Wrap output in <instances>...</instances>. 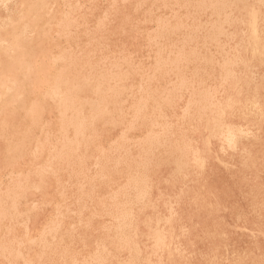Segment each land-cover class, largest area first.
Segmentation results:
<instances>
[{
	"label": "rangeland",
	"instance_id": "obj_1",
	"mask_svg": "<svg viewBox=\"0 0 264 264\" xmlns=\"http://www.w3.org/2000/svg\"><path fill=\"white\" fill-rule=\"evenodd\" d=\"M3 1V2H2ZM0 0V264H264V0ZM8 1V2H6ZM11 1V2H10ZM14 1V2H13ZM18 1V3H17ZM53 1V2H52ZM56 1V2H55ZM86 1V2H85ZM88 1V2H87ZM91 1V2H90ZM93 1V2H92ZM154 2L153 4L151 3ZM165 1V2H163ZM169 1V2H168ZM171 1V2H170ZM177 1V2H176ZM183 1V3H182ZM201 1V2H200ZM211 2L207 4L208 2ZM213 1V2H212ZM219 1V2H218ZM224 2V6L221 5ZM228 1V2H227ZM263 3H258V2ZM13 2V3H12ZM65 2V3H64ZM75 2V3H74ZM95 2V3H94ZM111 4H110V3ZM114 2V3H113ZM133 2V3H132ZM138 2V3H136ZM150 2V3H149ZM156 2V3H155ZM167 2V3H166ZM199 4H197V3ZM207 2V3H206ZM228 4H227V3ZM230 2V3H229ZM11 3V4H10ZM16 3V4H15ZM81 3V4H80ZM93 3V4H92ZM97 3V4H96ZM135 3V4H134ZM161 3V4H160ZM164 5V8L162 7ZM165 3V4H164ZM169 3V4H168ZM173 3V4H172ZM177 3V4H176ZM190 3V5H189ZM193 5H192V4ZM203 3V5H202ZM206 3V4H205ZM214 3V4H213ZM220 3V4H218ZM10 4V5H9ZM74 6H73V5ZM80 4V5H79ZM86 4V5H85ZM89 4V5H88ZM91 4V5H90ZM95 4V5H94ZM109 4V8H108ZM126 4V5H125ZM141 4V6H140ZM149 4V5H148ZM151 4V5H150ZM156 4H159L158 6ZM173 6H172V5ZM179 4V6H178ZM205 4V5H204ZM236 4V6L234 5ZM238 4V5H237ZM262 4V5H261ZM5 5V6H4ZM14 5V6H13ZM18 7H17V6ZM46 5V7H45ZM49 5H51L49 7ZM63 7H62V6ZM82 5V6H81ZM87 8H84L85 6ZM114 5V6H112ZM133 5V6H132ZM138 5V6H137ZM145 5V7H144ZM154 5V6H153ZM160 5H162L160 7ZM182 5V6H181ZM201 5V6H199ZM216 7L214 8L213 7ZM217 5V6H215ZM231 5V6H230ZM13 6V8H12ZM20 6V7H19ZM29 6V7H28ZM90 6V7H89ZM94 6V7H93ZM98 6V7H96ZM105 6V7H104ZM116 6V8H115ZM132 6V7H131ZM151 6V7H147ZM169 6V7H168ZM172 6V7H170ZM175 6V7H174ZM177 6V7H176ZM181 6V8H180ZM187 6V7H186ZM190 6V7H189ZM194 6V9L193 7ZM195 6L197 7L195 9ZM212 6V7H211ZM229 6V7H228ZM240 6V7H239ZM54 7V8H53ZM79 7V8H78ZM118 7H120L118 9ZM124 7V8H123ZM131 7V10H130ZM137 7V8H136ZM160 9L161 11L155 10ZM167 9H166V8ZM186 7V8H185ZM222 7V8H221ZM228 7V8H227ZM235 7V8H234ZM238 7V9H237ZM243 7V8H242ZM5 8V9H4ZM10 8V9H8ZM45 8V9H44ZM48 8V9H47ZM76 8V9H75ZM84 8V10H83ZM93 8V9H92ZM107 9L104 11V9ZM139 8V9H138ZM152 8V9H150ZM170 8V10H169ZM178 8V9H177ZM180 8V9H179ZM214 8V10H213ZM218 8V9H217ZM225 10H224V9ZM241 8V9H240ZM24 9V10H23ZM109 9V10H108ZM115 9V10H114ZM125 9V10H124ZM145 11H144V10ZM175 12H173L172 11ZM175 9V10H174ZM177 9V10H176ZM189 9V10H188ZM204 9L203 11L199 10ZM207 9V10H206ZM210 9V10H209ZM220 9V10H219ZM233 9H235L233 11ZM12 10V11H11ZM50 10V12H49ZM54 10V12H53ZM59 10V11H58ZM69 10V11H67ZM90 10V11H89ZM100 10V11H96ZM111 10V11H110ZM123 10V11H122ZM148 10V12H146ZM163 10V11H162ZM166 10V12H165ZM212 10V11H211ZM219 10V11H217ZM224 10V11H222ZM230 10V11H229ZM9 11V12H8ZM73 11V12H72ZM89 13H88V12ZM96 11V12H95ZM107 11V12H106ZM115 13H114V12ZM132 11V12H131ZM134 11V12H133ZM155 11V12H153ZM186 11V12H185ZM194 11V12H193ZM233 11V12H232ZM20 14H19V13ZM47 12H49L47 14ZM64 12V13H63ZM71 12V13H70ZM84 12V13H82ZM106 12V13H105ZM119 14H117V13ZM121 12V13H120ZM144 12V13H143ZM154 14H153V13ZM168 12V15H167ZM184 12V13H183ZM192 12V13H191ZM203 12V13H201ZM208 12V13H207ZM215 12V13H213ZM219 12V14H218ZM226 12V13H224ZM14 13V15H13ZM67 13V14H65ZM86 13V14H85ZM96 13V14H95ZM101 13V14H100ZM127 13V14H126ZM135 13V14H134ZM150 13V14H147ZM179 13V14H178ZM187 13V14H186ZM190 15H189V14ZM222 15H221V14ZM46 14V15H45ZM74 14V15H73ZM82 14V15H78ZM91 14V15H90ZM103 14V15H102ZM107 14V15H106ZM117 14V15H116ZM122 14V15H121ZM134 14V15H133ZM138 14V15H137ZM162 14V16H161ZM170 14V15H169ZM173 14V16H172ZM178 14V15H176ZM195 14V15H194ZM203 14V15H202ZM215 16H214V15ZM229 14V15H228ZM95 15V16H94ZM102 15V16H101ZM142 15V16H140ZM144 15V16H143ZM159 15V17H158ZM166 15V16H165ZM176 15V16H175ZM185 15V16H184ZM188 15V16H187ZM213 15V16H212ZM224 15H228L224 16ZM7 16V18H6ZM15 16V17H14ZM74 16V17H73ZM82 16V17H81ZM87 16V17H86ZM104 16V17H103ZM120 18H117L119 17ZM135 16V17H134ZM155 16V17H154ZM183 16V17H182ZM190 18H187L189 17ZM193 16V17H192ZM217 16V17H216ZM224 16V17H223ZM229 16H232L229 18ZM234 16V17H233ZM20 17V18H19ZM59 17V18H58ZM85 17V19H84ZM104 20V21H102ZM108 17V19H107ZM113 17V18H112ZM114 17H116L114 19ZM126 17V19L124 18ZM161 17V18H160ZM167 17V20L165 18ZM174 17V19H172ZM178 17V19L176 18ZM181 17V18H180ZM198 17V18H197ZM210 19H209V18ZM212 17V18H211ZM226 17V18H225ZM239 17V18H238ZM11 18V19H10ZM73 18V19H71ZM83 21H82V19ZM93 18V20H92ZM96 18V19H95ZM106 18V19H105ZM146 20H145V19ZM150 18V19H149ZM155 18V19H153ZM164 18V20H163ZM171 18V19H170ZM185 18V19H184ZM217 19L216 20H214ZM235 18V20L233 19ZM237 18V20H236ZM6 19V20H5ZM9 21H8V20ZM26 19V20H25ZM56 19V20H55ZM68 19V20H67ZM91 21H90V20ZM142 19L143 22H142ZM152 19V20H151ZM177 19V20H176ZM189 19V20H188ZM192 19V20H191ZM198 19V20H197ZM58 20V21H57ZM106 20V21H105ZM108 20V23H107ZM140 23H139V21ZM154 20V21H153ZM156 20V21H155ZM161 20V21H160ZM163 20V21H162ZM182 20V22H181ZM202 20H204L202 22ZM206 20V21H205ZM209 20V21H208ZM214 22H213V21ZM223 20V22L219 21ZM241 20V21H239ZM11 21V22H10ZM73 21V22H72ZM100 21V24H99ZM113 21V22H112ZM116 21V22H115ZM120 24H119V22ZM130 21V22H129ZM168 21V25H166ZM175 21V24H174ZM177 21H180L176 23ZM185 21V22H184ZM212 21V22H211ZM238 21V22H237ZM7 22V23H6ZM39 22V23H38ZM77 22V23H76ZM91 22V23H89ZM97 22V23H96ZM111 22V23H110ZM118 22V23H117ZM122 22V23H121ZM125 22V24H124ZM138 22V23H136ZM150 22V23H149ZM159 22V23H158ZM207 24H205V23ZM210 22V23H209ZM231 22V23H230ZM12 23V24H10ZM55 23V24H54ZM66 24V26L64 25ZM103 23H105L103 25ZM156 23V24H153ZM165 23V24H164ZM188 23V24H187ZM195 24V26L192 25ZM202 23V24H200ZM219 23V24H218ZM227 23V24H226ZM233 23V24H232ZM6 24V25H5ZM11 26H10V25ZM78 26H77V25ZM83 26H81V25ZM95 25V27L93 26ZM107 24V25H106ZM113 24V25H112ZM116 24V25H115ZM130 24H132L130 26ZM150 24V25H149ZM158 24V25H157ZM164 26H161V25ZM229 24V26H228ZM54 25V26H53ZM56 25V26H55ZM63 25V26H61ZM102 25V26H101ZM115 25V26H114ZM119 25V26H118ZM123 25L125 28H123ZM126 25V26H125ZM156 25V26H154ZM160 25V26H159ZM177 25V26H176ZM181 25V26H180ZM191 27H189V26ZM201 25V26H200ZM224 25V26H223ZM3 28H2V27ZM26 26V27H25ZM29 26V27H28ZM77 26V27H76ZM80 26V27H79ZM85 26V27H84ZM92 26V27H91ZM98 26V27H97ZM101 26V28H100ZM104 26V27H103ZM114 26V27H113ZM121 26V27H120ZM135 26V27H134ZM169 26L170 30L168 27ZM175 28H174V27ZM180 26V27H178ZM183 26V27H182ZM186 26V28H185ZM188 26V28H187ZM198 26V27H197ZM209 26V27H208ZM222 28H221V27ZM8 27V28H7ZM65 27V28H64ZM79 27V28H78ZM82 27V28H81ZM84 27V28H83ZM90 27V28H89ZM108 27V28H107ZM134 27V28H133ZM152 27V28H151ZM156 27V28H155ZM159 27V28H158ZM161 27V28H160ZM166 27L164 31L163 28ZM182 27V28H181ZM206 29H204V28ZM215 27V28H214ZM25 28V29H24ZM27 28V30H26ZM96 28V29H95ZM115 28V29H114ZM142 28V29H141ZM155 28V30H154ZM174 28V30L172 29ZM184 28V29H183ZM203 28V29H202ZM210 28V29H208ZM213 28V29H212ZM32 29V31H31ZM61 29V30H60ZM64 29V30H63ZM77 29V31H76ZM102 29V30H101ZM107 29V31H106ZM113 29V30H112ZM123 29V30H122ZM134 29V30H133ZM161 29V31H160ZM177 29V30H176ZM180 29V30H179ZM186 29V30H185ZM192 30V32L190 31ZM195 29V32H194ZM197 29V30H196ZM202 29V31H200ZM221 29V30H220ZM57 30V31H56ZM74 30V32H73ZM86 31L85 33L83 32ZM92 30V31H91ZM100 30V31H99ZM109 30V31H108ZM120 30V31H119ZM131 30V31H130ZM159 30V34H158ZM176 30V31H175ZM211 32H210V31ZM223 30V31H222ZM226 30V31H225ZM245 30V31H244ZM2 31V32H1ZM59 31V32H58ZM88 31V32H87ZM105 31V32H102ZM115 31V32H114ZM143 31V32H142ZM146 34H145V32ZM150 31V32H149ZM171 31H175L172 32ZM179 31H182L179 33ZM204 31V32H203ZM209 31V32H208ZM215 31V32H213ZM225 31V32H224ZM228 31V32H227ZM25 32V35H24ZM28 32V33H27ZM52 32V33H51ZM56 32V33H55ZM92 34H91V33ZM95 32V33H94ZM100 32H102L100 34ZM113 32V33H112ZM119 32V33H118ZM125 32V33H124ZM128 32V33H126ZM142 32V34H141ZM164 32V33H163ZM168 32V33H167ZM178 32V33H177ZM188 32V33H186ZM218 32V33H217ZM221 32V33H220ZM2 33H4L2 35ZM11 33V34H9ZM29 33L32 35H29ZM51 33V34H50ZM54 33V35H53ZM83 33V34H82ZM122 33V34H121ZM139 33L141 35H139ZM152 33V34H151ZM165 33L167 34L165 36ZM191 33V34H190ZM193 33V34H192ZM196 33V35H195ZM212 33L215 34H212ZM235 33V34H234ZM56 34V35H55ZM59 34V37H58ZM62 34V35H61ZM77 34V35H76ZM90 34V35H89ZM93 34H96L93 36ZM108 34V35H107ZM112 34V35H111ZM116 34V35H115ZM118 34V35H117ZM121 34V35H120ZM124 34V35H123ZM137 34V35H136ZM150 34V35H149ZM154 34V35H153ZM156 34V35H155ZM164 36H163V35ZM178 36H176V35ZM181 34V35H180ZM184 36H183V35ZM188 34V39L186 38ZM190 34V35H189ZM204 34V35H203ZM226 37H225V35ZM4 35L6 36L4 39ZM11 35V36H9ZM52 35V36H51ZM70 35V37H69ZM92 35V36H91ZM107 35V36H106ZM115 35V36H114ZM147 35L146 37H144ZM160 35V36H159ZM162 35V36H161ZM198 35V36H197ZM223 37H222V36ZM231 35V37H230ZM235 37H234V36ZM3 36V39H2ZM27 36V37H26ZM79 36V37H78ZM83 36V37H82ZM88 36V37H87ZM101 36V37H100ZM103 36V37H102ZM170 36V37H169ZM173 36V37H172ZM180 36V37H179ZM186 36V37H185ZM197 38H196V37ZM204 36V37H203ZM209 36V37H208ZM213 36V37H212ZM220 36V37H219ZM34 37V39H33ZM69 37V38H66ZM72 37V38H71ZM92 39H91V38ZM97 37V39L95 38ZM105 37V38H104ZM152 37V38H151ZM159 37V38H157ZM207 37V38H206ZM212 37V38H211ZM217 37V38H216ZM230 37V38H229ZM14 38V39H13ZM57 38V39H56ZM64 38V40H63ZM66 38V39H65ZM81 38V39H80ZM90 38V39H89ZM99 38V39H98ZM108 38V39H107ZM151 38V39H150ZM157 38V39H155ZM167 40H166V39ZM174 38V39H173ZM177 40H176V39ZM185 38V39H184ZM196 38V40L194 39ZM203 40H202V39ZM222 38V39H221ZM228 38V39H227ZM10 39V41H9ZM13 39V41H12ZM29 39V40H28ZM72 39V40H71ZM75 41H74V40ZM90 41H89V40ZM106 41H105V40ZM110 39V40H109ZM115 39V40H114ZM121 39V40H120ZM163 39V40H162ZM170 39V40H169ZM182 39V41L180 40ZM207 39V40H206ZM212 41H211V40ZM5 40V42L3 41ZM22 40V41H21ZM42 40V41H40ZM51 40V42H50ZM61 40V42H60ZM67 40V41H66ZM84 40V41H83ZM87 40V41H86ZM96 42H94V41ZM109 40V41H108ZM119 40V41H118ZM157 40V41H156ZM173 40V41H172ZM193 40V41H191ZM202 40V41H201ZM220 40V41H219ZM229 42H228V41ZM11 43H9V42ZM25 41V42H24ZM46 41V42H45ZM89 41V42H88ZM102 41V45H101ZM114 41V42H113ZM118 41V42H117ZM150 41V42H149ZM156 41V42H154ZM161 41H165L164 43ZM171 41V42H170ZM187 41L189 42L187 44ZM205 41V42H204ZM208 41V42H207ZM214 41V42H213ZM216 41V43H215ZM14 42V43H13ZM25 44H24V43ZM33 42V43H32ZM36 42V43H35ZM48 42V43H47ZM58 42V43H57ZM64 42V44H63ZM65 42L67 44H65ZM77 44H76V43ZM110 42V43H109ZM183 42V43H181ZM185 42V43H184ZM196 42V43H195ZM203 42V43H202ZM224 42V43H222ZM35 43V44H34ZM41 43V44H40ZM56 44L55 46L53 44ZM76 45H75V44ZM82 43V45H81ZM85 43V44H83ZM97 43V44H96ZM122 43V44H121ZM126 43V44H125ZM152 43V44H151ZM158 43V44H157ZM170 43V44H169ZM228 46H227V44ZM264 44V41L262 42ZM8 44V45H7ZM40 44V45H39ZM46 44V45H45ZM79 44V45H78ZM95 44V46H93ZM107 44V45H106ZM114 44V45H113ZM164 44V45H163ZM169 46H168V45ZM173 44V45H172ZM181 44V45H180ZM185 44V45H184ZM190 44V45H189ZM193 44V45H192ZM195 44V45H194ZM215 44V45H213ZM219 44V45H218ZM222 44H224L222 46ZM5 45V46H4ZM9 47H7V46ZM44 45V46H42ZM53 45V46H52ZM60 45V47H59ZM63 45V47H61ZM67 45L69 47H67ZM76 47H75V46ZM87 45V46H86ZM97 45V47H96ZM104 45V46H103ZM113 45V46H112ZM122 45V47H121ZM133 45V46H131ZM143 45V46H142ZM153 45V46H152ZM167 45V47H166ZM189 45V46H188ZM201 45V46H200ZM213 45V46H212ZM217 45V46H216ZM16 46V47H15ZM28 46V48H27ZM52 46V47H51ZM65 46V47H64ZM72 46V47H71ZM82 48H81V47ZM110 46V47H109ZM118 48H117V47ZM125 46V47H124ZM142 46V48L140 47ZM146 46V47H145ZM158 46V47H156ZM182 46V47H181ZM184 46V48H183ZM197 46V47H196ZM199 46V47H198ZM207 46L209 49H207ZM14 47V48H13ZM36 47V48H35ZM38 47V48H37ZM43 47V49H42ZM71 47V48H70ZM90 49H89V48ZM93 47V48H92ZM155 47V48H154ZM171 47V48H170ZM173 47V48H172ZM179 47H181L180 50ZM196 49H192V48ZM203 47V48H202ZM214 47V49H213ZM219 47V48H216ZM227 47V48H226ZM240 47V48H239ZM6 48V49H5ZM11 48V49H10ZM17 48V50H15ZM47 48V49H46ZM61 48V50L59 49ZM64 50L66 51V54ZM67 48V49H66ZM80 50H78V49ZM86 48V49H84ZM96 50H95V49ZM102 48V49H101ZM115 48V49H114ZM127 48V49H126ZM159 48V49H158ZM199 48V49H198ZM226 48V49H225ZM231 48V49H230ZM38 49H41L38 50ZM46 49V50H45ZM77 49V50H76ZM84 49V50H83ZM93 49V51H92ZM105 49V50H104ZM110 49V50H107ZM123 49V50H122ZM132 49V50H131ZM134 49V50H133ZM152 49V50H151ZM187 49L188 51H186ZM202 49L204 50L202 51ZM222 49V50H221ZM233 49V50H232ZM42 50H45L44 52ZM53 50V51H52ZM72 50V51H71ZM89 51V53L87 51ZM91 50V51H90ZM95 50V51H94ZM159 50L161 52H159ZM167 50V51H166ZM185 50V51H183ZM194 50V53H193ZM217 50V51H216ZM226 50V51H225ZM6 51V52H5ZM63 51V52H62ZM71 51V52H70ZM82 51V52H81ZM99 53H98V52ZM102 53H101V52ZM113 51V52H112ZM116 51V52H115ZM124 51V52H123ZM152 51V52H151ZM164 51V53L162 52ZM177 51V52H176ZM181 51V52H179ZM191 51V52H189ZM196 51V52H195ZM202 53V58L199 55ZM212 51V52H211ZM230 53H228V52ZM232 51V52H231ZM235 53H234V52ZM11 52V54L9 53ZM22 52V53H21ZM48 52V53H47ZM52 52V53H50ZM60 52V53H59ZM78 54H77V53ZM84 52V53H83ZM86 52V54H85ZM94 52V53H93ZM96 52V53H95ZM118 52V53H117ZM122 52V53H121ZM147 52V53H146ZM157 52V53H154ZM171 52V53H170ZM189 52V53H188ZM223 54H221V53ZM225 52V54H224ZM2 53V54H1ZM7 53V54H6ZM15 53V54H14ZM57 53V54H56ZM75 53V55H74ZM82 53V55H81ZM88 53V54H87ZM119 53H121L119 55ZM146 53V54H145ZM152 53V54H150ZM173 53H175L173 56ZM192 53V54H191ZM209 53V54H208ZM213 53H219L213 54ZM240 53V54H239ZM247 53V54H246ZM9 54V55H8ZM35 54V55H34ZM45 56H44V55ZM84 54V55H83ZM103 54V55H102ZM106 54V55H105ZM131 54V55H130ZM154 54V55H153ZM159 54V55H157ZM168 54V55H167ZM185 54V55H184ZM187 54L189 57L187 58ZM190 54L192 57H190ZM262 54V55H261ZM40 57H38V56ZM55 55V56H54ZM57 55V56H56ZM77 55V56H76ZM92 57H89L91 56ZM96 55V57H95ZM100 55V56H99ZM111 55V56H110ZM123 55V57H122ZM153 55V56H152ZM208 57L204 58L203 57ZM216 55V56H215ZM222 55V56H221ZM231 55V56H230ZM234 55V56H233ZM237 55V56H236ZM255 55V56H254ZM24 57V58H18ZM28 58H26V57ZM37 56V58H36ZM54 56V57H53ZM59 56V57H58ZM64 56V57H62ZM67 56V57H66ZM69 56V57H68ZM73 56V57H72ZM75 56V57H74ZM85 56V57H84ZM99 56V57H98ZM102 56V57H101ZM106 56V58H105ZM110 56V57H109ZM113 56V57H112ZM118 56V57H117ZM148 56V57H147ZM152 56V58H151ZM154 56H159L155 60ZM161 56V57H160ZM170 56V57H169ZM173 58L171 59V57ZM178 56V57H176ZM197 56V57H196ZM210 56V58H209ZM213 58H212V57ZM258 56V57H257ZM36 59V62L34 60ZM84 57L85 59H83ZM115 57V58H114ZM117 57V58H116ZM127 57V59H126ZM143 57V58H140ZM176 57V58H175ZM181 57V58H180ZM186 57V58H185ZM231 57V58H230ZM233 57V58H232ZM238 57V58H237ZM17 58L19 60H17ZM58 58V59H57ZM66 58H69L68 60ZM73 60H72V59ZM93 58V59H92ZM105 58V59H104ZM110 58V59H109ZM129 58V59H128ZM133 58V60H131ZM138 58V59H137ZM140 58V59H139ZM147 58V59H146ZM161 58V59H160ZM179 58V59H177ZM184 58L185 60H183ZM193 58V59H192ZM212 58V59H211ZM227 58V59H226ZM259 58V59H258ZM31 59H33L31 61ZM44 59V60H43ZM76 59V61H74ZM79 59V60H78ZM82 59V60H81ZM91 59L94 61L91 62ZM116 59V60H115ZM122 59V60H121ZM123 59L125 61H123ZM170 59V60H169ZM177 59V60H176ZM192 59V60H191ZM202 59V60H199ZM204 59V61H203ZM208 60L210 62L207 61ZM219 61H218V60ZM244 61H242V60ZM9 60V62H8ZM42 60V61H41ZM50 60V62H49ZM59 60V61H58ZM66 60V61H65ZM140 60V61H138ZM156 62H154V61ZM159 60V61H158ZM164 60V61H160ZM167 60V61H166ZM172 60V61H171ZM196 60V62H195ZM213 60V61H211ZM216 60V61H215ZM231 60V62H230ZM4 61V62H3ZM19 61V63H18ZM34 61V64H32ZM61 61V62H60ZM62 61L65 64H62ZM70 61V62H69ZM81 63H79V62ZM86 61V62H85ZM99 63H98V62ZM114 61L115 65H114ZM123 61V63H122ZM177 62V65L175 64ZM179 61V62H178ZM181 61V62H180ZM184 61H188L185 62ZM194 61V62H193ZM203 61V62H202ZM43 62V63H42ZM63 62V63H64ZM77 62V64L73 63ZM126 64H125V63ZM132 62V63H131ZM135 62L138 64H135ZM155 64H154V63ZM168 62V63H167ZM192 62V63H191ZM201 62V63H200ZM219 62V63H218ZM243 62V63H242ZM245 62V63H244ZM22 63V64H21ZM41 63V66L40 64ZM58 63V64H57ZM60 63V64H59ZM85 63V64H83ZM91 63V65H89ZM103 63V65H102ZM119 63V64H118ZM152 63V64H151ZM159 63V64H158ZM165 63V64H164ZM171 63V64H170ZM207 65H206V64ZM227 63V64H226ZM237 63V64H236ZM20 64V65H18ZM29 64V66H28ZM44 64V65H43ZM48 66H47V65ZM72 64V65H71ZM82 64V65H81ZM101 64V65H100ZM130 64V65H129ZM134 64V66L132 65ZM148 64V65H147ZM157 64V65H156ZM180 64V65H179ZM182 64V66H181ZM187 64L189 67H187ZM198 64V65H196ZM200 64V65H199ZM212 64V65H211ZM220 64V65H218ZM236 64V66L234 65ZM245 64V65H243ZM13 65V67H12ZM27 65V67H26ZM32 65V66H31ZM39 67H37V66ZM46 65V66H45ZM59 65V66H58ZM84 65V66H83ZM99 65V66H97ZM111 65V66H110ZM126 65V66H123ZM141 67H140V66ZM169 65V66H168ZM191 65V66H190ZM196 65V66H195ZM215 65V66H214ZM226 67H225V66ZM230 65L232 67H230ZM35 66V67H34ZM43 66V67H42ZM76 66V67H74ZM107 66V67H106ZM114 66V67H113ZM118 66V67H117ZM121 66V67H120ZM130 66V67H128ZM136 66V67H135ZM148 66L149 68H147ZM151 66V67H150ZM156 66V68H155ZM171 66V67H170ZM205 68H204V67ZM211 66V67H210ZM222 66V67H221ZM30 67V68H29ZM42 67V68H40ZM51 67L50 69H47ZM55 67V68H54ZM64 67V68H63ZM71 67V68H70ZM86 67V68H85ZM104 67V68H102ZM111 67V68H110ZM116 67V68H115ZM120 67V68H119ZM126 67V68H124ZM128 67V68H127ZM132 67V68H131ZM144 67V68H142ZM146 67V69H145ZM161 69H160V68ZM169 67V68H168ZM176 67V68H175ZM186 67V69H185ZM195 69H192L194 68ZM201 67V68H199ZM6 70H4V69ZM9 68V69H7ZM12 68V69H11ZM28 68V69H27ZM66 68V69H65ZM73 68L75 70H73ZM79 68V69H78ZM98 68V70H97ZM114 68V69H113ZM122 68V69H121ZM136 68V69H135ZM163 68V69H162ZM175 68V69H174ZM185 69V71L181 70ZM208 68L210 70H208ZM214 68V70H212ZM222 68V69H221ZM17 69V70H16ZM19 69V70H18ZM30 69V70H29ZM43 69L45 71H43ZM51 69H53L51 71ZM91 71H90V70ZM93 69V70H92ZM104 69V70H103ZM110 69V70H109ZM112 69V70H111ZM116 69H118L116 71ZM122 71H121V70ZM128 69V70H127ZM131 69V70H129ZM134 72H133V70ZM141 69V70H140ZM148 69V71H147ZM151 69V70H150ZM153 69V70H152ZM170 69V71H169ZM172 69V70H171ZM189 69V70H188ZM193 71H192V70ZM202 69V70H201ZM204 69V71H203ZM221 69V71H220ZM224 69V70H223ZM232 69V70H231ZM13 70V71H12ZM23 70V71H21ZM26 70V71H25ZM34 70V72H33ZM36 70V71H35ZM39 70V71H38ZM43 72L41 74V71ZM48 70V71H47ZM62 70V74L60 72ZM64 70V71H63ZM69 72V74L65 71ZM73 70V71H70ZM83 70V71H82ZM88 70V71H87ZM96 70V71H95ZM102 70V71H101ZM156 70V71H155ZM161 70V72H160ZM165 70V71H163ZM208 70V71H207ZM219 70V71H217ZM223 70V71H222ZM231 70V71H230ZM5 71V73H4ZM7 71V72H6ZM10 71V74L9 72ZM12 71V73H11ZM21 71V72H20ZM25 71V72H24ZM58 71V72H57ZM74 71H77L74 72ZM90 71V72H89ZM126 71V72H125ZM139 71V72H138ZM141 71V72H140ZM155 71V72H154ZM163 71V72H162ZM178 71V73L176 72ZM199 71V72H198ZM211 71V72H210ZM38 72V74H36ZM47 72V73H46ZM50 72V73H48ZM71 72L75 74H71ZM95 72V74L93 73ZM117 72V73H116ZM130 72V73H129ZM152 72L153 75L151 74ZM159 72V73H158ZM168 72V73H167ZM172 72V73H171ZM189 73V75L187 73ZM192 72V73H191ZM197 72V73H196ZM217 72H219L217 74ZM223 72V73H222ZM225 72V74H224ZM257 72V73H256ZM2 73V74H1ZM25 73V74H23ZM45 73V75H44ZM52 73V75H50ZM54 73V74H53ZM55 73L57 75H55ZM65 73V74H64ZM83 75H81V74ZM99 73V74H98ZM122 73V75H121ZM126 73V75H125ZM134 73V74H133ZM140 75H139V74ZM170 73V74H169ZM178 75H177V74ZM196 73V74H195ZM238 73V74H237ZM252 73V74H251ZM13 74V76H12ZM34 74V76H33ZM36 74V75H35ZM101 74V75H100ZM104 74V75H102ZM110 74V75H109ZM113 74V76H112ZM120 74V75H119ZM133 74V75H132ZM143 74V76H142ZM157 74L159 75L160 79ZM163 74V75H161ZM166 74V75H165ZM192 74V75H191ZM205 74V75H204ZM230 74V75H229ZM4 75V76H3ZM7 75V76H6ZM25 75V76H24ZM42 75V76H41ZM54 75V76H53ZM66 75V77H64ZM70 77H69V76ZM77 75L78 79H77ZM92 75V76H90ZM116 75V76H115ZM119 75V76H118ZM139 75V76H137ZM146 75V76H145ZM149 75L152 77L149 79ZM161 75V76H160ZM165 75V76H164ZM174 75V76H173ZM201 76L198 77V76ZM216 75V76H215ZM220 75V76H219ZM224 75V76H223ZM7 78H6V77ZM22 76V77H20ZM59 76V77H58ZM83 76V78H82ZM96 76V77H95ZM99 76V77H98ZM108 79H105V77ZM116 79H115V77ZM168 76L170 78H168ZM179 76V77H178ZM188 77L186 80L184 77ZM209 76V78H204ZM9 77V78H8ZM35 80L40 81V83ZM43 77V78H42ZM46 79H45V78ZM48 77V78H47ZM51 77L52 80L51 81ZM56 77V78H55ZM62 77V78H60ZM86 77V78H84ZM98 77V78H97ZM102 77V78H101ZM110 77V78H109ZM123 79H122V78ZM127 77V78H126ZM130 77V79H129ZM136 77V78H135ZM139 77V78H138ZM142 77V78H141ZM147 77V78H146ZM158 77V78H156ZM169 79L167 81V79ZM175 77V79H174ZM203 77V78H202ZM224 77V78H223ZM228 78L226 80V78ZM2 78H6L3 79ZM12 78V79H11ZM14 78V79H13ZM22 78V79H21ZM42 78V79H41ZM50 78V82L47 80ZM146 78V79H144ZM156 78V79H155ZM164 78V79H163ZM178 78V79H177ZM182 78V79H181ZM191 78V80H190ZM219 78V79H218ZM222 78V80H220ZM233 78V79H232ZM263 78V79H262ZM9 79L11 81H9ZM69 82H68V80ZM72 79V80H71ZM83 79V80H82ZM85 79V80H84ZM96 79V80H95ZM119 79V80H118ZM133 79V80H132ZM140 79V81H139ZM144 79V80H142ZM155 79V80H154ZM193 79V80H192ZM195 79V80H194ZM204 79V80H203ZM212 79H215L214 81ZM224 79V80H223ZM5 80V81H4ZM19 80V82H18ZM34 83H32V81ZM58 80V81H56ZM60 80V81H59ZM63 80V81H61ZM82 80V81H81ZM96 84L94 86L93 83ZM104 80V81H103ZM127 80V81H126ZM130 80V81H129ZM137 80V81H136ZM150 80V81H147ZM176 80V81H174ZM198 82H197V81ZM211 80V82H210ZM262 80V81H261ZM86 81V82H85ZM94 81V82H93ZM107 82V87L106 83ZM110 81V82H109ZM125 81V82H124ZM133 81V83H132ZM135 81V82H134ZM154 83H153V82ZM164 81V82H163ZM167 81V82H166ZM174 81V82H173ZM178 81V83H177ZM182 81V83H181ZM204 86L203 85V83ZM5 84H4V83ZM28 82V83H27ZM36 82V83H35ZM42 82V83H41ZM45 82V83H44ZM52 82V84H50ZM59 82V83H58ZM64 82V83H63ZM101 82V83H100ZM112 82V83H111ZM121 82V83H120ZM180 82V83H179ZM187 82V83H186ZM189 82V83H188ZM193 82V83H192ZM208 82V83H207ZM219 82V83H218ZM224 82V83H223ZM8 86L6 88V86ZM14 83V84H12ZM31 83V85H30ZM80 83V84H79ZM83 83V84H82ZM92 83V84H91ZM114 83V84H113ZM122 83H126L124 86ZM142 83V84H141ZM165 83V84H164ZM169 83H171L169 85ZM196 83V85H195ZM202 83V86L200 84ZM222 83V84H221ZM230 85H228V84ZM35 84V85H34ZM39 84V85H38ZM59 84V85H58ZM63 84V85H62ZM111 84V87H110ZM116 84V85H115ZM129 84V85H128ZM136 84L138 87H136ZM150 84V85H149ZM156 84V85H154ZM163 84V85H162ZM168 84V85H167ZM177 84L176 86H174ZM180 84V86L178 85ZM184 86H181V85ZM199 87H197L198 85ZM226 84V85H225ZM249 84V85H248ZM38 85V86H37ZM47 87H45V86ZM58 85V86H57ZM98 85V86H97ZM114 85V86H113ZM123 85V86H122ZM141 85V86H140ZM159 85V86H158ZM187 85V86H186ZM232 85V86H231ZM4 86V87H2ZM22 86V87H21ZM63 86V88L61 87ZM66 86V87H65ZM73 88H72V87ZM119 88L117 90L116 87ZM135 86V87H133ZM144 86V87H143ZM148 86V87H146ZM155 86V87H154ZM163 86H165L163 88ZM179 86V87H178ZM209 86V87H208ZM33 89L31 90L30 88ZM37 87V88H35ZM41 87V88H40ZM59 87V88H58ZM78 87V88H76ZM103 87V89H101ZM113 87V88H112ZM157 87V88H156ZM170 87V88H169ZM181 87V88H180ZM186 87V88H185ZM205 87V88H204ZM5 88V89H4ZM10 88V89H9ZM86 90H85V89ZM95 88V89H94ZM122 88V89H121ZM138 90H137V89ZM147 88V89H146ZM148 88H151L148 90ZM155 88V89H154ZM167 88V90H166ZM176 88V89H175ZM178 88V89H177ZM191 88V89H190ZM204 88V89H200ZM207 88V90H206ZM214 88V89H213ZM234 90L232 91V89ZM247 88V89H246ZM30 89V90H29ZM35 89V90H34ZM38 89V90H37ZM41 89H44L41 91ZM47 89V90H46ZM50 89V90H49ZM111 89V90H110ZM114 89V90H113ZM121 89V90H120ZM130 89V90H129ZM163 89V90H161ZM180 89V90H179ZM185 89V90H184ZM195 89V91H194ZM198 89V90H197ZM212 89V92L209 91ZM218 89V90H217ZM229 89V90H228ZM6 90V91H5ZM35 92H34V91ZM37 90V91H36ZM49 90V91H48ZM67 90V91H66ZM86 92H85V91ZM89 90V91H88ZM107 90V91H106ZM134 90V91H133ZM140 90V91H139ZM145 90V92L143 91ZM148 90V91H147ZM158 90V91H157ZM161 90V91H160ZM172 90V91H169ZM178 90V91H177ZM184 90V91H183ZM188 90V91H187ZM197 90V91H196ZM205 90V91H204ZM214 90V91H213ZM223 90V91H221ZM11 91V92H10ZM14 91V92H13ZM31 91V92H30ZM56 91V92H55ZM60 91V92H59ZM63 91V92H62ZM66 91V92H65ZM90 94H88V92ZM94 91V93H93ZM102 91V93H100ZM105 91V92H104ZM128 91V93H127ZM130 91V92H129ZM136 91V92H135ZM161 93H160V92ZM168 94H165L164 93ZM201 91V92H200ZM206 91H208L206 93ZM7 92V93H6ZM10 92V93H9ZM28 92V94H27ZM34 92V93H33ZM40 92V93H39ZM44 94H43V93ZM68 92V93H67ZM70 92V93H69ZM81 92V93H80ZM85 94H84V93ZM110 92V93H109ZM135 92V93H134ZM138 92V93H137ZM140 92V93H139ZM152 92V93H151ZM155 92V93H154ZM173 93L175 95L172 94ZM214 92V93H213ZM217 92V93H216ZM221 92V93H220ZM223 92V93H222ZM6 93V94H5ZM9 93V94H8ZM13 93V94H12ZM32 93V94H31ZM105 93V94H104ZM112 93V94H111ZM144 95H141V94ZM171 93V94H169ZM189 93V94H188ZM194 94V97L191 95ZM198 93L202 96H198ZM212 93V94H211ZM220 93V94H219ZM30 94V95H29ZM35 94V95H34ZM66 94V96H65ZM92 94V95H91ZM98 94V95H97ZM99 94H104L100 97ZM117 94V95H116ZM124 94V96H123ZM140 94V95H139ZM149 94V95H148ZM159 94V95H158ZM179 94V95H178ZM185 94V95H184ZM224 94V95H223ZM53 95V97H52ZM55 95V96H54ZM58 95V96H57ZM62 95V96H61ZM72 95V96H71ZM74 95V96H73ZM91 95V96H90ZM97 95V96H96ZM116 95V96H115ZM122 95V96H121ZM129 95V96H128ZM133 95V96H131ZM154 97H153V96ZM157 95V96H156ZM210 95V96H209ZM228 95V96H227ZM231 95V97H230ZM237 95V96H236ZM252 95V96H251ZM34 96V97H33ZM37 96V97H35ZM45 96V97H44ZM76 96V97H75ZM85 96V97H83ZM107 96V98H106ZM137 98H133L136 97ZM142 96V97H141ZM146 96V97H145ZM179 98H177V97ZM181 96H184L181 98ZM192 96V97H191ZM198 96V99L197 97ZM215 96V97H214ZM223 96V98H222ZM254 96V98H253ZM2 97V98H1ZM11 97V98H10ZM20 97V98H19ZM94 97V98H93ZM95 97L97 98L95 100ZM104 97V98H103ZM112 97L114 99H112ZM127 97V98H126ZM145 97V98H144ZM158 97V100H157ZM162 99H161V98ZM166 97V98H165ZM188 97H190L188 99ZM199 97H203L200 98ZM217 97H220L217 98ZM227 97V98H226ZM235 97V98H234ZM29 100H28V99ZM34 98V99H33ZM76 98L77 101H76ZM88 98V99H87ZM107 101H106V99ZM109 98V99H108ZM120 98V99H119ZM133 98V99H131ZM148 98V99H147ZM153 98L152 100H150ZM176 98V99H175ZM187 98V99H186ZM193 98V99H192ZM217 98V99H216ZM234 98V99H233ZM40 100V102L38 101ZM49 99V100H47ZM75 99V100H74ZM83 99V100H81ZM99 99V100H98ZM145 101H143V100ZM156 99V100H155ZM165 99V100H164ZM171 99V100H170ZM175 99V100H174ZM210 99V101H209ZM214 99V101H213ZM227 99V100H226ZM233 99V100H232ZM21 103H20V101ZM23 100V101H22ZM65 100V101H64ZM101 103H99L98 101ZM102 100V101H101ZM105 100V101H104ZM109 100V101H108ZM116 100V101H114ZM135 100V101H134ZM137 100V102H136ZM148 100V101H147ZM163 100V101H162ZM169 102H168V101ZM176 100L178 101L176 103ZM191 100H194L191 101ZM199 100V101H198ZM225 100V101H224ZM233 102H232V101ZM17 101V102H16ZM26 101V102H25ZM33 101V102H32ZM36 101V102H35ZM47 102V104L45 102ZM75 101V102H74ZM104 101V102H103ZM114 101V102H113ZM121 101V102H120ZM130 101V102H129ZM156 101V102H155ZM159 101V102H158ZM161 101V103H160ZM167 103H166V102ZM228 101V103H226ZM30 102V103H29ZM42 102V103H41ZM54 102V103H53ZM77 102V103H76ZM93 102V103H92ZM112 102V103H111ZM128 102V103H127ZM137 104V106H135ZM152 102L153 106L151 105ZM155 102V103H154ZM175 102V103H174ZM186 102V103H185ZM197 102V103H196ZM203 102V104H202ZM206 102V103H205ZM221 102V103H220ZM225 102V103H224ZM256 102V103H254ZM58 103V104H57ZM82 103V104H81ZM95 103V104H94ZM115 103V104H114ZM130 106H127L129 105ZM134 105L132 107V104ZM143 103V104H142ZM164 103V105H163ZM166 103V104H165ZM170 103V104H169ZM184 103L186 105H184ZM217 103V104H216ZM232 103V104H231ZM238 103V104H237ZM17 104V105H16ZM22 104V106L20 105ZM28 106H27V105ZM30 104V105H29ZM34 104V105H33ZM55 104V105H53ZM75 104V105H73ZM88 106V108L85 106ZM112 104V105H111ZM197 104L199 110H195ZM219 104V106H218ZM221 104V106H220ZM223 104V106H222ZM257 104V105H256ZM10 105V106H9ZM20 105V106H19ZM26 105V106H25ZM53 105V106H51ZM96 107H95V106ZM102 106L98 107V106ZM158 105V106H157ZM170 106V107H167ZM195 107H193V106ZM203 105V106H202ZM217 105V107H216ZM39 106V107H38ZM46 106V107H45ZM62 106V107H61ZM83 106V108H82ZM94 106V107H93ZM109 106V107H108ZM113 106V107H112ZM117 106V107H115ZM119 106V107H118ZM124 106V107H123ZM127 106V107H126ZM142 106V107H141ZM147 106V107H146ZM151 108H150V107ZM159 106H161L159 108ZM167 108H166V107ZM180 106V107H179ZM189 106V108H188ZM210 106V107H208ZM230 106V107H229ZM41 107V108H40ZM45 107V108H44ZM55 107V108H54ZM77 107V108H76ZM98 107V108H97ZM121 107V108H120ZM139 107L141 109H139ZM144 107V109H143ZM158 107V108H157ZM174 107V108H173ZM183 107V110H182ZM186 107V108H185ZM202 110H201V108ZM226 107V108H225ZM34 108V109H32ZM36 108V109H35ZM51 108V109H50ZM61 108V110H60ZM63 108V109H62ZM95 108V109H94ZM97 108V110H96ZM108 108V109H107ZM111 108V109H109ZM114 108V109H113ZM130 108V109H129ZM131 108H133L131 110ZM163 108V109H162ZM176 108V109H175ZM210 108V109H209ZM213 108V109H211ZM215 108V109H214ZM222 108V109H221ZM230 108V109H228ZM22 110L20 112V110ZM45 109V111H44ZM47 109V111H46ZM67 109L68 113L65 111ZM69 109V110H68ZM90 109V110H89ZM93 109V111H92ZM122 109V110H121ZM151 109V110H150ZM155 109V110H154ZM158 109V110H157ZM160 109V110H159ZM168 109V110H167ZM194 109V111H192ZM207 109V110H205ZM9 110V111H8ZM19 110V111H18ZM32 110V111H31ZM39 110V111H38ZM42 110V114H41ZM54 110V111H51ZM59 110V111H58ZM71 110V112H70ZM73 110V111H72ZM84 110V111H83ZM102 110V112H101ZM118 110V111H117ZM126 110V113H125ZM128 110V111H127ZM130 110V111H129ZM137 110V111H135ZM145 110V111H144ZM149 110L151 112H149ZM171 110L173 112H171ZM187 110V111H186ZM205 110V111H204ZM211 110V112H210ZM216 112H215V111ZM224 110V111H223ZM25 111V112H23ZM63 111V112H62ZM87 111V114H86ZM115 111V112H114ZM140 111V112H138ZM155 111V112H154ZM202 111L204 112L202 114ZM214 111V112H213ZM219 111V112H218ZM227 113L225 114V112ZM14 112V114H13ZM47 112V113H46ZM54 112V113H53ZM56 112V113H55ZM84 112V113H83ZM96 112V113H95ZM135 112V114H134ZM137 112V113H136ZM144 112V113H143ZM147 112V114H146ZM160 112V113H158ZM163 112V113H162ZM194 112V113H193ZM196 112V113H195ZM200 112V113H199ZM221 112V113H220ZM10 116H9V114ZM25 113L27 114L25 116ZM35 113V114H34ZM50 113V114H49ZM71 115H70V114ZM79 113V114H78ZM81 113V115H80ZM91 113V114H90ZM93 113V114H92ZM111 113V114H110ZM115 113V115L113 114ZM119 113V114H117ZM124 113V114H121ZM143 113V115H142ZM150 113V114H149ZM152 113V114H151ZM186 113V114H185ZM191 113V114H190ZM206 113V114H205ZM208 113V114H207ZM211 113V114H210ZM216 115H215V114ZM7 114V116H5ZM13 114V115H12ZM19 116H18V115ZM24 114V115H23ZM32 116L29 120V115ZM40 114V115H38ZM47 114V116H46ZM49 114V116H48ZM76 114V115H75ZM89 114V116H87ZM101 114V116H100ZM107 114V115H106ZM138 114V115H137ZM141 114V115H140ZM171 114V115H170ZM181 115V117L179 115ZM194 114V115H193ZM199 114V115H198ZM201 114V117H200ZM213 114V115H212ZM254 114V115H253ZM4 115V116H3ZM17 115V116H16ZM34 115V116H33ZM55 115V116H54ZM57 115V116H56ZM59 115V116H58ZM79 115V117H78ZM92 115V116H91ZM120 115V116H119ZM135 115V116H134ZM140 115V116H139ZM191 115V118L190 116ZM196 115V117H195ZM198 115V116H197ZM207 115V116H206ZM211 115V116H210ZM3 116V117H2ZM27 118L25 120V118ZM36 116V119H35ZM46 116V117H45ZM75 116L74 120L73 117ZM82 116V117H81ZM97 116V117H96ZM103 116V117H102ZM114 116L116 117L114 119ZM122 116V117H121ZM124 116V117H123ZM133 116V117H130ZM143 116V117H141ZM160 116V117H158ZM164 116V117H163ZM177 116V117H176ZM187 116V118H186ZM205 118L204 119L202 118ZM215 116V117H213ZM221 116V117H220ZM226 116V117H225ZM5 117V118H4ZM15 117V118H12ZM22 117V119H21ZM44 117V118H43ZM56 117V118H55ZM72 117V118H71ZM81 117V118H80ZM85 117V118H84ZM102 117V118H101ZM118 117V118H117ZM127 119H126V118ZM137 117V118H136ZM141 117V118H139ZM152 117V118H151ZM157 117V118H156ZM209 117V118H208ZM213 117V118H212ZM12 118V119H10ZM20 118V119H19ZM38 118V120H37ZM49 118V119H47ZM54 118V119H53ZM65 118V119H64ZM79 118V119H78ZM89 118V119H88ZM101 118V119H100ZM112 118V119H110ZM121 118V119H120ZM133 118V119H132ZM136 118V120H135ZM161 118V119H159ZM164 118V119H163ZM177 118V119H176ZM186 118V119H182ZM195 118V119H194ZM8 121H7V120ZM10 119V120H9ZM16 119V120H14ZM43 119V120H42ZM57 119V122L55 121ZM61 119V120H60ZM76 119V120H75ZM85 121H84V120ZM93 119V120H91ZM95 119V120H94ZM106 119V120H104ZM114 119V120H113ZM119 119V120H118ZM145 119V120H144ZM152 119V120H151ZM154 119V120H153ZM163 119V120H162ZM176 119V121H175ZM210 119V120H209ZM222 119V121H221ZM229 119V120H228ZM4 120V121H3ZM24 120V121H23ZM34 120V121H33ZM39 122H37V121ZM50 120V121H49ZM60 120V121H59ZM79 122L77 123V121ZM97 120V121H96ZM110 123H109V121ZM112 120V121H111ZM134 120V121H133ZM142 120V121H140ZM144 120V121H143ZM148 120L146 125L144 124ZM166 120V121H164ZM192 120V121H191ZM195 120V121H194ZM197 120V121H196ZM203 120V122L201 121ZM47 121V122H46ZM73 121V122H72ZM84 121V122H83ZM90 121V122H89ZM92 121V122H91ZM115 121V122H114ZM126 121V122H124ZM133 121V122H132ZM136 121V122H135ZM160 121V122H159ZM162 121L164 123L162 124ZM178 121V122H177ZM187 121V123H186ZM194 121V122H193ZM212 121V123H211ZM214 121V122H213ZM217 124H216V122ZM221 121V122H220ZM6 122V123H5ZM13 122V123H12ZM23 122V123H22ZM27 122V123H26ZM29 122V124H28ZM42 122V123H41ZM57 125H55V123ZM62 122V123H61ZM87 122V123H86ZM96 122V123H95ZM108 122V123H107ZM124 122V123H123ZM129 122V124L127 123ZM140 122L142 124H140ZM150 122V123H149ZM153 122H155L153 124ZM169 122V123H168ZM177 122V124H176ZM181 122V124H180ZM185 122V123H184ZM192 122V123H190ZM197 122V123H196ZM9 123V124H8ZM20 123V126L19 124ZM26 123L27 126L24 124ZM33 123V124H31ZM34 123H36L34 125ZM95 123V124H94ZM102 123V124H100ZM114 123V124H113ZM119 123V125L117 124ZM122 123V124H121ZM126 123V124H125ZM136 125H135V124ZM171 123V124H170ZM174 123V124H172ZM207 123V124H206ZM228 123V124H226ZM38 124V125H37ZM39 124H41L39 126ZM48 124V125H47ZM54 124V125H51ZM58 124H63L59 125ZM68 124V125H67ZM78 124V126H77ZM95 126H94V125ZM106 125V127L104 126ZM108 124V125H107ZM133 124V125H132ZM139 124V125H138ZM150 124V126H149ZM152 124V125H151ZM185 126H184V125ZM187 124V125H186ZM194 128L192 127V125ZM209 124V125H208ZM215 126H213V125ZM216 124V125H215ZM232 124V125H231ZM13 125V126H12ZM23 125V127H22ZM32 125V126H30ZM51 125V126H50ZM65 125V126H64ZM113 127H112V126ZM118 125V126H116ZM140 125H142L140 127ZM168 125V126H167ZM172 125V126H170ZM182 125V126H181ZM220 125V126H219ZM235 125V126H234ZM237 125V126H236ZM246 125V126H245ZM8 126V127H7ZM35 126V127H34ZM44 126V127H43ZM48 129H47V127ZM50 126V127H49ZM58 126V127H57ZM67 126V127H66ZM76 126V127H75ZM83 126L85 128H83ZM126 126H130L129 129ZM132 126V127H131ZM135 126V127H134ZM139 126V127H138ZM145 126V127H144ZM162 126V127H161ZM176 126V127H175ZM180 126V127H179ZM184 126V127H183ZM190 126V127H188ZM202 126V127H201ZM225 126V128L223 127ZM242 126V127H241ZM244 126V128H243ZM16 127V129H15ZM20 127V128H19ZM38 127V128H37ZM40 127V128H39ZM55 129H54V128ZM70 127V128H69ZM76 129H75V128ZM79 127V129H78ZM93 127V128H92ZM99 127V128H98ZM102 127V128H101ZM119 127V128H117ZM161 129H160V128ZM171 127V128H169ZM175 129H174V128ZM178 127V129H177ZM212 130V133L210 129ZM25 128V130H24ZM37 128L39 130H34ZM58 128V130H57ZM66 128V129H65ZM92 128V129H89ZM95 128V129H94ZM139 128V131H138ZM149 128V129H148ZM158 128V129H157ZM163 128V129H162ZM168 128V129H167ZM181 128V129H180ZM185 128V129H184ZM193 128V129H192ZM203 128H205L203 130ZM218 128V129H217ZM241 128V129H240ZM246 128V129H245ZM29 129V130H28ZM46 129V130H45ZM50 129V130H49ZM69 129V130H68ZM71 129V130H70ZM75 129V130H74ZM83 131H82V130ZM87 129V131H85ZM100 129V130H99ZM109 129V130H108ZM116 129V130H115ZM122 129V130H121ZM136 129V130H135ZM148 129V130H147ZM151 129V130H150ZM156 130L155 132L153 130ZM177 129V130H176ZM183 129V130H182ZM196 129V130H194ZM244 129V131H243ZM16 130V131H14ZM18 130V131H17ZM54 132H53V131ZM60 130V131H59ZM81 130V131H79ZM126 130V132H125ZM128 130V131H127ZM147 130V131H146ZM150 130V131H149ZM161 130V131H160ZM175 130V131H174ZM209 130V131H208ZM219 130V132H218ZM242 130V131H241ZM251 130V131H250ZM7 131H12L11 133ZM33 133H32V132ZM46 133H45V132ZM76 131V132H75ZM93 131V132H92ZM100 131V132H99ZM103 131V132H102ZM108 133H107V132ZM111 131V132H110ZM143 131V132H142ZM145 131V132H144ZM153 131V132H152ZM161 133H157V132ZM165 131V132H164ZM167 131V133H166ZM170 131V133L168 132ZM174 131V132H173ZM177 131V132H176ZM180 131V133H179ZM183 131V133L181 132ZM198 131V132H197ZM225 131V132H222ZM25 132V133H23ZM31 132V133H30ZM40 132V133H39ZM58 134H57V133ZM64 134H63V133ZM72 132V133H71ZM83 132V133H82ZM89 134H88V133ZM99 132V133H98ZM118 132V133H117ZM121 132V133H119ZM125 132V134H124ZM151 132V133H150ZM173 132V133H172ZM190 132V133H189ZM194 132V133H193ZM208 132V133H206ZM238 132V133H237ZM5 133V134H4ZM20 133V134H19ZM29 135H26V134ZM37 133V134H36ZM54 133V134H53ZM70 133L72 135H70ZM74 133V134H73ZM94 133V135H93ZM123 133V134H122ZM130 133V134H129ZM145 136H143L142 135ZM149 133L151 135H149ZM156 135L154 136L153 135ZM166 135H165V134ZM169 133V134H168ZM178 133V134H177ZM183 135H182V134ZM186 133V134H185ZM210 133V134H209ZM234 133V134H233ZM237 135H236V134ZM245 133V134H244ZM14 134V135H13ZM34 134V135H33ZM44 134V135H43ZM48 134V135H47ZM50 134V135H49ZM62 134V136H61ZM92 136H91V135ZM99 134V135H96ZM108 134V135H107ZM111 136H110V135ZM147 134V135H146ZM185 134V135H184ZM192 134V135H191ZM206 134V135H205ZM210 138H209V136ZM214 134H216L214 136ZM218 134V135H217ZM240 134H242L240 136ZM247 137H244L246 136ZM250 136H249V135ZM22 135L24 137H22ZM26 135V136H25ZM40 135V136H38ZM52 135H56L53 138ZM68 135V136H67ZM85 135V136H84ZM102 135V136H101ZM119 137H118V136ZM123 135V136H122ZM126 135V136H125ZM132 135V136H131ZM172 135V136H170ZM179 137H178V136ZM188 135V136H187ZM213 135V136H211ZM225 135V136H224ZM11 136V137H10ZM13 136L15 139H13ZM16 136V137H15ZM21 136V137H19ZM43 136V137H42ZM61 136V137H60ZM75 136V137H74ZM79 136V137H78ZM88 136V137H86ZM93 136L97 137L94 138ZM131 136V137H130ZM137 136V137H136ZM143 136V137H142ZM164 136V137H163ZM177 136V137H175ZM183 136V137H182ZM229 136V137H228ZM233 136V137H231ZM19 137V138H18ZM27 137V138H26ZM38 137V138H37ZM41 137V138H40ZM46 137V138H45ZM63 137V138H62ZM72 137V138H71ZM78 137V138H77ZM83 137V138H82ZM93 137V138H92ZM102 137V138H101ZM117 137V139L115 138ZM121 137V138H120ZM130 137V138H129ZM148 137V138H147ZM172 140H169L170 138ZM196 137V138H195ZM217 137V138H216ZM218 137H221L218 139ZM235 137V138H234ZM237 137V138H236ZM30 138V139H29ZM33 138V139H32ZM36 138V139H35ZM59 138V139H58ZM75 138V139H74ZM87 138H90L87 141ZM92 138V139H91ZM114 138V139H113ZM123 138V139H122ZM145 138V139H143ZM159 138V139H158ZM164 138V139H163ZM184 138V139H183ZM205 138V139H204ZM223 138V139H222ZM239 138V139H238ZM255 138V139H254ZM257 138V139H256ZM33 142H32V140ZM43 142H42V140ZM53 139V140H52ZM74 139V140H73ZM86 139V140H85ZM101 139V140H100ZM112 139V140H111ZM121 139V141L119 140ZM126 139V140H125ZM129 142H128V140ZM131 139V141H130ZM134 139V140H133ZM147 139V140H146ZM149 139V140H148ZM153 139V141H152ZM169 141H168V140ZM175 139V143L174 140ZM192 139V141H191ZM195 139V140H193ZM204 141H203V140ZM207 139V140H206ZM213 139V140H212ZM218 141H217V140ZM225 139V140H224ZM236 139V140H235ZM241 139V140H240ZM245 139V140H244ZM247 139V140H246ZM4 140V141H3ZM17 140V141H16ZM38 140V141H37ZM49 140V141H48ZM65 140V142H64ZM81 140V141H80ZM85 140V141H84ZM93 140V141H92ZM97 140V141H96ZM115 140V141H114ZM155 140V141H154ZM166 140V141H164ZM179 140V143H178ZM182 140V141H180ZM187 140V141H186ZM221 140V141H220ZM4 143H3V142ZM10 141L13 145L10 144ZM25 143H24V142ZM47 141V142H46ZM74 145H73V143ZM121 143H120V142ZM133 141V142H132ZM145 141V142H144ZM150 141V142H149ZM161 141V142H160ZM163 141V142H162ZM185 141V142H184ZM194 141V142H193ZM208 141L206 144L205 142ZM217 141V142H216ZM233 141V142H232ZM239 141V142H238ZM39 142V143H38ZM52 142V143H51ZM56 142V143H55ZM62 142V144H61ZM83 142V143H82ZM109 142V143H108ZM117 142V143H115ZM125 142V143H124ZM142 142V144H141ZM144 142V143H143ZM154 142V144H152ZM166 142V143H165ZM173 142V145H172ZM188 142V143H187ZM192 142V143H191ZM203 142V143H202ZM37 143V144H36ZM45 145H43V144ZM47 143V144H46ZM51 143V144H49ZM55 143V144H54ZM86 143V144H85ZM88 143V146H87ZM98 143V144H97ZM109 144L106 145V144ZM111 143V145H110ZM120 143V144H119ZM128 143V144H127ZM132 143V144H131ZM133 143L134 146H133ZM156 143L158 145H156ZM185 143V144H184ZM191 143V144H190ZM232 143V144H231ZM27 144V145H26ZM30 144V145H29ZM64 144L66 146H64ZM70 144V145H68ZM76 144V145H75ZM79 144V145H78ZM97 144V145H96ZM116 144V145H113ZM121 144H123L121 146ZM125 144V145H124ZM171 144V145H170ZM187 144V145H186ZM192 146H189V145ZM5 145V146H4ZM32 145V146H31ZM51 145V147H50ZM57 145L59 147H57ZM63 145V146H62ZM73 145V147H72ZM85 145V148H84ZM92 145V146H91ZM100 148H99V146ZM133 147H132V146ZM141 145V146H139ZM144 145V146H143ZM147 145V146H146ZM149 145L151 147H149ZM160 145V148L158 147ZM163 145V146H161ZM166 145V146H165ZM180 145H182L180 147ZM228 145V146H227ZM238 145V147H237ZM4 146V147H2ZM7 146V147H6ZM14 146V147H13ZM18 146V147H17ZM19 146H25L19 148ZM60 146L62 148H60ZM91 146V147H90ZM116 148H115V147ZM128 146V147H127ZM137 146V147H136ZM165 146V147H164ZM168 146V147H167ZM185 146V147H184ZM195 146V147H194ZM233 146V147H232ZM40 147V148H39ZM48 147V148H47ZM57 147V149H56ZM70 147V148H69ZM75 147V149H74ZM78 147V148H77ZM80 147V149H79ZM82 147V149H81ZM100 149H98V148ZM108 147V148H107ZM110 147V148H109ZM125 147V148H124ZM146 148L143 150V148ZM149 147V148H148ZM153 147V148H152ZM156 147V148H155ZM175 147V149H173ZM178 147V148H177ZM183 147V148H182ZM205 147V148H204ZM222 147V148H221ZM224 147V150H223ZM226 147V148H225ZM243 147V148H242ZM1 148L3 149L1 151ZM12 148V149H11ZM33 150H32V149ZM46 148V150L44 149ZM60 148V149H59ZM64 148H69V150ZM105 150H104V149ZM121 148V149H120ZM136 148V149H134ZM177 148V149H176ZM182 148V149H180ZM187 148V149H186ZM194 148V149H193ZM220 148V149H218ZM228 148V149H227ZM233 148L234 151H233ZM24 149V150H23ZM31 149V150H28ZM39 149V150H38ZM55 149V150H52ZM87 149V150H86ZM91 149V150H90ZM95 149V150H94ZM120 149V150H119ZM172 149V150H171ZM222 149V150H221ZM240 149V150H239ZM242 149V150H241ZM244 149V150H243ZM43 150V152H42ZM49 150V151H48ZM51 150V151H50ZM64 150V151H63ZM81 150V152H80ZM89 150V151H88ZM99 150V151H97ZM107 150V151H106ZM113 150H116L113 151ZM138 150V151H137ZM140 150V151H139ZM154 150V151H153ZM160 150L161 152H159ZM162 150H164L162 152ZM171 150V151H169ZM176 150V151H175ZM184 150V151H183ZM17 151V153H16ZM28 151V152H27ZM34 151V152H33ZM45 151V152H44ZM47 151V152H46ZM54 151V152H53ZM57 151V152H56ZM70 151V153H67ZM75 151V152H74ZM85 151V153H83ZM97 151V152H96ZM109 151V153H108ZM113 154H112V152ZM118 151V152H117ZM137 153H135V152ZM150 151V152H146ZM173 151V152H172ZM179 151V152H177ZM192 151V152H191ZM198 151V154H197ZM246 151V152H245ZM6 152V153H5ZM19 152V155H17ZM23 152V153H22ZM37 152V153H36ZM61 152V153H60ZM100 152V153H99ZM111 152V153H110ZM140 152V153H139ZM143 152V153H142ZM156 152L157 155H156ZM168 152H170L168 154ZM183 152V153H182ZM187 152V153H186ZM196 152V153H194ZM221 152V153H220ZM244 152V153H243ZM249 152V153H248ZM15 155H14V154ZM32 153V154H31ZM45 153H47L45 155ZM56 153V154H55ZM59 153V154H58ZM82 153V154H81ZM89 153V154H87ZM105 153V154H104ZM108 153V154H106ZM167 153V154H166ZM173 153V154H172ZM179 153V154H178ZM186 153V154H185ZM200 153V154H199ZM225 153V154H224ZM242 153V155H241ZM246 153V154H245ZM6 154H9L6 155ZM11 154V155H10ZM35 154V155H34ZM37 154V155H36ZM64 154V155H63ZM77 154V155H75ZM80 154V155H79ZM93 154V156H92ZM102 154L105 156H100ZM152 154V155H150ZM179 158L177 157L178 155ZM187 158H184V156ZM197 155V157L194 156ZM250 154V155H248ZM33 155V157H31ZM53 155V156H52ZM66 155V156H65ZM68 155L70 157L68 158ZM75 155V156H74ZM83 157H82V156ZM96 155V156H95ZM111 155V156H106ZM124 157H123V156ZM126 155V157H125ZM130 155V156H129ZM133 155V157H132ZM136 155V156H135ZM154 155V157H153ZM161 155L159 158L158 156ZM167 155V156H166ZM192 155V156H191ZM244 155V156H243ZM6 156V157H5ZM37 156V157H35ZM43 159H41L40 157ZM43 156V157H42ZM45 156V157H44ZM56 158H55V157ZM59 156V157H58ZM78 156V157H77ZM91 156V158H90ZM99 156V157H97ZM117 156V157H116ZM122 156V157H121ZM140 156V157H139ZM167 158H166V157ZM176 156V157H175ZM188 156V157H187ZM242 156V157H241ZM3 157V159H2ZM8 157V158H7ZM18 157V158H17ZM20 157V158H19ZM50 157V158H48ZM54 157V158H53ZM62 159H61V158ZM65 157V158H64ZM75 157V158H74ZM82 157V158H80ZM87 157L89 159H87ZM109 157V158H108ZM114 158L113 160L110 159ZM129 157V158H128ZM132 157V158H131ZM139 157V158H138ZM148 157V159L146 158ZM151 157V158H150ZM171 159H170V158ZM174 157V158H173ZM203 157V158H202ZM241 157V158H240ZM10 158V159H9ZM15 158V159H14ZM46 158V159H45ZM59 158V159H58ZM85 158V159H84ZM95 158V159H94ZM136 158L135 160H132ZM145 160H144V159ZM153 158V159H152ZM155 158V160H154ZM164 158V159H163ZM166 158V159H165ZM182 158V159H181ZM188 160H184V159ZM217 158V159H216ZM247 158V159H246ZM23 159V160H22ZM32 159V160H31ZM37 159V160H36ZM57 159V160H54ZM64 159V160H63ZM69 159L70 162L67 160ZM74 159V160H73ZM82 159V160H81ZM84 159V160H83ZM91 159V160H90ZM99 161H98V160ZM108 159V161H106ZM120 159V160H119ZM129 159V160H127ZM130 159L132 160L130 162ZM139 159V160H138ZM162 159V160H161ZM176 159V160H175ZM246 159V160H245ZM13 160V161H11ZM25 160V161H24ZM28 160V161H27ZM30 160V161H29ZM35 160V161H34ZM47 160V161H45ZM53 160V161H52ZM63 160V161H62ZM88 160V161H87ZM104 163H101L100 162ZM117 162H116V161ZM122 160V161H121ZM148 160V161H147ZM153 160V161H152ZM179 162H178V161ZM186 161V162H182ZM3 161V163H2ZM9 162V164L7 163ZM37 161V162H36ZM42 161V162H41ZM59 161V162H58ZM84 161V162H83ZM97 161V162H96ZM112 161V162H110ZM146 161L148 163H146ZM153 165H152V162ZM159 161V162H158ZM172 161V162H171ZM245 161V162H244ZM12 162V163H10ZM24 162V163H23ZM41 162V163H40ZM51 162V163H50ZM58 162V163H57ZM69 162V163H68ZM80 162V163H78ZM85 164H83V163ZM90 162V163H89ZM99 162V163H98ZM110 162V164H109ZM134 162V165H133ZM145 164H143V163ZM162 162V163H161ZM165 162V163H164ZM177 162V163H176ZM191 162V163H190ZM200 164H199V163ZM204 162V163H203ZM8 165H7V164ZM23 163V164H22ZM31 163V164H30ZM34 165H33V164ZM39 163V164H38ZM44 163V164H43ZM46 163V164H45ZM53 163L58 165H53ZM64 163V164H63ZM66 163V164H65ZM73 163V164H70ZM79 167H78V165ZM82 163V164H81ZM114 163V164H112ZM116 163V164H115ZM130 163V165L128 164ZM137 163V164H136ZM140 165H139V164ZM151 165H150V164ZM173 163V164H172ZM180 163V164H179ZM190 164V166L188 165ZM244 163V164H243ZM6 164V165H5ZM37 164V165H36ZM45 165L43 167V165ZM50 164V166H48ZM62 164V166H61ZM75 164V165H74ZM81 164V165H80ZM96 164V165H95ZM102 164V165H101ZM105 165L106 168L103 166ZM143 164V165H142ZM156 164V166H154ZM158 164V165H157ZM161 164V165H160ZM194 164V165H193ZM242 164V165H241ZM246 164V165H245ZM26 165V166H25ZM28 165V166H27ZM66 165V167H65ZM109 165V166H108ZM111 165V166H110ZM123 165V166H122ZM139 165V166H138ZM146 165V166H145ZM177 165V166H176ZM200 166V169L198 166ZM204 165V166H202ZM245 165V166H244ZM5 166V167H3ZM33 166V167H32ZM37 166V167H36ZM60 166V167H59ZM77 166V167H76ZM83 169H82V167ZM100 166V167H99ZM115 166V167H113ZM117 166V167H116ZM124 169H121V167ZM131 166V167H130ZM137 166V167H136ZM150 166V167H148ZM185 166V167H184ZM198 169H197V167ZM248 166V167H246ZM7 167V168H6ZM9 167V168H8ZM29 167V168H28ZM36 167V169H35ZM40 167V168H39ZM50 169H48V168ZM57 167V168H55ZM68 167V168H67ZM74 167V169H73ZM89 167V168H87ZM98 167V168H97ZM109 167V168H108ZM120 167V168H119ZM130 167V168H129ZM134 167L136 169H134ZM160 167V168H158ZM176 167V168H174ZM184 167V169H183ZM189 168V169H186ZM191 167V168H190ZM203 167V168H202ZM5 168V169H4ZM31 168V170H30ZM39 168V169H38ZM44 170H43V169ZM47 168V170H46ZM67 168V169H66ZM73 170H72V169ZM81 168V169H80ZM86 172H84L85 170ZM94 168V169H92ZM108 168V169H107ZM116 168V169H114ZM128 168V169H127ZM145 168V169H143ZM150 168V169H149ZM154 170L152 171L151 170ZM158 168V169H157ZM9 169V170H8ZM33 169V170H32ZM38 169V170H37ZM66 169V170H65ZM70 169V170H69ZM79 169V172H78ZM98 169V170H97ZM105 169V170H104ZM149 169V170H148ZM156 169V170H155ZM170 169V170H169ZM178 169V170H177ZM29 170V171H28ZM35 170V171H34ZM40 170V171H39ZM42 170V171H41ZM50 174H49V171ZM59 170V171H58ZM65 170V171H63ZM91 170V171H89ZM93 170V171H92ZM112 170V171H111ZM125 170V171H124ZM132 171V173L130 171ZM145 171V173L143 172ZM186 170V171H183ZM193 170V172H192ZM77 171V172H76ZM87 171H89L87 173ZM117 173H116V172ZM138 171V172H137ZM157 171V172H156ZM175 171V173H174ZM178 171V172H177ZM255 171V172H254ZM4 172V174H3ZM34 172V173H32ZM37 172V173H36ZM40 172V173H39ZM45 172V173H44ZM63 172V173H61ZM72 172V173H70ZM101 174H100V173ZM114 172V173H113ZM119 172V173H118ZM124 172V173H123ZM143 172V174H142ZM177 172V173H176ZM185 172V173H184ZM201 172V173H200ZM6 173V174H5ZM36 173V174H35ZM58 173V174H56ZM69 173V175H68ZM96 175H95V174ZM104 173V174H103ZM127 173V174H126ZM147 173V174H146ZM151 173V174H150ZM155 175H154V174ZM170 173V174H169ZM183 175H182V174ZM188 173V174H187ZM21 174V175H19ZM31 174L32 178H31ZM35 176H34V175ZM38 174V175H37ZM44 174V175H43ZM48 174V175H47ZM55 174V175H54ZM76 174V175H75ZM82 174V175H81ZM85 174V175H84ZM109 174V176L107 175ZM124 174V175H120ZM129 174V175H128ZM131 174V175H130ZM133 174V175H132ZM145 174V175H144ZM149 174V175H148ZM169 174V175H168ZM177 174V175H176ZM198 174V175H197ZM249 174V175H248ZM2 175V176H1ZM71 175V176H70ZM83 177H81V176ZM99 175V176H98ZM119 175V176H117ZM138 175V176H137ZM159 175V177H158ZM167 175V176H166ZM171 175V176H170ZM182 175V176H181ZM262 175V176H261ZM4 176V177H3ZM7 176V177H6ZM39 179H35V177ZM57 176V177H55ZM60 176V177H59ZM73 176V177H72ZM75 176V177H74ZM89 178H88V177ZM95 176V177H94ZM104 176V177H103ZM123 176V177H122ZM140 176V177H139ZM148 176V177H147ZM181 176V177H180ZM247 176V177H246ZM256 176V177H255ZM6 177V178H5ZM34 177V178H33ZM48 177V179H47ZM53 177V178H52ZM70 179H69V178ZM98 177V178H97ZM100 177V178H99ZM108 177V178H107ZM114 177V178H113ZM116 177V178H115ZM122 177V178H121ZM136 177V178H135ZM145 177V178H144ZM173 177V178H172ZM184 177V178H183ZM42 178V179H41ZM46 178V179H44ZM56 178V179H55ZM68 178V179H67ZM86 178V179H85ZM96 178V179H95ZM102 178V179H101ZM110 178V179H109ZM119 178H121L119 180ZM129 178V179H128ZM133 178V179H132ZM144 179L142 181V179ZM153 179L150 180V179ZM182 178V179H181ZM9 179V180H8ZM13 179V180H12ZM21 179V180H20ZM24 179V180H23ZM34 179V182H32ZM75 179V181H74ZM77 179V180H76ZM81 179V180H80ZM100 179V180H99ZM104 179V181H103ZM109 179V182L107 181ZM128 181H127V180ZM138 179V180H136ZM148 179V180H147ZM164 179V180H163ZM167 179V180H166ZM191 179V180H190ZM3 180V181H2ZM7 180V182H6ZM15 180V181H14ZM17 180V181H16ZM29 180V181H28ZM38 180V181H37ZM85 180V181H83ZM88 180V181H87ZM91 180V181H90ZM112 180V181H111ZM133 182V183H131ZM133 180V181H132ZM135 180V181H134ZM140 180V183H139ZM154 180H156L154 182ZM254 180V181H253ZM10 181V182H9ZM24 181V182H23ZM42 181V182H40ZM58 181V182H57ZM60 181V182H59ZM67 181V182H66ZM162 181H165V183ZM175 181V182H173ZM260 181V182H259ZM16 184H15V183ZM37 182V183H35ZM62 182H65L62 184ZM80 182V183H78ZM88 182V183H87ZM91 182V183H90ZM97 182V183H96ZM100 182V183H99ZM108 182V183H107ZM119 182V183H117ZM126 182V183H125ZM128 182V185H127ZM136 182V183H135ZM138 182V183H137ZM143 182V183H142ZM146 182V183H145ZM153 182V183H151ZM189 182V183H188ZM5 183V184H3ZM19 183V184H18ZM23 183V184H22ZM35 183V184H34ZM39 183V185H38ZM43 183V184H41ZM47 183V184H46ZM57 183V184H56ZM87 183V184H86ZM113 183V184H112ZM123 183V184H122ZM9 184V185H8ZM26 184V185H25ZM45 184V185H44ZM62 186H61V185ZM65 184V185H64ZM69 184V185H68ZM93 186H91V185ZM103 184H108L106 187ZM139 184V185H138ZM147 184V185H146ZM156 184V185H155ZM4 185V187H3ZM56 185V186H55ZM79 185V186H78ZM85 185V186H84ZM90 185V186H89ZM97 185V186H96ZM125 185V186H123ZM134 185V186H133ZM138 185V186H137ZM143 185V186H142ZM151 185V188L149 186ZM154 185V186H153ZM185 185V186H184ZM7 186V187H5ZM9 186V187H8ZM12 186V187H10ZM14 186V187H13ZM16 186V187H15ZM21 186V187H20ZM23 186V187H22ZM32 186V187H31ZM35 186V187H34ZM43 186V187H42ZM45 186V187H44ZM58 186V187H57ZM65 186V187H64ZM71 188H70V187ZM78 186V187H77ZM114 186V187H112ZM121 186V187H120ZM30 187V188H29ZM42 187V188H41ZM65 189H64V188ZM75 187V188H74ZM80 191L79 192L77 189ZM97 187V188H95ZM110 187V188H109ZM116 187V188H115ZM124 187V188H123ZM144 187V188H143ZM148 190H146V188ZM157 187V188H156ZM15 190H14V189ZM26 188V189H25ZM55 188V189H54ZM68 188V189H67ZM87 188V189H86ZM103 188V189H102ZM107 188V189H106ZM130 191H128L129 189ZM12 189V190H11ZM32 189V190H30ZM35 189V190H34ZM44 191H43V190ZM85 189V191H84ZM89 189H94L90 191ZM96 189V190H95ZM115 189V190H114ZM127 189V190H126ZM136 189V191H135ZM139 192H138V190ZM141 189V190H140ZM8 190V191H7ZM20 190V191H19ZM30 193H28L29 191ZM39 190V191H38ZM66 190V191H65ZM70 190V191H69ZM76 190V191H75ZM113 190V191H112ZM118 190V191H117ZM121 190V191H120ZM124 190V191H123ZM134 190V192H133ZM143 190V191H142ZM152 190V191H151ZM36 191V192H35ZM63 191V192H62ZM78 191V192H77ZM107 193H106V192ZM112 194H111V192ZM148 191V193H147ZM4 192V193H3ZM17 192V193H16ZM23 192V193H22ZM31 192L33 195H31ZM68 192V193H67ZM74 192V193H73ZM76 192V193H75ZM84 192V193H83ZM87 192V193H86ZM89 192V193H88ZM93 192V193H92ZM110 192V193H109ZM119 192V193H118ZM146 192V193H145ZM41 193V194H40ZM81 196H79V194ZM99 193V194H98ZM114 193V194H113ZM138 193V194H137ZM152 193V194H150ZM160 193V194H159ZM170 193V194H169ZM182 193V194H181ZM251 193V195H250ZM21 194V195H19ZM26 194V196H25ZM36 194V195H35ZM59 194V195H58ZM66 197H65V195ZM88 194V195H87ZM91 194V195H89ZM105 194V195H104ZM108 194V195H107ZM111 194V195H110ZM121 194V195H120ZM134 194V195H133ZM137 194V195H136ZM144 196H142V195ZM166 194V195H165ZM42 195V196H41ZM69 195V197H68ZM78 195V196H77ZM86 195V196H85ZM101 195V196H100ZM127 195V196H126ZM148 195V197H147ZM161 195V198H160ZM168 195V196H167ZM174 195V196H172ZM178 195V196H177ZM4 197V199L2 198ZM20 196V197H19ZM61 198H60V197ZM90 196V197H89ZM99 196V197H98ZM157 196V197H156ZM166 196V197H165ZM24 197V200H23ZM59 197V198H58ZM69 200H68V198ZM73 197V198H72ZM81 197V198H80ZM94 197V198H91ZM96 197V198H95ZM104 197V198H103ZM107 197V198H106ZM109 197V198H108ZM121 197V198H120ZM135 197V198H134ZM146 197V198H145ZM151 197V198H150ZM156 197V198H155ZM159 197V198H158ZM171 197V198H170ZM176 197V198H175ZM33 200H32V199ZM41 198V199H40ZM76 198V199H75ZM78 198V199H77ZM86 198V199H85ZM91 198V199H90ZM115 198V199H114ZM127 198V200H126ZM130 198V200H129ZM134 198L135 200L133 201ZM138 198V199H137ZM142 198V199H140ZM148 198V199H147ZM150 198V199H149ZM254 198V199H253ZM39 199V200H38ZM63 201H62V200ZM66 199V200H65ZM75 199V200H72ZM108 199V200H106ZM112 199V200H111ZM137 199V202H136ZM153 199L154 202L152 201ZM30 200V201H29ZM43 202H42V201ZM65 200V201H64ZM72 200V202H71ZM80 200V201H79ZM101 200V201H99ZM105 200V201H103ZM110 200V201H109ZM165 200V201H164ZM249 200V202H248ZM17 201V202H16ZM37 201V202H35ZM47 201V202H46ZM80 204H78L79 202ZM96 204H94L95 202ZM122 204H121V202ZM139 201L140 204L138 203ZM2 202V203H1ZM25 202V203H24ZM51 202V203H50ZM64 202V203H63ZM75 202H77L75 204ZM93 202V203H91ZM104 202V203H103ZM106 202V203H105ZM136 202V203H134ZM145 202V203H144ZM166 202V203H164ZM23 203V204H22ZM28 203V204H26ZM32 203V204H31ZM47 203V204H46ZM55 203V204H54ZM58 203V204H57ZM70 205H69V204ZM101 203V204H100ZM130 203V204H129ZM144 203V204H143ZM149 203V204H147ZM158 203V204H157ZM169 203V204H168ZM175 203V204H174ZM256 203V204H255ZM262 203V204H261ZM31 204V205H30ZM39 204V205H38ZM69 206V207H67ZM91 204V205H90ZM112 204V205H111ZM117 204V205H116ZM135 204V205H134ZM151 204V205H150ZM156 204V205H154ZM174 204V205H173ZM2 205V206H1ZM20 205V206H19ZM48 205V206H46ZM59 205V206H58ZM62 205V206H60ZM65 207H64V206ZM85 207H84V206ZM88 207H87V206ZM108 205V209H107ZM115 205V207H114ZM131 205V206H130ZM161 205V206H160ZM165 205V206H163ZM172 205V206H171ZM44 206L46 208H44ZM57 206V207H56ZM77 206V207H76ZM94 206V207H93ZM98 206V207H97ZM110 206V207H109ZM117 206V207H116ZM122 206H124L122 208ZM131 208H130V207ZM142 206V207H141ZM6 207V208H5ZM27 207V208H26ZM59 207V208H58ZM74 207V208H72ZM103 209H102V208ZM114 207V208H113ZM137 207V208H136ZM140 207V208H139ZM157 207V208H155ZM175 207V208H174ZM38 210H37V209ZM58 208V209H56ZM70 208V209H69ZM78 208V209H77ZM87 208V209H86ZM95 208V209H94ZM120 208V209H119ZM144 208V209H143ZM149 208V209H147ZM152 208V209H151ZM9 209V210H8ZM18 209V210H17ZM20 209V210H19ZM41 211H40V210ZM55 209V211H54ZM75 209V210H74ZM86 209V210H85ZM92 209V210H91ZM98 209V210H97ZM101 209V210H100ZM105 209V210H104ZM113 209V210H112ZM129 211H128V210ZM131 209V210H130ZM137 209V210H136ZM172 209V210H171ZM254 209V211L252 210ZM31 210V212H30ZM65 210V211H64ZM81 210V211H80ZM96 210V211H95ZM104 212H103V211ZM111 210V211H110ZM116 210V211H115ZM120 210V211H119ZM133 210V211H132ZM142 210V211H141ZM152 210V211H151ZM154 210V211H153ZM158 212H157V211ZM169 210V211H166ZM171 210V211H170ZM34 211V212H33ZM62 211L64 213H62ZM78 211V212H77ZM94 211V212H93ZM106 211V212H105ZM109 211V212H108ZM114 211L116 213H114ZM140 211V213H139ZM148 211V212H147ZM237 211V212H236ZM259 211V212H258ZM36 212V213H35ZM61 212V213H60ZM71 212V213H70ZM80 212V213H79ZM96 212V213H95ZM113 214H112V213ZM123 212V213H122ZM138 214H137V213ZM142 212V213H141ZM3 215H2V214ZM9 213V214H7ZM55 213V214H54ZM70 213V214H68ZM73 213V214H72ZM75 213V214H74ZM100 215H97V214ZM103 213V214H101ZM119 213V214H118ZM153 213V214H152ZM158 213V215H157ZM171 213V215H170ZM6 214V215H5ZM28 214V215H27ZM65 214V215H64ZM80 214V215H79ZM113 216H112V215ZM118 214V215H116ZM128 214V215H127ZM152 214V215H151ZM174 214V215H173ZM238 214V215H237ZM242 214V215H241ZM20 215V216H19ZM25 215V217H24ZM32 215V216H30ZM35 215V216H34ZM57 215V216H56ZM67 215V216H66ZM70 215V216H69ZM74 215V216H73ZM104 215V216H102ZM111 215V217L109 216ZM144 216V219L143 216ZM147 215V216H146ZM157 215V217H156ZM168 215V216H166ZM237 215V216H236ZM248 215V216H247ZM10 216V217H9ZM19 216V217H18ZM34 216V218H32ZM95 218H94V217ZM97 216V217H96ZM117 216H120L117 217ZM126 216V217H125ZM137 216V217H136ZM140 216V217H139ZM171 216V217H170ZM236 216V217H235ZM239 216V217H238ZM3 217V218H2ZM46 217V218H45ZM51 219H50V218ZM53 217V218H52ZM55 217V218H54ZM68 217V218H67ZM70 217V218H69ZM74 217V218H73ZM102 219H101V218ZM126 219V220H123ZM129 217V218H128ZM132 217V218H131ZM146 217V218H145ZM152 217V218H150ZM261 217V218H260ZM21 218V219H20ZM26 218V219H25ZM78 218V219H77ZM84 218V219H83ZM88 218V219H87ZM113 218V219H111ZM131 218V219H130ZM167 218V219H166ZM170 218V219H169ZM172 218V219H171ZM175 218V219H174ZM24 219V220H23ZM29 219V220H28ZM73 219V220H72ZM81 219V220H80ZM83 219V220H82ZM87 219V221H86ZM129 219V220H128ZM142 219V220H141ZM169 219V221H168ZM10 222H9V221ZM23 220V221H22ZM53 220V221H52ZM77 220V221H76ZM107 220V221H106ZM119 220V221H118ZM147 222H146V221ZM154 220V222H153ZM237 220V221H236ZM12 221V222H11ZM21 221V222H20ZM29 221V222H28ZM55 221V222H54ZM90 221V222H89ZM105 221V222H104ZM115 221V222H113ZM127 223H126V222ZM136 221V222H134ZM233 221V222H232ZM2 222L4 225H2ZM7 222V223H6ZM27 224H26V223ZM48 222V223H46ZM51 222V223H50ZM110 222V223H109ZM119 222V223H117ZM163 222V223H162ZM166 222V224H164ZM169 222V223H168ZM250 222V223H249ZM23 226H22V224ZM56 223V226H55ZM66 223V224H65ZM99 223V224H98ZM123 223V224H122ZM130 223V224H129ZM141 223V224H140ZM155 223V224H154ZM26 224V225H25ZM50 226H49V225ZM62 224V225H60ZM64 224V225H63ZM71 224V225H69ZM75 224V225H74ZM101 224V225H100ZM108 224V225H107ZM123 226H121V225ZM128 226H127V225ZM145 224V225H144ZM148 224V225H147ZM164 224V225H163ZM252 224V225H251ZM13 225V226H12ZM73 225V226H72ZM82 225V226H81ZM111 225V226H110ZM118 225V226H117ZM143 225V226H142ZM163 225V226H162ZM255 225V226H254ZM48 226V228H47ZM66 226V227H65ZM102 226V227H101ZM127 226V227H126ZM133 226V227H132ZM140 226V227H139ZM157 226V227H156ZM8 227V228H7ZM50 227V228H49ZM118 227V228H117ZM120 227H122L120 230ZM132 227V228H131ZM146 227V228H145ZM161 227V228H159ZM6 228V229H4ZM47 230H46V229ZM64 228V229H63ZM66 228V229H65ZM71 228V229H70ZM78 228V229H77ZM101 228V229H100ZM113 228V229H112ZM128 228V229H127ZM135 228V229H133ZM148 228L147 232L146 229ZM157 228V229H156ZM257 228V229H256ZM13 229V230H11ZM28 229V231H27ZM70 229V230H67ZM85 229V230H84ZM124 229V230H123ZM127 231H126V230ZM159 229V230H158ZM170 229V230H169ZM185 229V230H184ZM3 230V231H2ZM11 230V231H10ZM32 230V231H31ZM59 230V231H58ZM78 230V231H77ZM109 230V231H108ZM111 230V231H110ZM120 230V231H119ZM132 230V231H131ZM137 230V232H136ZM150 230L152 232H150ZM154 230V231H153ZM173 230V232H172ZM179 230V231H178ZM246 230V231H245ZM10 231V232H9ZM19 231V232H18ZM34 231V232H33ZM53 231V232H52ZM68 231V232H67ZM72 231V232H71ZM80 231V232H79ZM86 231V232H85ZM92 231V232H91ZM122 231V232H121ZM162 231V232H161ZM184 233H183V232ZM187 233H186V232ZM13 232V234H11ZM15 232V233H14ZM18 232V233H17ZM26 232V233H25ZM41 232V233H39ZM65 232V233H62ZM104 232V233H103ZM4 233V234H3ZM8 233V235L6 234ZM39 233V234H38ZM62 233V234H61ZM67 233H69L67 235ZM113 233V234H111ZM123 233V234H122ZM169 233V234H168ZM10 234V235H9ZM38 234V235H37ZM52 234V235H51ZM54 234V235H53ZM60 234V236H59ZM81 234V235H80ZM87 234V235H86ZM104 234V235H103ZM116 236H115V235ZM132 234V236H131ZM140 234V236H139ZM144 234V235H143ZM182 234V235H181ZM258 234V236H257ZM3 235V236H2ZM5 235V237H4ZM7 235V236H6ZM13 235V237H12ZM58 235V236H57ZM66 235V236H65ZM77 235V236H76ZM113 235V236H112ZM166 235V236H165ZM62 236V237H61ZM76 236V237H75ZM89 236V237H88ZM96 236V237H95ZM109 236V237H108ZM119 236V237H118ZM123 236V237H122ZM221 236V237H220ZM250 236V238H249ZM4 237V238H3ZM7 237V239H6ZM16 237V238H15ZM43 237V239H42ZM50 237V238H49ZM58 237V239H57ZM72 239H70V238ZM87 237V238H86ZM95 239H94V238ZM106 237V238H105ZM114 239H113V238ZM116 237V238H115ZM127 237V238H126ZM135 237V238H134ZM141 237V238H140ZM151 237V238H150ZM154 237V238H153ZM2 238V239H1ZM11 238V239H9ZM13 238V239H12ZM20 238V239H19ZM64 238V239H63ZM77 238V239H76ZM80 238V239H79ZM105 238V239H104ZM109 238V239H108ZM119 238V239H118ZM124 238V239H122ZM178 238V240L176 239ZM259 238V239H258ZM19 239V241H18ZM49 239V241H48ZM70 241H68V240ZM87 239V240H86ZM94 239V240H93ZM100 239V241H99ZM116 239V240H115ZM121 239V240H120ZM134 239V240H133ZM257 239V240H256ZM13 240V242H12ZM58 240L60 242H58ZM77 240V241H76ZM83 240V242L81 241ZM86 240V241H85ZM109 240V241H108ZM111 240V241H110ZM128 240V241H127ZM138 242H137V241ZM146 240V241H145ZM166 240V241H165ZM21 241V243H20ZM26 241V242H25ZM39 241V242H38ZM45 241V242H44ZM55 241V242H54ZM75 241V242H74ZM91 241V242H90ZM104 241V242H103ZM114 241H117L116 243ZM122 243H121V242ZM140 241V242H139ZM165 241V242H164ZM6 242V244L4 243ZM10 242V243H9ZM17 242V244H16ZM34 242V243H33ZM50 242V243H49ZM52 242V243H51ZM108 242V243H107ZM119 242V243H118ZM145 242V243H144ZM164 242V243H163ZM200 242V243H199ZM254 242V243H253ZM9 243V245H8ZM38 243V244H37ZM44 243V244H43ZM74 243V244H73ZM90 245H88V244ZM103 243V244H102ZM138 243V244H137ZM151 243V244H150ZM158 243V244H157ZM52 244L54 246H52ZM58 244V245H55ZM70 246H69V245ZM73 244V245H72ZM77 244V245H76ZM80 244V245H79ZM84 244V245H83ZM112 244V245H111ZM124 244V245H123ZM130 244V245H128ZM163 244V245H162ZM166 244V245H165ZM179 244V245H178ZM254 244V245H253ZM256 244V245H255ZM3 245V246H2ZM4 245H6L4 247ZM11 245V246H10ZM14 245V246H13ZM47 245V246H46ZM50 245V248H49ZM65 245V246H64ZM75 245V246H74ZM97 245V246H96ZM123 245V246H122ZM132 245V247H130ZM152 245V246H150ZM161 245V246H160ZM175 249L174 250V246ZM2 246V248H1ZM26 246V247H24ZM44 246H46L44 248ZM52 246V247H51ZM72 246V247H71ZM92 246V247H91ZM95 246V247H94ZM118 246V247H117ZM147 246V247H146ZM160 246V247H159ZM166 246V247H165ZM9 247V248H8ZM14 247V249H13ZM16 247V249H15ZM21 247L23 249H21ZM32 247V248H31ZM61 247V248H60ZM75 247V248H74ZM80 247H84L83 249ZM100 247H102L100 249ZM110 247V248H109ZM127 247V248H126ZM141 249H140V248ZM150 247V248H149ZM153 247V248H151ZM163 247V248H162ZM11 248V249H10ZM35 248V249H34ZM73 248V249H72ZM92 248V249H91ZM97 248V249H96ZM99 248V250H98ZM109 248V249H108ZM113 248V249H112ZM149 248V249H148ZM5 249V250H4ZM26 249V251H25ZM45 249V251H44ZM51 249V251H49ZM53 249V250H52ZM64 249V250H63ZM67 251H66V250ZM103 249V250H102ZM107 249V250H106ZM111 249V250H110ZM126 249V250H125ZM151 249V250H150ZM169 249V250H168ZM173 249V250H172ZM179 249V250H178ZM10 250V251H9ZM32 250V251H31ZM35 250V251H34ZM40 252H39V251ZM45 254H44V252ZM59 250V251H58ZM64 252H63V251ZM86 250V251H85ZM88 250V251H87ZM114 250V251H113ZM124 250V252H123ZM133 250V251H132ZM144 250V252H143ZM183 250V251H182ZM5 251L4 253H2ZM7 251V252H6ZM9 251V252H8ZM12 251V252H11ZM22 251V252H21ZM28 251V252H27ZM30 251V252H29ZM34 251V253H32ZM55 251V252H54ZM57 251V254H56ZM74 251V252H73ZM82 251V252H81ZM90 251V252H89ZM103 253H102V252ZM154 251V252H153ZM170 253H169V252ZM16 252V253H15ZM39 252V254H38ZM48 254H47V253ZM54 252V253H53ZM66 252V253H65ZM87 252V253H86ZM94 252V253H93ZM107 252V253H106ZM114 252V253H113ZM134 252V253H133ZM216 252V253H215ZM2 253V254H1ZM23 253V254H22ZM29 253V254H28ZM37 253V254H36ZM72 253V254H71ZM76 253V255H74ZM90 253V254H89ZM98 253V254H97ZM118 255H117V254ZM146 253V254H145ZM152 253V254H151ZM168 253V254H167ZM12 254V255H11ZM19 254V255H18ZM36 254V255H34ZM48 257H45L47 256ZM60 254V255H59ZM63 254V255H62ZM68 254V256H67ZM78 254V255H77ZM83 254H85L83 256ZM88 254V255H87ZM104 257H102L101 255ZM108 254V255H106ZM144 254V255H142ZM16 255V256H15ZM27 255V256H26ZM31 255V256H30ZM33 255V256H32ZM39 255V256H38ZM41 255V256H40ZM82 255V256H81ZM151 255V256H150ZM11 256V257H9ZM18 256V257H17ZM36 256V257H35ZM67 256V257H66ZM75 256V257H74ZM92 256V257H91ZM115 256V257H113ZM124 256V257H123ZM141 256V257H140ZM143 256V257H142ZM155 256V257H154ZM178 256V257H177ZM231 256V257H230ZM5 257V258H4ZM25 257V258H24ZM27 257V258H26ZM33 257V258H32ZM38 257V258H37ZM41 257V258H40ZM60 257V258H59ZM69 257V258H68ZM73 257V258H72ZM94 257V258H93ZM106 257V259H105ZM112 257V258H111ZM119 257V259H118ZM136 257V258H135ZM151 257V258H150ZM162 257V258H161ZM14 258V259H13ZM21 258V259H20ZM34 258L37 259L34 260ZM46 260H45V259ZM51 258V259H50ZM78 258V259H77ZM97 258V259H96ZM101 258V259H100ZM157 258V260H156ZM178 258V259H177ZM14 261H10V260ZM19 259V260H18ZM24 259V260H23ZM29 259V260H28ZM55 259V260H53ZM116 259V260H115ZM121 259V260H120ZM135 259V262H134ZM143 259V260H141ZM161 259V260H159ZM6 260V261H5ZM18 260V261H17ZM45 260V261H44ZM59 262H57V261ZM61 260L63 262H61ZM67 260H69L67 262ZM79 262H78V261ZM85 260V261H84ZM87 260V261H86ZM94 260V261H93ZM102 260V261H101ZM119 260V261H118ZM153 260V261H152ZM166 260V261H165ZM9 261V262H8ZM70 261H72L70 263ZM75 261V262H74ZM107 261L109 263H107ZM140 261V263L138 262ZM142 261V262H141ZM163 261L165 263H163ZM14 262V263H13ZM30 262V263H29ZM33 262V263H32ZM55 262V263H54ZM96 262V263H95ZM113 262V263H112ZM128 262V263H127ZM138 262V263H137ZM159 262V263H158Z\"/></svg>",
	"mask_w": 264,
	"mask_h": 264
},
{
	"label": "bare ground",
	"instance_id": "obj_2",
	"mask_svg": "<svg viewBox=\"0 0 264 264\" xmlns=\"http://www.w3.org/2000/svg\"><path fill=\"white\" fill-rule=\"evenodd\" d=\"M1 1H2V0H1ZM15 1H16V0H15ZM69 1H70V0H69ZM76 1H77V0H76ZM96 1H98V0H96ZM105 1H106V0H105ZM109 1H110V0H109ZM112 1H113V0H112ZM117 1H118V0H117ZM122 1H123V0H122ZM130 1H131V0H130ZM135 1H136V0H135ZM137 1H138V0H137ZM139 1H140V0H139ZM143 1H145V0H143ZM146 1H147V0H146ZM152 1H154V0H152ZM152 1H151V3L153 4L154 2H152ZM155 1H156V0H155ZM158 1H159V0H158ZM160 1H161V0H160ZM171 1H172V0H171ZM171 1H170V2H171ZM213 1H214V0H213ZM213 1H212V2H213ZM230 1H231V0H230ZM237 1H239V0H237ZM2 2H3V1H2ZM4 2H5V0H4ZM6 2H8V1H6ZM10 2H11V1H10ZM13 2H14V1H13ZM13 2H12V3H13ZM52 2H53V1H52ZM55 2H56V1H55ZM85 2H86V1H85ZM87 2H88V1H87ZM90 2H91V1H90ZM92 2H93V1H92ZM123 2H125V1H123ZM163 2H165V1H163ZM168 2H169V1H168ZM176 2H177V1H176ZM184 2H186V0H185ZM200 2H201V1H200ZM218 2H219V1H218ZM221 2H222V1H221ZM227 2H228V1H227ZM227 2H226V3H227ZM231 2H232V1H231ZM243 2H244V0H243ZM8 3H9V2H8ZM17 3H18V1H17ZM64 3H65V2H64ZM74 3H75V2H74ZM94 3H95V2H94ZM109 3H110V2H109ZM113 3H114V2H113ZM132 3H133V2H132ZM136 3H138V2H136ZM149 3H150V2H149ZM155 3H156V2H155ZM166 3H167V2H166ZM182 3H183V1H182ZM196 3H197V2H196ZM206 3H207V2H206ZM206 3H205V4H206ZM209 3H211V2L209 1L207 4H209ZM223 3H224V2H222V4H223ZM229 3H230V2H229ZM232 3H233V2H232ZM258 3H263V2H260V1H259ZM10 4H11V3H10ZM10 4H9V5H10ZM15 4H16V3H15ZM80 4H81V3H80ZM80 4H79V5H80ZM92 4H93V3H92ZM96 4H97V3H96ZM110 4H111V3H110ZM134 4H135V3H134ZM160 4H161V3H160ZM164 4H165V3H164ZM168 4H169V3H168ZM172 4H173V3H172ZM172 4H171V5H172ZM176 4H177V3H176ZM183 4H184V3H183ZM191 4H192V3H191ZM197 4H199V3H197ZM205 4H204V5H205ZM213 4H214V3H213ZM218 4H220V3H218ZM227 4H228V3H227ZM72 5H73V4H72ZM85 5H86V4H85ZM85 5H84V6H85ZM88 5H89V4H88ZM90 5H91V4H90ZM94 5H95V4H94ZM125 5H126V4H125ZM148 5H149V4H148ZM150 5H151V4H150ZM156 5L158 6L159 4H156ZM162 5H163V3H162ZM162 5H160V7H161ZM189 5H190V3H189ZM192 5H193V4H192ZM202 5H203V3H202ZM234 5L236 6V4H234ZM237 5H238V4H237ZM261 5H262V4H261ZM4 6H5V5H4ZM13 6H14V5H13ZM13 6H12V8H13ZM16 6H17V5H16ZM50 6H51V5H49V7H50ZM61 6H62V5H61ZM73 6H74V5H73ZM81 6H82V5H81ZM112 6H114V5H112ZM132 6H133V5H132ZM132 6H131V7H132ZM137 6H138V5H137ZM140 6H141V4H140ZM153 6H154V5H153ZM172 6H173V5H172ZM172 6H170V7H172ZM178 6H179V4H178ZM181 6H182V5H181ZM181 6H180V8H181ZM190 6H191V5H190ZM190 6H189V7H190ZM199 6H201V5H199ZM215 6H217V5H215ZM221 6L223 7L224 4L221 5ZM230 6H231V5H230ZM17 7H18V6H17ZM19 7H20V6H19ZM28 7H29V6H28ZM45 7H46V5H45ZM62 7H63V6H62ZM89 7H90V6H89ZM93 7H94V6H93ZM96 7H98V6H96ZM104 7H105V6H104ZM131 7H130V10H131ZM144 7H145V5H144ZM147 7H151V6H147ZM162 7L164 8V5H163ZM168 7H169V6H168ZM174 7H175V6H174ZM176 7H177V6H176ZM186 7H187V6H186ZM186 7H185V8H186ZM192 7H193V9H194V6H192ZM211 7H212V6H211ZM213 7H214V5H213ZM217 7H218V6H217ZM222 7H221V8H222ZM228 7H229V6H228ZM228 7H227V8H228ZM239 7H240V6H239ZM50 8H51V7H50ZM53 8H54V7H53ZM78 8H79V7H78ZM84 8H87V7L85 6ZM84 8H83V10H84ZM108 8H109V4H108ZM115 8H116V6H115ZM119 8H120V7H118V9H119ZM123 8H124V7H123ZM136 8H137V7H136ZM154 8H155V10H158V9H156V7H154ZM165 8H166V7H165ZM180 8H179V9H180ZM196 8H197V7L195 6V9H196ZM214 8H216V7H214ZM214 8H213V10H214ZM234 8H235V7H234ZM242 8H243V7H242ZM4 9H5V8H4ZM8 9H10V8H8ZM13 9H14V8H13ZM44 9H45V8H44ZM47 9H48V8H47ZM75 9H76V8H75ZM92 9H93V8H92ZM138 9H139V8H138ZM150 9H152V8H150ZM166 9H167V8H166ZM177 9H178V8H177ZM177 9H176V10H177ZM217 9H218V8H217ZM223 9H224V8H223ZM237 9H238V7H237ZM240 9H241V8H240ZM0 10H1V9H0ZM23 10H24V9H23ZM105 10H107V9L105 8L104 11H105ZM108 10H109V9H108ZM114 10H115V9H114ZM119 10H120V9H119ZM124 10H125V9H124ZM143 10H144V9H143ZM169 10H170V8H169ZM174 10H175V9H174ZM188 10H189V9H188ZM198 10H199V9H198ZM203 10H204V9L199 10V11H203ZM206 10H207V9H206ZM209 10H210V9H209ZM219 10H220V9H219ZM219 10H217V11H219ZM224 10H225V9H224ZM224 10H222V11H224ZM234 10H235V9H233V11H234ZM238 10H239V9H238ZM11 11H12V10H11ZM58 11H59V10H58ZM67 11H69V10H67ZM89 11H90V10H89ZM96 11H100V10H96ZM96 11H95V12H96ZM110 11H111V10H110ZM122 11H123V10H122ZM144 11H145V10H144ZM158 11H161V10L159 9ZM162 11H163V10H162ZM172 11H173V9H172ZM211 11H212V10H211ZM214 11H215V10H214ZM229 11H230V10H229ZM233 11H232V12H233ZM0 12H1V11H0ZM8 12H9V11H8ZM49 12H50V10H49ZM49 12H47V14H48ZM53 12H54V10H53ZM72 12H73V11H72ZM87 12H88V11H87ZM106 12H107V11H106ZM106 12H105V13H106ZM113 12H114V11H113ZM131 12H132V11H131ZM133 12H134V11H133ZM146 12H148V10H147ZM153 12H155V11H153ZM153 12H152V13H153ZM165 12H166V10H165ZM173 12H174V11H173ZM185 12H186V11H185ZM193 12H194V11H193ZM18 13H19V12H18ZM63 13H64V12H63ZM70 13H71V12H70ZM82 13H84V12H82ZM88 13H89V12H88ZM114 13H115V12H114ZM116 13H117V12H116ZM120 13H121V12H120ZM143 13H144V12H143ZM174 13H175V12H174ZM183 13H184V12H183ZM191 13H192V12H191ZM201 13H203V12H201ZM207 13H208V12H207ZM213 13H215V12H213ZM224 13H226V12H224ZM19 14H20V13H19ZM65 14H67V13H65ZM85 14H86V13H85ZM95 14H96V13H95ZM100 14H101V13H100ZM117 14H118V13H117ZM117 14H116V15H117ZM126 14H127V13H126ZM134 14H135V13H134ZM134 14H133V15H134ZM147 14H150V13H147ZM153 14H154V13H153ZM178 14H179V13H178ZM178 14H176V15H178ZM186 14H187V13H186ZM188 14H189V13H188ZM218 14H219V12H218ZM220 14H221V13H220ZM13 15H14V13H13ZM45 15H46V14H45ZM73 15H74V14H73ZM78 15H82V14H78ZM90 15H91V14H90ZM102 15H103V14H102ZM102 15H101V16H102ZM106 15H107V14H106ZM118 15H119V14H118ZM121 15H122V14H121ZM137 15H138V14H137ZM167 15H168V12H167ZM169 15H170V14H169ZM176 15H175V16H176ZM189 15H190V14H189ZM194 15H195V14H194ZM202 15H203V14H202ZM213 15H214V14H213ZM213 15H212V16H213ZM221 15H222V14H221ZM228 15H229V14H228ZM228 15H224V16H227V17H228ZM94 16H95V15H94ZM140 16H142V15H140ZM143 16H144V15H143ZM161 16H162V14H161ZM165 16H166V15H165ZM172 16H173V14H172ZM184 16H185V15H184ZM187 16H188V15H187ZM214 16H215V15H214ZM224 16H223V17H224ZM14 17H15V16H14ZM73 17H74V16H73ZM81 17H82V16H81ZM86 17H87V16H86ZM103 17H104V16H103ZM134 17H135V16H134ZM154 17H155V16H154ZM158 17H159V15H158ZM182 17H183V16H182ZM192 17H193V16H192ZM216 17H217V16H216ZM231 17H232V16H229V18H231ZM233 17H234V16H233ZM6 18H7V16H6ZM19 18H20V17H19ZM58 18H59V17H58ZM112 18H113V17H112ZM115 18H116V17H114V19H115ZM117 18H120V16L117 17ZM124 18L126 19V17H124ZM160 18H161V17H160ZM164 18H165V17H164ZM164 18H163V20H164ZM176 18L178 19V17H176ZM180 18H181V17H180ZM187 18H190V16L187 17ZM197 18H198V17H197ZM208 18H209V17H208ZM211 18H212V17H211ZM225 18H226V17H225ZM238 18H239V17H238ZM10 19H11V18H10ZM71 19H73V18H71ZM81 19H82V18H81ZM84 19H85V17H84ZM95 19H96V18H95ZM100 19H101V17H100ZM105 19H106V18H105ZM107 19H108V17H107ZM144 19H145V18H144ZM144 19H142V22H143ZM149 19H150V18H149ZM153 19H155V18H153ZM165 19L167 20V17H166ZM170 19H171V18H170ZM172 19H174V17H173ZM177 19H176V20H177ZM184 19H185V18H184ZM209 19H210V18H209ZM217 19H218V18H217ZM217 19L214 18V20H216V21H217ZM233 19L235 20V18H233ZM5 20H6V19H5ZM7 20H8V19H7ZM25 20H26V19H25ZM55 20H56V19H55ZM67 20H68V19H67ZM85 20H86V19H85ZM89 20H90V19H89ZM92 20H93V18H92ZM101 20H102V19H101ZM115 20H116V19H115ZM126 20H127V19H126ZM145 20H146V19H145ZM145 20H144V21H145ZM151 20H152V19H151ZM163 20H162V21H163ZM174 20H175V19H174ZM178 20H179V19H178ZM188 20H189V19H188ZM191 20H192V19H191ZM197 20H198V19H197ZM236 20H237V18H236ZM8 21H9V20H8ZM57 21H58V20H57ZM82 21H83V19H82ZM90 21H91V20H90ZM102 21H104V20H102ZM105 21H106V20H105ZM138 21H139V20H138ZM153 21H154V20H153ZM155 21H156V20H155ZM160 21H161V20H160ZM203 21H204V20H202V22H203ZM205 21H206V20H205ZM208 21H209V20H208ZM212 21H213V20H212ZM212 21H211V22H212ZM219 21L223 22V20H219ZM239 21H241V20H239ZM10 22H11V21H10ZM72 22H73V21H72ZM112 22H113V21H112ZM115 22H116V21H115ZM118 22H119V21H118ZM118 22H117V23H118ZM129 22H130V21H129ZM178 22H180V21H177L176 23H178ZM181 22H182V20H181ZM184 22H185V21H184ZM213 22H214V21H213ZM237 22H238V21H237ZM6 23H7V22H6ZM38 23H39V22H38ZM76 23H77V22H76ZM89 23H91V22H89ZM96 23H97V22H96ZM107 23H108V20H107ZM110 23H111V22H110ZM121 23H122V22H121ZM136 23H138V22H136ZM139 23H140V21H139ZM139 23H138V24H139ZM149 23H150V22H149ZM158 23H159V22H158ZM204 23H205V22H204ZM209 23H210V22H209ZM230 23H231V22H230ZM10 24H12V23H10ZM10 24H9V25H10ZM54 24H55V23H54ZM99 24H100V21H99ZM104 24H105V23H103V25H104ZM119 24H120V22H119ZM124 24H125V22H124ZM153 24H156V23H153ZM164 24H165V23H164ZM174 24H175V21H174ZM187 24H188V23H187ZM195 24H196V23H195ZM195 24L193 25V23H192L193 26H195ZM200 24H202V23H200ZM205 24H207V23H205ZM218 24H219V23H218ZM226 24H227V23H226ZM232 24H233V23H232ZM5 25H6V24H5ZM64 25L66 26L65 23H64ZM76 25H77V24H76ZM79 25H81V24H79ZM106 25H107V24H106ZM112 25H113V24H112ZM115 25H116V24H115ZM115 25H114V26H115ZM131 25H132V24H130V26H131ZM149 25H150V24H149ZM157 25H158V24H157ZM166 25H168V21H167ZM192 25H191V26H192ZM10 26H11V25H10ZM53 26H54V25H53ZM55 26H56V25H55ZM61 26H63V25H61ZM77 26H78V25H77ZM77 26H76V27H77ZM81 26H83V25H81ZM93 26L95 27L94 24H93ZM101 26H102V25H101ZM101 26H100V28H101ZM114 26H113V27H114ZM118 26H119V25H118ZM125 26H126V25H125ZM154 26H156V25H154ZM159 26H160V25H159ZM161 26H164V25L162 24ZM176 26H177V25H176ZM180 26H181V25H180ZM180 26H178V27H180ZM188 26H189V25H188ZM188 26H187V28H188ZM191 26H189V27H191ZM193 26H192V27H193ZM200 26H201V25H200ZM223 26H224V25H223ZM228 26H229V24H228ZM1 27H2V26H1ZM25 27H26V26H25ZM28 27H29V26H28ZM79 27H80V26H79ZM79 27H78V28H79ZM84 27H85V26H84ZM84 27H83V28H84ZM91 27H92V26H91ZM97 27H98V26H97ZM103 27H104V26H103ZM120 27H121V26H120ZM134 27H135V26H134ZM134 27H133V28H134ZM156 27H157V26H156ZM156 27H155V28H156ZM166 27L169 28V26H166ZM166 27H164L162 31L166 30V29H165ZM171 27H172V26H171ZM171 27H170V28H171ZM173 27H174V26H173ZM182 27H183V26H182ZM182 27H181V28H182ZM192 27H191V28H192ZM197 27H198V26H197ZM208 27H209V26H208ZM220 27H221V26H220ZM2 28H3V27H2ZM7 28H8V27H7ZM64 28H65V27H64ZM81 28H82V27H81ZM89 28H90V27H89ZM107 28H108V27H107ZM123 28H125L124 25H123ZM151 28H152V27H151ZM155 28H154V30H155ZM158 28H159V27H158ZM160 28H161V27H160ZM170 28H169V30H170ZM174 28H175V27H174ZM174 28H172V29L174 30ZM185 28H186V26H185ZM203 28H204V27H203ZM203 28H202V29H203ZM214 28H215V27H214ZM221 28H222V27H221ZM24 29H25V28H24ZM95 29H96V28H95ZM114 29H115V28H114ZM141 29H142V28H141ZM183 29H184V28H183ZM202 29H201L200 31H202ZM204 29H205V28H204ZM208 29H210V28H208ZM212 29H213V28H212ZM249 29H250V30H248V35H249V38H250V42H251L250 44H251V46H252V51H254V53H255V52H256V53H257V52L261 53L262 51H261L260 49H262L263 46H264V44L262 43V42L264 41V27H259V26H257V25L255 24V22H254L253 25H252V27L249 28ZM26 30H27V28H26ZM60 30H61V29H60ZM63 30H64V29H63ZM101 30H102V29H101ZM112 30H113V29H112ZM122 30H123V29H122ZM133 30H134V29H133ZM176 30H177V29H176ZM176 30H175V31H176ZM179 30H180V29H179ZM185 30H186V29H185ZM196 30H197V29H196ZM205 30H206V29H205ZM220 30H221V29H220ZM31 31H32V29H31ZM56 31H57V30H56ZM76 31H77V29H76ZM91 31H92V30H91ZM99 31H100V30H99ZM106 31H107V29H106ZM108 31H109V30H108ZM119 31H120V30H119ZM130 31H131V30H130ZM160 31H161V29H160ZM175 31H171V33H172V32H175ZM190 31L192 32L191 29H190ZM209 31H210V30H209ZM209 31H208V32H209ZM222 31H223V30H222ZM225 31H226V30H225ZM225 31H224V32H225ZM244 31H245V30H244ZM1 32H2V31H1ZM58 32H59V31H58ZM73 32H74V30H73ZM83 32L85 33L86 31L83 30ZM87 32H88V31H87ZM102 32H105V31H102ZM102 32H100V34H101ZM114 32H115V31H114ZM142 32H143V31H142ZM142 32H141V34H142ZM144 32H145V31H144ZM149 32H150V31H149ZM168 32H169V31H168ZM168 32H167V33H168ZM180 32H182V31H179V33H180ZM194 32H195V29H194ZM203 32H204V31H203ZM210 32H211V31H210ZM213 32H215V31H213ZM227 32H228V31H227ZM27 33H28V32H27ZM51 33H52V32H51ZM51 33H50V34H51ZM55 33H56V32H55ZM74 33H75V32H74ZM90 33H91V32H90ZM94 33H95V32H94ZM112 33H113V32H112ZM118 33H119V32H118ZM124 33H125V32H124ZM126 33H128V32H126ZM163 33H164V32H163ZM169 33H170V32H169ZM171 33H170V34H171ZM177 33H178V32H177ZM182 33H183V32H182ZM186 33H188V32H186ZM217 33H218V32H217ZM220 33H221V32H220ZM3 34H4V33H2V35H3ZM9 34H11V33H9ZM82 34H83V33H82ZM91 34H92V33H91ZM121 34H122V33H121ZM121 34H120V35H121ZM141 34L139 33V35H141ZM145 34H146V32H145ZM151 34H152V33H151ZM158 34H159V30H158ZM190 34H191V33H190ZM190 34H189V35H190ZM192 34H193V33H192ZM207 34H208V33H207ZM212 34H214V33H212ZM212 34H211V35H212ZM234 34H235V33H234ZM24 35H25V32H24ZM29 35H31V34L29 33ZM53 35H54V33H53ZM55 35H56V34H55ZM61 35H62V34H61ZM76 35H77V34H76ZM89 35H90V34H89ZM94 35H96V34H93V36H94ZM107 35H108V34H107ZM107 35H106V36H107ZM111 35H112V34H111ZM115 35H116V34H115ZM115 35H114V36H115ZM117 35H118V34H117ZM123 35H124V34H123ZM136 35H137V34H136ZM149 35H150V34H149ZM153 35H154V34H153ZM155 35H156V34H155ZM162 35H163V34H162ZM162 35H161V36H162ZM166 35H167V34L165 33V36H166ZM175 35H176V34H175ZM180 35H181V34H180ZM182 35H183V34H182ZM195 35H196V33H195ZM203 35H204V34H203ZM208 35H209V34H208ZM211 35H209V36H211ZM224 35H225V34H224ZM0 36H1V35H0ZM9 36H11V35H9ZM31 36H32V35H31ZM51 36H52V35H51ZM91 36H92V35H91ZM146 36H147V35H145L144 37H146ZM159 36H160V35H159ZM163 36H164V35H163ZM176 36H177V35H176ZM183 36H184V35H183ZM186 36H187V37H186ZM186 36H185V37L188 39V34H187ZM197 36H198V35H197ZM209 36H208V37H209ZM214 36H215V34H214ZM221 36H222V35H221ZM233 36H234V35H233ZM5 37H6V36L4 35V39H8V38H5ZM26 37H27V36H26ZM58 37H59V34H58ZM69 37H70V35H69ZM69 37H66V38H69ZM78 37H79V36H78ZM82 37H83V36H82ZM87 37H88V36H87ZM100 37H101V36H100ZM102 37H103V36H102ZM169 37H170V36H169ZM172 37H173V36H172ZM177 37H178V36H177ZM179 37H180V36H179ZM195 37H196V36H195ZM203 37H204V36H203ZM212 37H213V36H212ZM212 37H211V38H212ZM219 37H220V36H219ZM222 37H223V36H222ZM225 37H226V35H225ZM230 37H231V35H230ZM230 37H229V38H230ZM234 37H235V36H234ZM66 38H65V39H66ZM71 38H72V37H71ZM90 38H91V37H90ZM90 38H89V39H90ZM92 38H93V37H92ZM92 38H91V39H92ZM95 38L97 39V37H95ZM104 38H105V37H104ZM151 38H152V37H151ZM151 38H150V39H151ZM157 38H159V37H157ZM157 38H155V39H157ZM196 38H197V37H196ZM196 38H195V39L193 38V39L196 40ZM206 38H207V37H206ZM216 38H217V37H216ZM231 38H232V37H231ZM2 39H3V36H2ZM13 39H14V38H13ZM13 39H12V41H13ZM33 39H34V37H33ZM56 39H57V38H56ZM80 39H81V38H80ZM89 39H88V40H89ZM98 39H99V38H98ZM107 39H108V38H107ZM107 39H106V40H107ZM165 39H166V38H165ZM167 39H168V38H167ZM167 39H166V40H167ZM173 39H174V38H173ZM175 39H176V38H175ZM184 39H185V38H184ZM201 39H202V38H201ZM221 39H222V38H221ZM227 39H228V38H227ZM28 40H29V39H28ZM63 40H64V38H63ZM71 40H72V39H71ZM73 40H74V39H73ZM104 40H105V39H104ZM106 40H105V41H106ZM109 40H110V39H109ZM109 40H108V41H109ZM114 40H115V39H114ZM120 40H121V39H120ZM162 40H163V39H162ZM169 40H170V39H169ZM176 40H177V39H176ZM180 40L182 41V39H180ZM188 40H189V39H188ZM202 40H203V39H202ZM202 40H201V41H202ZM206 40H207V39H206ZM210 40H211V39H210ZM3 41L5 42V40H3ZM9 41H10V39H9ZM9 41H8V42H9ZM21 41H22V40H21ZM40 41H42V40H40ZM64 41H65V40H64ZM66 41H67V40H66ZM74 41H75V40H74ZM83 41H84V40H83ZM86 41H87V40H86ZM89 41H90V40H89ZM89 41H88V42H89ZM93 41H94V40H93ZM118 41H119V40H118ZM118 41H117V42H118ZM156 41H157V40H156ZM156 41H154V42H156ZM172 41H173V40H172ZM191 41H193V40H191ZM196 41H197V40H196ZM211 41H212V40H211ZM219 41H220V40H219ZM227 41H228V40H227ZM0 42H1V41H0ZM24 42H25V41H24ZM24 42H23V43H24ZM42 42H43V41H42ZM45 42H46V41H45ZM50 42H51V40H50ZM60 42H61V40H60ZM94 42H96V41H94ZM113 42H114V41H113ZM149 42H150V41H149ZM161 42L164 43L165 41H161ZM170 42H171V41H170ZM204 42H205V41H204ZM207 42H208V41H207ZM213 42H214V41H213ZM228 42H229V41H228ZM9 43H11V42H9ZM13 43H14V42H13ZM32 43H33V42H32ZM35 43H36V42H35ZM35 43H34V44H35ZM47 43H48V42H47ZM51 43H52V42H51ZM57 43H58V42H57ZM75 43H76V42H75ZM75 43H74V44H75ZM109 43H110V42H109ZM165 43H166V42H165ZM181 43H183V42H181ZM184 43H185V42H184ZM188 43H189V42L187 41V44H188ZM195 43H196V42H195ZM202 43H203V42H202ZM215 43H216V41H215ZM222 43H224V42H222ZM11 44H12V43H11ZM24 44H25V43H24ZM40 44H41V43H40ZM40 44H39V45H40ZM63 44H64V42H63ZM65 44H67V43L65 42ZM76 44H77V43H76ZM76 44H75V45H76ZM83 44H85V43H83ZM96 44H97V43H96ZM121 44H122V43H121ZM125 44H126V43H125ZM151 44H152V43H151ZM157 44H158V43H157ZM169 44H170V43H169ZM226 44H227V43H226ZM7 45H8V44H7ZM7 45H6V46H7ZM45 45H46V44H45ZM53 45L55 46L56 44L54 43ZM53 45H52V46H53ZM75 45H74V46H75ZM78 45H79V44H78ZM81 45H82V43H81ZM101 45H102V41H101ZM106 45H107V44H106ZM113 45H114V44H113ZM113 45H112V46H113ZM163 45H164V44H163ZM167 45H168V44H167ZM167 45H166V47H167ZM172 45H173V44H172ZM180 45H181V44H180ZM184 45H185V44H184ZM189 45H190V44H189ZM189 45H188V46H189ZM192 45H193V44H192ZM194 45H195V44H194ZM213 45H215V44H213ZM213 45H212V46H213ZM218 45H219V44H218ZM223 45H224V44H222V46H223ZM0 46H1V44H0ZM4 46H5V45H4ZM42 46H44V45H42ZM52 46H51V47H52ZM86 46H87V45H86ZM93 46H95V44H94ZM103 46H104V45H103ZM131 46H133V45H131ZM142 46H143V45H142ZM142 46H140V47L142 48ZM152 46H153V45H152ZM168 46H169V45H168ZM200 46H201V45H200ZM216 46H217V45H216ZM224 46H225V45H224ZM227 46H228V44H227ZM1 47H2V46H1ZM7 47H8V46H7ZM15 47H16V46H15ZM44 47H45V46H44ZM59 47H60V45H59ZM61 47H63V45H62ZM64 47H65V46H64ZM67 47H69V46L67 45ZM71 47H72V46H71ZM71 47H70V48H71ZM75 47H76V46H75ZM80 47H81V46H80ZM96 47H97V45H96ZM109 47H110V46H109ZM116 47H117V46H116ZM118 47H119V46H118ZM118 47H117V48H118ZM121 47H122V45H121ZM124 47H125V46H124ZM145 47H146V46H145ZM156 47H158V46H156ZM181 47H182V46H181ZM181 47H179V49H180ZM196 47H197V46H196ZM196 47H195V48H192V47H191V48H192V49H196ZM198 47H199V46H198ZM8 48H9V47H8ZM13 48H14V47H13ZM27 48H28V46H27ZM35 48H36V47H35ZM37 48H38V47H37ZM81 48H82V47H81ZM88 48H89V47H88ZM92 48H93V47H92ZM154 48H155V47H154ZM170 48H171V47H170ZM172 48H173V47H172ZM183 48H184V46H183ZM202 48H203V47H202ZM216 48H219V47H216ZM226 48H227V47H226ZM226 48H225V49H226ZM239 48H240V47H239ZM5 49H6V48H5ZM10 49H11V48H10ZM42 49H43V47H42ZM46 49H47V48H46ZM46 49H45V50H46ZM59 49L61 50V48H59ZM62 49H63V51H65V53L63 54V55H65L67 50H64V48H62ZM66 49H67V48H66ZM77 49H78V48H77ZM77 49H76V50H77ZM84 49H86V48H84ZM84 49H83V50H84ZM89 49H90V48H89ZM94 49H95V48H94ZM101 49H102V48H101ZM114 49H115V48H114ZM126 49H127V48H126ZM158 49H159V48H158ZM181 49H182V48H181ZM181 49H180V50H181ZM198 49H199V48H198ZM207 49H209L208 46H207ZM213 49H214V47H213ZM230 49H231V48H230ZM0 50L3 52L2 48H1ZM15 50H17V48H15ZM38 50L41 51V49H38ZM45 50H42V51H44V52H40V53H44V54H45V52H46ZM78 50H79V49H78ZM95 50H96V49H95ZM95 50H94V51H95ZM104 50H105V49H104ZM107 50H110V49H107ZM122 50H123V49H122ZM131 50H132V49H131ZM133 50H134V49H133ZM151 50H152V49H151ZM185 50L188 51L187 49H185ZM185 50H183V51H185ZM203 50H204V49H202V51H203ZM221 50H222V49H221ZM232 50H233V49H232ZM52 51H53V50H52ZM63 51H62V52H63ZM71 51H72V50H71ZM71 51H70V52H71ZM79 51H80V50H79ZM86 51H87V50H86ZM90 51H91V50H90ZM92 51H93V49H92ZM166 51H167V50H166ZM181 51H182V50H181ZM181 51H179V52H181ZM216 51H217V50H216ZM225 51H226V50H225ZM5 52H6V51H5ZM81 52H82V51H81ZM87 52L89 53V51H87ZM97 52H98V51H97ZM100 52H101V51H100ZM112 52H113V51H112ZM115 52H116V51H115ZM123 52H124V51H123ZM151 52H152V51H151ZM159 52H161V51L159 50ZM162 52L164 53V51H162ZM176 52H177V51H176ZM189 52H191V51H189ZM189 52H188V53H189ZM195 52H196V51H195ZM204 52H205V50H204ZM211 52H212V51H211ZM227 52H228V51H227ZM231 52H232V51H231ZM233 52H234V51H233ZM9 53L11 54V52H9ZM21 53H22V52H21ZM47 53H48V52H47ZM50 53H52V52H50ZM59 53H60V52H59ZM76 53H77V52H76ZM83 53H84V52H83ZM88 53H87V54H88ZM93 53H94V52H93ZM95 53H96V52H95ZM98 53H99V52H98ZM101 53H102V52H101ZM117 53H118V52H117ZM121 53H122V52H121ZM121 53H119V55H120ZM146 53H147V52H146ZM146 53H145V54H146ZM154 53H157V52H154ZM170 53H171V52H170ZM193 53H194V50H193ZM220 53H221V52H220ZM228 53H230V52H228ZM234 53H235V52H234ZM1 54H2V53H1ZM6 54H7V53H6ZM14 54H15V53H14ZM44 54H43V55H44ZM56 54H57V53H56ZM77 54H78V53H77ZM85 54H86V52H85ZM150 54H152V53H150ZM174 54H175V53H173V56H175ZM191 54H192V53H191ZM191 54H190V57H192ZM194 54H195V53H194ZM198 54H199V51H198V53H197L196 55H198ZM202 54H203V53H202ZM202 54H201V55H202ZM208 54H209V53H208ZM213 54H217V53H213ZM221 54H223V53H221ZM224 54H225V52H224ZM230 54H231V53H230ZM239 54H240V53H239ZM246 54H247V53H246ZM8 55H9V54H8ZM34 55H35V54H34ZM74 55H75V53H74ZM81 55H82V53H81ZM83 55H84V54H83ZM88 55H90V53H89ZM102 55H103V54H102ZM105 55H106V54H105ZM130 55H131V54H130ZM153 55H154V54H153ZM153 55H152V56H153ZM157 55H159V54H157ZM167 55H168V54H167ZM184 55H185V54H184ZM187 55H188V56H187V58H188V57H189V54H187ZM199 55H200V54H199ZM199 55H198V56H199ZM201 55H200V56H201ZM217 55H219V53H218ZM261 55H262V54H261ZM37 56H38V55H37ZM37 56H36V58H37ZM44 56H45V55H44ZM54 56H55V55H54ZM54 56H53V57H54ZM56 56H57V55H56ZM76 56H77V55H76ZM99 56H100V55H99ZM99 56H98V57H99ZM110 56H111V55H110ZM110 56H109V57H110ZM152 56H151V58H152ZM173 56L171 57V59L173 58ZM215 56H216V55H215ZM221 56H222V55H221ZM230 56H231V55H230ZM233 56H234V55H233ZM236 56H237V55H236ZM254 56H255V55H254ZM25 57H26V56H25ZM28 57H29V56H28ZM28 57H26V58H28ZM38 57H40V56H38ZM58 57H59V56H58ZM62 57H64V56H62ZM66 57H67V56H66ZM68 57H69V56H68ZM72 57H73V56H72ZM74 57H75V56H74ZM84 57H85V56H84ZM84 57H82V58L85 59ZM89 57H92V55L89 56ZM95 57H96V55H95ZM101 57H102V56H101ZM112 57H113V56H112ZM117 57H118V56H117ZM117 57H116V58H117ZM122 57H123V55H122ZM147 57H148V56H147ZM154 57H155V60H157V59H156L157 57L159 58V56H157V57L154 56ZM160 57H161V56H160ZM169 57H170V56H169ZM176 57H178V56H176ZM176 57H175V58H176ZM196 57H197V56H196ZM203 57H204V55H203ZM211 57H212V56H211ZM213 57H214V56H213ZM213 57H212V58H213ZM257 57H258V56H257ZM18 58H24V57H19V56H18ZM18 58H17V60H19ZM32 58H34V57H32ZM40 58H41V57H40ZM105 58H106V56H105ZM105 58H104V59H105ZM114 58H115V57H114ZM140 58H143V57H140ZM140 58H139V59H140ZM180 58H181V57H180ZM185 58H186V57H185ZM201 58H202V56H201ZM204 58H208V57H204ZM209 58H210V56H209ZM212 58H211V59H212ZM230 58H231V57H230ZM232 58H233V57H232ZM237 58H238V57H237ZM57 59H58V58H57ZM66 59L68 60L69 58H66ZM71 59H72V58H71ZM92 59H93V58H92ZM92 59H91V62L93 61ZM109 59H110V58H109ZM126 59H127V57H126ZM128 59H129V58H128ZM137 59H138V58H137ZM146 59H147V58H146ZM160 59H161V58H160ZM177 59H179V58H177ZM177 59H176V60H177ZM182 59L185 60L184 58H182ZM192 59H193V58H192ZM192 59H191V60H192ZM226 59H227V58H226ZM258 59H259V58H258ZM32 60H33V59H31V61H32ZM34 60H35V62H36V59H35V58H34ZM43 60H44V59H43ZM72 60H73V59H72ZM78 60H79V59H78ZM81 60H82V59H81ZM85 60H86V59H85ZM115 60H116V59H115ZM121 60H122V59H121ZM131 60H133V58H132ZM169 60H170V59H169ZM179 60H180V59H179ZM199 60H202V59H199ZM206 60H207V59H206ZM208 60H210V59H208ZM208 60H207V61H208ZM217 60H218V59H217ZM241 60H242V59H241ZM41 61H42V60H41ZM58 61H59V60H58ZM65 61H66V60H65ZM74 61H76V59H75ZM123 61H125V60L123 59ZM123 61H122V63H123ZM138 61H140V60H138ZM153 61H154V60H153ZM158 61H159V60H158ZM160 61H164V60H160ZM166 61H167V60H166ZM171 61H172V60H171ZM203 61H204V59H203ZM203 61H202V62H203ZM211 61H213V60H211ZM215 61H216V60H215ZM218 61H219V60H218ZM242 61H244V60H242ZM0 62H1V61H0ZM3 62H4V61H3ZM8 62H9V60H8ZM49 62H50V60H49ZM60 62H61V61H60ZM63 62H64V61H62V64H65V62H64V63H63ZM69 62H70V61H69ZM77 62H79V61H77ZM77 62H75V63L77 64ZM85 62H86V61H85ZM93 62H94V61H93ZM93 62H92V63H93ZM97 62H98V61H97ZM115 62H117V61H114V65H115ZM154 62H156V61H154ZM154 62H153V63H154ZM175 62H176V61H175ZM178 62H179V61H178ZM180 62H181V61H180ZM184 62H185V65H186V62H188V61H184ZM193 62H194V61H193ZM195 62H196V60H195ZM208 62H209V61H208ZM230 62H231V60H230ZM18 63H19V61H18ZM42 63H43V62H42ZM72 63H73V62H72ZM75 63H73V64H75ZM79 63H81V62H79ZM98 63H99V62H98ZM124 63H125V62H124ZM131 63H132V62H131ZM167 63H168V62H167ZM191 63H192V62H191ZM200 63H201V62H200ZM218 63H219V62H218ZM231 63H232V62H231ZM242 63H243V62H242ZM244 63H245V62H244ZM21 64H22V63H21ZM32 64H34V61H33ZM39 64H40V66H41V63H39ZM57 64H58V63H57ZM59 64H60V63H59ZM83 64H85V63H83ZM118 64H119V63H118ZM125 64H126V63H125ZM135 64H137V63L135 62ZM151 64H152V63H151ZM154 64H155V63H154ZM158 64H159V63H158ZM164 64H165V63H164ZM170 64H171V63H170ZM175 64L177 65V62H176ZM205 64H206V63H205ZM209 64H210V62H209ZM226 64H227V63H226ZM236 64H237V63H236ZM236 64H234V65L236 66ZM18 65H20V64H18ZM34 65H35V64H34ZM43 65H44V64H43ZM46 65H47V64H46ZM46 65H45V66H46ZM71 65H72V64H71ZM81 65H82V64H81ZM85 65H86V64H85ZM89 65H91V63H90ZM100 65H101V64H100ZM102 65H103V63H102ZM129 65H130V64H129ZM132 65L134 66V64H132ZM137 65H138V64H137ZM147 65H148V64H147ZM156 65H157V64H156ZM179 65H180V64H179ZM196 65H198V64H196ZM196 65H195V66H196ZM199 65H200V64H199ZM206 65H207V64H206ZM211 65H212V64H211ZM218 65H220V64H218ZM243 65H245V64H243ZM0 66H1V65H0ZM28 66H29V64H28ZM31 66H32V65H31ZM36 66H37V65H36ZM38 66H39V65H38ZM38 66H37V67H38ZM47 66H48V65H47ZM58 66H59V65H58ZM83 66H84V65H83ZM91 66H93V65H91ZM97 66H99V65H97ZM110 66H111V65H110ZM123 66H126V65H123ZM139 66H140V65H139ZM168 66H169V65H168ZM181 66H182V64H181ZM190 66H191V65H190ZM214 66H215V65H214ZM224 66H225V65H224ZM226 66H227V65H226ZM226 66H225V67H226ZM12 67H13V65H12ZM26 67H27V65H26ZM34 67H35V66H34ZM42 67H43V66H42ZM42 67H40V68H42ZM64 67H66V64H65ZM64 67H63V68H64ZM74 67H76V66H74ZM106 67H107V66H106ZM113 67H114V66H113ZM117 67H118V66H117ZM120 67H121V66H120ZM120 67H119V68H120ZM128 67H130V66H128ZM128 67H127V68H128ZM135 67H136V66H135ZM140 67H141V66H140ZM146 67L149 68L148 66H146ZM146 67H145V69H146ZM150 67H151V66H150ZM170 67H171V66H170ZM187 67H189L188 64H187ZM203 67H204V66H203ZM210 67H211V66H210ZM221 67H222V66H221ZM230 67H232V66L230 65ZM29 68H30V67H29ZM38 68H39V67H38ZM50 68H51V67H49V68H47V69H50ZM54 68H55V67H54ZM70 68H71V67H70ZM85 68H86V67H85ZM102 68H104V67H102ZM110 68H111V67H110ZM115 68H116V67H115ZM124 68H126V67H124ZM131 68H132V67H131ZM142 68H144V67H142ZM155 68H156V66H155ZM159 68H160V67H159ZM168 68H169V67H168ZM175 68H176V67H175ZM175 68H174V69H175ZM199 68H201V67H199ZM204 68H205V67H204ZM3 69H4V68H3ZM7 69H9V68H7ZM11 69H12V68H11ZM27 69H28V68H27ZM65 69H66V68H65ZM78 69H79V68H78ZM113 69H114V68H113ZM121 69H122V68H121ZM121 69H120V70H121ZM135 69H136V68H135ZM160 69H161V68H160ZM162 69H163V68H162ZM185 69H186V67H185ZM185 69H184V70L181 69V70L185 71ZM192 69H195V67L192 68ZM192 69H191V70H192ZM221 69H222V68H221ZM221 69H220V71H221ZM4 70H6V69H4ZM16 70H17V69H16ZM18 70H19V69H18ZM29 70H30V69H29ZM45 70H46V69H45ZM45 70L43 69V71H45ZM52 70H53V69H51V71H52ZM73 70H75V69L73 68ZM73 70H70V71H73ZM89 70H90V69H89ZM92 70H93V69H92ZM97 70H98V68H97ZM103 70H104V69H103ZM109 70H110V69H109ZM111 70H112V69H111ZM117 70H118V69H116V71H117ZM127 70H128V69H127ZM129 70H131V69H129ZM132 70H133V69H132ZM140 70H141V69H140ZM150 70H151V69H150ZM152 70H153V69H152ZM171 70H172V69H171ZM178 70H180V68H179ZM181 70H180L179 72H181ZM186 70H187V69H186ZM188 70H189V69H188ZM201 70H202V69H201ZM208 70H210V69L208 68ZM208 70H207V71H208ZM212 70H214V68H212ZM223 70H224V69H223ZM223 70H222V71H223ZM231 70H232V69H231ZM231 70H230V71H231ZM12 71H13V70H12ZM12 71H11V73H12ZM21 71H23V70H21ZM21 71H20V72H21ZM25 71H26V70H25ZM25 71H24V72H25ZM35 71H36V70H35ZM38 71H39V70H38ZM40 71H41V70H40ZM47 71H48V70H47ZM61 71H62V70H60V72H61ZM63 71H64V70H63ZM82 71H83V70H82ZM87 71H88V70H87ZM90 71H91V70H90ZM90 71H89V72H90ZM95 71H96V70H95ZM101 71H102V70H101ZM121 71H122V70H121ZM147 71H148V69H147ZM155 71H156V70H155ZM155 71H154V72H155ZM163 71H165V70H163ZM163 71H162V72H163ZM169 71H170V69H169ZM192 71H193V70H192ZM203 71H204V69H203ZM217 71H219V70H217ZM6 72H7V71H6ZM8 72H9V74H10V71H8ZM33 72H34V70H33ZM52 72H53V71H52ZM57 72H58V71H57ZM66 72H67V70L65 71V73H66ZM74 72L77 73V71H74ZM125 72H126V71H125ZM133 72H134V70H133ZM138 72H139V71H138ZM140 72H141V71H140ZM154 72H152L151 74L153 75ZM160 72H161V70H160ZM176 72L178 73V71H176ZM198 72H199V71H198ZM210 72H211V71H210ZM4 73H5V71H4ZM42 73H43V72L41 71V74H42ZM46 73H47V72H46ZM48 73H50V72H48ZM65 73H64V74H65ZM67 73L69 74V72H67ZM93 73L95 74V72H93ZM116 73H117V72H116ZM129 73H130V72H129ZM158 73H159V72H158ZM167 73H168V72H167ZM171 73H172V72H171ZM177 73H176V74H177ZM181 73H182V72H181ZM186 73H187V72H186ZM191 73H192V72H191ZM196 73H197V72H196ZM196 73H195V74H196ZM218 73H219V72H217V74H218ZM222 73H223V72H222ZM256 73H257V72H256ZM1 74H2V73H1ZM23 74H25V73H23ZM36 74H38V72H37ZM36 74H35V75H36ZM53 74H54V73H53ZM61 74H62V72H61ZM71 74H75V73L71 72ZM80 74H81V73H80ZM98 74H99V73H98ZM133 74H134V73H133ZM133 74H132V75H133ZM138 74H139V73H138ZM169 74H170V73H169ZM187 74L189 75V73H187ZM224 74H225V72H224ZM237 74H238V73H237ZM251 74H252V73H251ZM10 75H11V74H10ZM44 75H45V73H44ZM50 75H52V73H51ZM55 75H57V74L55 73ZM81 75H83V74H81ZM100 75H101V74H100ZM102 75H104V74H102ZM109 75H110V74H109ZM119 75H120V74H119ZM119 75H118V76H119ZM121 75H122V73H121ZM125 75H126V73H125ZM139 75H140V74H139ZM139 75H137V76H139ZM161 75H163V74H161ZM161 75H160V76H161ZM165 75H166V74H165ZM165 75H164V76H165ZM177 75H178V74H177ZM191 75H192V74H191ZM204 75H205V74H204ZM229 75H230V74H229ZM3 76H4V75H3ZM6 76H7V75H6ZM6 76H5V77H6ZM12 76H13V74H12ZM14 76H15V75H14ZM14 76H13V77H14ZM24 76H25V75H24ZM33 76H34V74H33ZM41 76H42V75H41ZM45 76H46V75H45ZM53 76H54V75H53ZM68 76H69V75H68ZM78 76H79V75H77V79H78ZM90 76H92V75H90ZM112 76H113V74H112ZM115 76H116V75H115ZM115 76H114V77H115ZM142 76H143V74H142ZM145 76H146V75H145ZM149 76H150V77H149V79H150L152 76H151V75H149ZM157 76L159 77L158 74H157ZM173 76H174V75H173ZM189 76H190V75H189ZM215 76H216V75H215ZM219 76H220V75H219ZM223 76H224V75H223ZM20 77H22V76H20ZM58 77H59V76H58ZM64 77H66V75H65ZM69 77H70V76H69ZM79 77H80V76H79ZM95 77H96V76H95ZM98 77H99V76H98ZM98 77H97V78H98ZM104 77H105V76H104ZM106 77H107V76H106ZM106 77H105V79L108 78V77H107V78H106ZM158 77H156V78H158ZM170 77H171V76H170ZM170 77L168 76V78H170ZM178 77H179V76H178ZM183 77H184V76H183ZM198 77L201 78L200 75H199ZM207 77L209 78V76H206V77H204V78H207ZM6 78H7V77H6ZM6 78H2V80H3V79H6ZM8 78H9V77H8ZM31 78L34 79V77H31ZM42 78H43V77H42ZM42 78H41V79H42ZM44 78H45V77H44ZM47 78H48V77H47ZM55 78H56V77H55ZM60 78H62V77H60ZM80 78H81V77H80ZM82 78H83V76H82ZM84 78H86V77H84ZM101 78H102V77H101ZM109 78H110V77H109ZM121 78H122V77H121ZM123 78H124V77H123ZM123 78H122V79H123ZM126 78H127V77H126ZM135 78H136V77H135ZM138 78H139V77H138ZM141 78H142V77H141ZM146 78H147V77H146ZM146 78H144V79H146ZM152 78H153V77H152ZM156 78H155V79H156ZM159 78H160V77H159ZM165 78H166V77H165ZM187 78H188V77H186V79H187ZM202 78H203V77H202ZM210 78H211V77H210ZM210 78H209V79H210ZM223 78H224V77H223ZM225 78H226V77H225ZM263 78H264V77H263ZM263 78H262V79H263ZM11 79H12V78H11ZM13 79H14V78H13ZM21 79H22V78H21ZM35 79H36V78H35ZM35 79H34V80H35ZM45 79H46V78H45ZM86 79H87V78H86ZM115 79H116V77H115ZM129 79H130V77H129ZM144 79H142V80H144ZM155 79H154V80H155ZM160 79H162V78H160ZM163 79H164V78H163ZM166 79H167V78H166ZM174 79H175V77H174ZM177 79H178V78H177ZM181 79H182V78H181ZM184 79H185V77H184ZM186 79H185V80H186ZM218 79H219V78H218ZM227 79H228V78H226V80H227ZM232 79H233V78H232ZM6 80H7V79H6ZM47 80L49 81L50 78L47 79ZM52 80H53V79H52V77H51V81H52ZM67 80H68V79H67ZM71 80H72V79H71ZM78 80H79V79H78ZM82 80H83V79H82ZM82 80H81V81H82ZM84 80H85V79H84ZM95 80H96V79H95ZM95 80H94V81H95ZM107 80H108V79H107ZM118 80H119V79H118ZM132 80H133V79H132ZM150 80H151V79H150ZM150 80H148V81H150ZM168 80H169V79H167V81H168ZM190 80H191V78H190ZM192 80H193V79H192ZM194 80H195V79H194ZM203 80H204V79H203ZM212 80L214 81L215 79H212ZM220 80H222V78H221ZM223 80H224V79H223ZM4 81H5V80H4ZM9 81H11V80L9 79ZM31 81H32V83H34L33 80H31ZM35 81L37 82V80H35ZM53 81H54V80H53ZM53 81H52V82H53ZM56 81H58V80H56ZM59 81H60V80H59ZM61 81H63V80H61ZM94 81H93V82H94ZM103 81H104V80H103ZM126 81H127V80H126ZM129 81H130V80H129ZM136 81H137V80H136ZM139 81H140V79H139ZM146 81H147V80H146ZM148 81H147V82H148ZM167 81H166V82H167ZM174 81H176V80H174ZM174 81H173V82H174ZM186 81H187V80H186ZM196 81H197V80H196ZM261 81H262V80H261ZM18 82H19V80H18ZM36 82H35V83H36ZM38 82L40 83V81H38ZM38 82H37V83H38ZM49 82H50V81H49ZM52 82H51L50 84H52ZM68 82H69V80H68ZM85 82H86V81H85ZM96 82H97V81H95V83H93L94 86H95ZM109 82H110V81H109ZM124 82H125V81H124ZM134 82H135V81H134ZM150 82H151V81H150ZM152 82H153V81H152ZM163 82H164V81H163ZM168 82H169V81H168ZM197 82H198V81H197ZM210 82H211V80H210ZM3 83H4V82H3ZM3 83H2V84H3ZM5 83H6V82H5ZM5 83H4V84H5ZM27 83H28V82H27ZM41 83H42V82H41ZM44 83H45V82H44ZM58 83H59V82H58ZM63 83H64V82H63ZM100 83H101V82H100ZM105 83H106V86H105V87H107L108 84H107L106 81H105ZM111 83H112V82H111ZM120 83H121V82H120ZM132 83H133V81H132ZM148 83H149V82H148ZM153 83H154V82H153ZM177 83H178V81H177ZM179 83H180V82H179ZM181 83H182V81H181ZM186 83H187V82H186ZM188 83H189V82H188ZM192 83H193V82H192ZM202 83H203V81H202ZM202 83L200 84V86H202ZM204 83H205V82H204ZM204 83H203V85H204ZM207 83H208V82H207ZM218 83H219V82H218ZM223 83H224V82H223ZM4 84H3V85H4ZM12 84H14V83H12ZM79 84H80V83H79ZM82 84H83V83H82ZM91 84H92V83H91ZM113 84H114V83H113ZM122 84L124 85V84H126V83H122ZM141 84H142V83H141ZM164 84H165V83H164ZM170 84H171V83H169V85H170ZM221 84H222V83H221ZM227 84H228V83H227ZM30 85H31V83H30ZM34 85H35V84H34ZM38 85H39V84H38ZM38 85H37V86H38ZM58 85H59V84H58ZM58 85H57V86H58ZM62 85H63V84H62ZM115 85H116V84H115ZM123 85H122V86H123ZM128 85H129V84H128ZM138 85H139V84H138ZM138 85L136 84V87H138ZM149 85H150V84H149ZM154 85H156V84H154ZM162 85H163V84H162ZM167 85H168V84H167ZM173 85H174V84H173ZM176 85H177V84H175L174 86H176ZM178 85L180 86V84H178ZM195 85H196V83H195ZM197 85H198V84H197ZM225 85H226V84H225ZM228 85H229V84H228ZM248 85H249V84H248ZM4 86H6V85H4ZM4 86H2V87H4ZM44 86H45V85H44ZM97 86H98V85H97ZM113 86H114V85H113ZM124 86H126V85H124ZM140 86H141V85H140ZM158 86H159V85H158ZM179 86H178V87H179ZM181 86H184V85L182 84ZM186 86H187V85H186ZM204 86H205V85H204ZM206 86H207V85H206ZM206 86H205V87H206ZM229 86H230V85H229ZM231 86H232V85H231ZM7 87H8V86H6V88H7ZM21 87H22V86H21ZM45 87H47V86H45ZM61 87L63 88V86H61ZM65 87H66V86H65ZM71 87H72V86H71ZM110 87H111V84H110ZM115 87H116V86H115ZM133 87H135V86H133ZM143 87H144V86H143ZM146 87H148V86H146ZM154 87H155V86H154ZM164 87H165V86H163V88H164ZM197 87H199V85H198ZM202 87H203V86H202ZM205 87H204V88H205ZM208 87H209V86H208ZM0 88H1V87H0ZM29 88H30V87H29ZM35 88H37V87H35ZM40 88H41V87H40ZM58 88H59V87H58ZM72 88H73V87H72ZM76 88H78V87H76ZM112 88H113V87H112ZM139 88H140V87H138V89H139ZM156 88H157V87H156ZM169 88H170V87H169ZM180 88H181V87H180ZM185 88H186V87H185ZM204 88H200V89H204ZM4 89H5V88H4ZM9 89H10V88H9ZM30 89H31V88H30ZM30 89H29V90H30ZM32 89H33V87H32ZM32 89H31V90H32ZM84 89H85V88H84ZM94 89H95V88H94ZM101 89H103V87H102ZM105 89H106V88H105ZM105 89H103V90H105ZM117 89H119V88L116 87L115 90H117ZM121 89H122V88H121ZM121 89H120V90H121ZM136 89H137V88H136ZM138 89H137V90H138ZM140 89H141V88H140ZM146 89H147V88H146ZM149 89H151V88H148V90H149ZM154 89H155V88H154ZM175 89H176V88H175ZM177 89H178V88H177ZM190 89H191V88H190ZM213 89H214V88H213ZM246 89H247V88H246ZM0 90H1V89H0ZM34 90H35V89H34ZM34 90H33V91H34ZM37 90H38V89H37ZM37 90H36V91H37ZM42 90H44V89H41V91H42ZM46 90H47V89H46ZM49 90H50V89H49ZM49 90H48V91H49ZM85 90H86V89H85ZM85 90H84V91H85ZM110 90H111V89H110ZM113 90H114V89H113ZM129 90H130V89H129ZM148 90H147V91H148ZM151 90H152V89H151ZM161 90H163V89H161ZM161 90H160V91H161ZM166 90H167V88H166ZM179 90H180V89H179ZM184 90H185V89H184ZM184 90H183V91H184ZM197 90H198V89H197ZM197 90H196V91H197ZM206 90H207V88H206ZM217 90H218V89H217ZM228 90H229V89H228ZM233 90H234V88L232 89V91H233ZM5 91H6V90H5ZM66 91H67V90H66ZM66 91H65V92H66ZM88 91H89V90H88ZM88 91H87V92H88ZM106 91H107V90H106ZM133 91H134V90H133ZM139 91H140V90H139ZM143 91L145 92V90H143ZM157 91H158V90H157ZM160 91H159V92H160ZM169 91H172V90H169ZM177 91H178V90H177ZM187 91H188V90H187ZM194 91H195V89H194ZM204 91H205V90H204ZM209 91L212 92V89L209 90ZM213 91H214V90H213ZM221 91H223V90H221ZM10 92H11V91H10ZM10 92H9V93H10ZM13 92H14V91H13ZM30 92H31V91H30ZM34 92H35V91H34ZM34 92H33V93H34ZM55 92H56V91H55ZM59 92H60V91H59ZM62 92H63V91H62ZM85 92H86V91H85ZM104 92H105V91H104ZM129 92H130V91H129ZM135 92H136V91H135ZM135 92H134V93H135ZM200 92H201V91H200ZM207 92H208V91H206V93H207ZM6 93H7V92H6ZM6 93H5V94H6ZM9 93H8V94H9ZM39 93H40V92H39ZM42 93H43V92H42ZM67 93H68V92H67ZM69 93H70V92H69ZM80 93H81V92H80ZM83 93H84V92H83ZM93 93H94V91H93ZM100 93H102V91H101ZM109 93H110V92H109ZM127 93H128V91H127ZM137 93H138V92H137ZM139 93H140V92H139ZM151 93H152V92H151ZM154 93H155V92H154ZM160 93H161V92H160ZM171 93H172V92H171ZM171 93H169V94H171ZM173 93H175V92H173ZM173 93H172V94H173ZM208 93H209V92H208ZM213 93H214V92H213ZM216 93H217V92H216ZM220 93H221V92H220ZM220 93H219V94H220ZM222 93H223V92H222ZM12 94H13V93H12ZM27 94H28V92H27ZM31 94H32V93H31ZM43 94H44V93H43ZM84 94H85V93H84ZM88 94H90V93L88 92ZM104 94H105V93H104ZM104 94H103V95H104ZM111 94H112V93H111ZM165 94H167L166 91H165L164 95H165ZM176 94H177V93H175V95H176ZM188 94H189V93H188ZM211 94H212V93H211ZM29 95H30V94H29ZM34 95H35V94H34ZM91 95H92V94H91ZM91 95H90V96H91ZM97 95H98V94H97ZM97 95H96V96H97ZM99 95H100V97L103 96L102 94H99ZM116 95H117V94H116ZM116 95H115V96H116ZM139 95H140V94H139ZM141 95H144V94L142 93ZM148 95H149V94H148ZM158 95H159V94H158ZM167 95H168V94H167ZM173 95H174V94H173ZM175 95H174V97H175ZM178 95H179V94H178ZM184 95H185V94H184ZM191 95L194 97V94L191 93ZM199 95L202 96L201 93H200V94L198 93V96H199ZM223 95H224V94H223ZM54 96H55V95H54ZM57 96H58V95H57ZM61 96H62V95H61ZM65 96H66V94H65ZM71 96H72V95H71ZM73 96H74V95H73ZM104 96H105V95H104ZM121 96H122V95H121ZM123 96H124V94H123ZM128 96H129V95H128ZM131 96H133V95H131ZM152 96H153V95H152ZM156 96H157V95H156ZM192 96H191V97H192ZM198 96H196L197 99H198ZM209 96H210V95H209ZM227 96H228V95H227ZM236 96H237V95H236ZM251 96H252V95H251ZM33 97H34V96H33ZM35 97H37V96H35ZM44 97H45V96H44ZM52 97H53V95H52ZM75 97H76V96H75ZM83 97H85V96H83ZM141 97H142V96H141ZM145 97H146V96H145ZM145 97H144V98H145ZM153 97H154V96H153ZM176 97H177V96H176ZM182 97H184V96H181V98H182ZM214 97H215V96H214ZM230 97H231V95H230ZM1 98H2V97H1ZM10 98H11V97H10ZM19 98H20V97H19ZM53 98H54V97H53ZM93 98H94V97H93ZM103 98H104V97H103ZM106 98H107V96H106ZM106 98H105V99H106ZM126 98H127V97H126ZM133 98H137V96H136V97H133ZM133 98H131V99H133ZM160 98H161V97H160ZM165 98H166V97H165ZM177 98H179V97H177ZM189 98H190V97H188V99H189ZM199 98H200V100H201V98H203V97H199ZM217 98L220 99V97H217ZM217 98H216V99H217ZM222 98H223V96H222ZM226 98H227V97H226ZM234 98H235V97H234ZM234 98H233V99H234ZM253 98H254V96H253ZM27 99H28V98H27ZM33 99H34V98H33ZM77 99H78V98H76V101H77ZM87 99H88V98H87ZM96 99H97V98L95 97V100H96ZM108 99H109V98H108ZM112 99H114V98L112 97ZM119 99H120V98H119ZM147 99H148V98H147ZM152 99H153V98H151L150 100H152ZM161 99H162V98H161ZM175 99H176V98H175ZM175 99H174V100H175ZM186 99H187V98H186ZM192 99H193V98H192ZM233 99H232V100H233ZM28 100H29V99H28ZM47 100H49V99H47ZM74 100H75V99H74ZM81 100H83V99H81ZM98 100H99V99H98ZM98 100H97V101H98ZM142 100H143V99H142ZM155 100H156V99H155ZM157 100H158V97H157ZM164 100H165V99H164ZM170 100H171V99H170ZM226 100H227V99H226ZM232 100H231V101H232ZM19 101H20V100H19ZM22 101H23V100H22ZM38 101L40 102L39 99H38ZM64 101H65V100H64ZM101 101H102V100H101ZM104 101H105V100H104ZM104 101H103V102H104ZM106 101H107V99H106ZM108 101H109V100H108ZM114 101H116V100H114ZM114 101H113V102H114ZM134 101H135V100H134ZM143 101H144V100H143ZM147 101H148V100H147ZM162 101H163V100H162ZM167 101H168V100H167ZM178 101H179V100H178ZM178 101L176 100V103H177ZM191 101L194 102V100H191ZM198 101H199V100H198ZM209 101H210V99H209ZM213 101H214V99H213ZM224 101H225V100H224ZM16 102H17V101H16ZM25 102H26V101H25ZM32 102H33V101H32ZM35 102H36V101H35ZM44 102H45V101H44ZM74 102H75V101H74ZM98 102H99V101H98ZM120 102H121V101H120ZM129 102H130V101H129ZM136 102H137V100H136ZM136 102H134V104H135ZM144 102H145V101H144ZM155 102H156V101H155ZM155 102H154V103H155ZM158 102H159V101H158ZM165 102H166V101H165ZM168 102H169V101H168ZM232 102H233V101H232ZM20 103H21V101H20ZM29 103H30V102H29ZM41 103H42V102H41ZM45 103L47 104V102H45ZM53 103H54V102H53ZM76 103H77V102H76ZM92 103H93V102H92ZM99 103H100V102H99ZM111 103H112V102H111ZM127 103H128V102H127ZM150 103H151V105L153 104L152 102H150ZM160 103H161V101H160ZM166 103H167V102H166ZM166 103H165V104H166ZM174 103H175V102H174ZM185 103H186V102H185ZM185 103H184V105H186ZM196 103H197V102H196ZM205 103H206V102H205ZM220 103H221V102H220ZM224 103H225V102H224ZM226 103H228V101H227ZM254 103H256V102H254ZM57 104H58V103H57ZM81 104H82V103H81ZM94 104H95V103H94ZM100 104H101V103H100ZM114 104H115V103H114ZM131 104H132V103H131ZM142 104H143V103H142ZM169 104H170V103H169ZM202 104H203V102H202ZM216 104H217V103H216ZM231 104H232V103H231ZM237 104H238V103H237ZM16 105H17V104H16ZM20 105L22 106V104H20ZM20 105H19V106H20ZM26 105H27V104H26ZM26 105H25V106H26ZM29 105H30V104H29ZM33 105H34V104H33ZM53 105H55V104H53ZM53 105H51V106H53ZM73 105H75V104H73ZM111 105H112V104H111ZM163 105H164V103H163ZM256 105H257V104H256ZM9 106H10V105H9ZM27 106H28V105H27ZM85 106L88 108V106H87L86 104H85ZM94 106H95V105H94ZM94 106H93V107H94ZM127 106H130V103H129V105H127ZM127 106H126V107H127ZM133 106H134V105L132 104V107H133ZM135 106H137V104H135ZM152 106H153V105H152ZM157 106H158V105H157ZM192 106H193V105H192ZM202 106H203V105H202ZM218 106H219V104H218ZM220 106H221V104H220ZM222 106H223V104H222ZM224 106H225V105H224ZM224 106H223V107H224ZM38 107H39V106H38ZM45 107H46V106H45ZM45 107H44V108H45ZM61 107H62V106H61ZM95 107H96V106H95ZM98 107H101V108H102L101 105L98 106ZM98 107H97V108H98ZM108 107H109V106H108ZM112 107H113V106H112ZM115 107H117V106H115ZM118 107H119V106H118ZM123 107H124V106H123ZM141 107H142V106H141ZM146 107H147V106H146ZM149 107H150V106H149ZM160 107H161V106H159V108H160ZM165 107H166V106H165ZM167 107H170V106L167 105ZM167 107H166V108H167ZM179 107H180V106H179ZM193 107H194V106H193ZM195 107H197V108H195ZM195 107H194L195 110H196V109L199 110L197 104H196ZM208 107H210V106H208ZM216 107H217V105H216ZM229 107H230V106H229ZM40 108H41V107H40ZM54 108H55V107H54ZM76 108H77V107H76ZM82 108H83V106H82ZM97 108H96V110H97ZM120 108H121V107H120ZM150 108H151V107H150ZM153 108H154V106H153ZM157 108H158V107H157ZM173 108H174V107H173ZM185 108H186V107H185ZM188 108H189V106H188ZM200 108H201V107H200ZM225 108H226V107H225ZM32 109H34V108H32ZM35 109H36V108H35ZM50 109H51V108H50ZM62 109H63V108H62ZM94 109H95V108H94ZM107 109H108V108H107ZM109 109H111V108H109ZM113 109H114V108H113ZM129 109H130V108H129ZM132 109H133V108H131V110H132ZM139 109H141V108L139 107ZM143 109H144V107H143ZM162 109H163V108H162ZM175 109H176V108H175ZM209 109H210V108H209ZM211 109H213V108H211ZM214 109H215V108H214ZM221 109H222V108H221ZM228 109H230V108H228ZM19 110H20V109H19ZM19 110H18V111H19ZM22 110H23V109H22ZM22 110H20V112H21ZM60 110H61V108H60ZM68 110H69V109H68ZM89 110H90V109H89ZM121 110H122V109H121ZM150 110H151V109H150ZM150 110H149V112H151ZM154 110H155V109H154ZM157 110H158V109H157ZM159 110H160V109H159ZM167 110H168V109H167ZM182 110H183V107H182ZM201 110H202V108H201ZM205 110H207V109H205ZM205 110H204V111H205ZM8 111H9V110H8ZM31 111H32V110H31ZM38 111H39V110H38ZM44 111H45V109H44ZM46 111H47V109H46ZM51 111H54V110H51ZM58 111H59V110H58ZM65 111L68 113L67 109H65ZM72 111H73V110H72ZM83 111H84V110H83ZM92 111H93V109H92ZM117 111H118V110H117ZM127 111H128V110H127ZM129 111H130V110H129ZM135 111H137V110H135ZM144 111H145V110H144ZM186 111H187V110H186ZM192 111H194V109H193ZM207 111H208V110H207ZM214 111H215V110H214ZM214 111H213V112H214ZM223 111H224V110H223ZM23 112H25V111H23ZM62 112H63V111H62ZM70 112H71V110H70ZM93 112H94V111H93ZM101 112H102V110H101ZM114 112H115V111H114ZM138 112H140V111H138ZM154 112H155V111H154ZM171 112H173V111L171 110ZM210 112H211V110H210ZM215 112H216V111H215ZM218 112H219V111H218ZM42 113H43V112H42V110H41V114H42ZM46 113H47V112H46ZM53 113H54V112H53ZM55 113H56V112H55ZM83 113H84V112H83ZM95 113H96V112H95ZM125 113H126V110H125ZM136 113H137V112H136ZM143 113H144V112H143ZM143 113H142V115H143ZM158 113H160V112H158ZM162 113H163V112H162ZM173 113H175V112H173ZM193 113H194V112H193ZM195 113H196V112H195ZM199 113H200V112H199ZM203 113H204V112L202 111V114H203ZM220 113H221V112H220ZM226 113H227V111L225 112V114H226ZM8 114H9V113H8ZM13 114H14V112H13ZM13 114H12V115H13ZM34 114H35V113H34ZM49 114H50V113H49ZM49 114H48V116H49ZM69 114H70V113H69ZM78 114H79V113H78ZM86 114H87V111H86ZM90 114H91V113H90ZM92 114H93V113H92ZM110 114H111V113H110ZM113 114L115 115V113H113ZM117 114H119V113H117ZM121 114H124V113H121ZM134 114H135V112H134ZM146 114H147V112H146ZM149 114H150V113H149ZM151 114H152V113H151ZM185 114H186V113H185ZM190 114H191V113H190ZM205 114H206V113H205ZM207 114H208V113H207ZM210 114H211V113H210ZM214 114H215V113H214ZM17 115H18V114H17ZM17 115H16V116H17ZM19 115H20V114H19ZM19 115H18V116H19ZM23 115H24V114H23ZM26 115H27V114L25 113V116H26ZM28 115H29V114H28ZM38 115H40V114H38ZM42 115H43V114H42ZM70 115H71V114H70ZM75 115H76V114H75ZM80 115H81V113H80ZM106 115H107V114H106ZM137 115H138V114H137ZM140 115H141V114H140ZM140 115H139V116H140ZM147 115H148V114H147ZM170 115H171V114H170ZM178 115H179V114H178ZM193 115H194V114H193ZM198 115H199V114H198ZM198 115H197V116H198ZM212 115H213V114H212ZM215 115H216V114H215ZM253 115H254V114H253ZM261 115H264V113H261ZM3 116H4V115H3ZM3 116H2V117H3ZM5 116H7V114H6ZM9 116H10V114H9ZM25 116H24V118H25ZM33 116H34V115H33ZM46 116H47V114H46ZM46 116H45V117H46ZM54 116H55V115H54ZM56 116H57V115H56ZM58 116H59V115H58ZM87 116H89V114H88ZM91 116H92V115H91ZM100 116H101V114H100ZM119 116H120V115H119ZM134 116H135V115H134ZM179 116L181 117V115H179ZM189 116H190V118H191V115H189ZM206 116H207V115H206ZM210 116H211V115H210ZM28 117H29V120L31 121L32 119H30V118H31L32 116L29 115ZM78 117H79V115H78ZM81 117H82V116H81ZM81 117H80V118H81ZM96 117H97V116H96ZM102 117H103V116H102ZM102 117H101V118H102ZM121 117H122V116H121ZM123 117H124V116H123ZM130 117H133V116H130ZM141 117H143V116H141ZM141 117H139V118H141ZM158 117H160V116H158ZM163 117H164V116H163ZM176 117H177V116H176ZM195 117H196V115H195ZM200 117H201V114H200ZM213 117H215V116H213ZM213 117H212V118H213ZM220 117H221V116H220ZM225 117H226V116H225ZM0 118H1V117H0ZM4 118H5V117H4ZM7 118H8V116H7ZM12 118H15V117H12ZM12 118H10V119H12ZM32 118H33V117H32ZM43 118H44V117H43ZM55 118H56V117H55ZM71 118H72V117H71ZM74 118H75V116L73 117V120H74ZM84 118H85V117H84ZM101 118H100V119H101ZM115 118H116V117L114 116V119H115ZM117 118H118V117H117ZM125 118H126V117H125ZM136 118H137V117H136ZM136 118H135V120H136ZM151 118H152V117H151ZM156 118H157V117H156ZM186 118H187V116H186ZM186 118H182V119H186ZM202 118H203V116H202ZM205 118H206V117H205ZM205 118H203L204 121H205ZM208 118H209V117H208ZM215 118H216V117H215ZM1 119H2V118H1ZM10 119H9V120H10ZM19 119H20V118H19ZM21 119H22V117H21ZM26 119H27V118H25V120H26ZM35 119H36V116H35ZM47 119H49V118H47ZM53 119H54V118H53ZM64 119H65V118H64ZM78 119H79V118H78ZM88 119H89V118H88ZM110 119H112V118H110ZM114 119H113V120H114ZM120 119H121V118H120ZM126 119H127V118H126ZM132 119H133V118H132ZM159 119H161V118H159ZM163 119H164V118H163ZM163 119H162V120H163ZM176 119H177V118H176ZM176 119H175V121H176ZM194 119H195V118H194ZM216 119H218V118H216ZM6 120H7V119H6ZM12 120H13V119H12ZM14 120H16V119H14ZM37 120H38V118H37ZM37 120H36V121H37ZM42 120H43V119H42ZM60 120H61V119H60ZM60 120H59V121H60ZM75 120H76V119H75ZM83 120H84V119H83ZM91 120H93V119H91ZM94 120H95V119H94ZM104 120H106V119H104ZM115 120H116V119H115ZM118 120H119V119H118ZM144 120H145V119H144ZM144 120H143V121H144ZM151 120H152V119H151ZM153 120H154V119H153ZM209 120H210V119H209ZM228 120H229V119H228ZM3 121H4V120H3ZM7 121H8V120H7ZM23 121H24V120H23ZM33 121H34V120H33ZM49 121H50V120H49ZM55 121L57 122V119H56ZM84 121H85V120H84ZM84 121H83V122H84ZM96 121H97V120H96ZM106 121H107V120H106ZM108 121H109V120H108ZM111 121H112V120H111ZM133 121H134V120H133ZM133 121H132V122H133ZM140 121H142V120H140ZM164 121H166V120H164ZM164 121H162V124L164 123ZM191 121H192V120H191ZM194 121H195V120H194ZM194 121H193V122H194ZM196 121H197V120H196ZM201 121L203 122V120H201ZM221 121H222V119H221ZM221 121H220V122H221ZM37 122H39V121H37ZM46 122H47V121H46ZM72 122H73V121H72ZM78 122H79V120L77 121V123H78ZM89 122H90V121H89ZM91 122H92V121H91ZM114 122H115V121H114ZM124 122H126V121H124ZM124 122H123V123H124ZM135 122H136V121H135ZM159 122H160V121H159ZM166 122H167V121H166ZM177 122H178V121H177ZM177 122H176V124H177ZM205 122H206V121H205ZM213 122H214V121H213ZM215 122H216V121H215ZM217 122H219V121H217ZM217 122H216V124H217ZM5 123H6V122H5ZM12 123H13V122H12ZM22 123H23V122H22ZM26 123H27V122H26ZM26 123H24V124L27 126ZM41 123H42V122H41ZM54 123H55V122H54ZM57 123H58V122H57ZM57 123H55V125H57ZM61 123H62V122H61ZM86 123H87V122H86ZM95 123H96V122H95ZM95 123H94V124H95ZM107 123H108V122H107ZM109 123H110V121H109ZM127 123L129 124V122H127ZM146 123H148V120H147L144 124L146 125ZM149 123H150V122H149ZM154 123H155V122H153V124H154ZM168 123H169V122H168ZM184 123H185V122H184ZM186 123H187V121H186ZM190 123H192V122H190ZM196 123H197V122H196ZM211 123H212V121H211ZM8 124H9V123H8ZM17 124H19V126H20V123H17ZM28 124H29V122H28ZM31 124H33V123H31ZM35 124H36V123H34V125H35ZM94 124H93V125H94ZM100 124H102V123H100ZM113 124H114V123H113ZM117 124L119 125V123H117ZM121 124H122V123H121ZM125 124H126V123H125ZM134 124H135V123H134ZM136 124H137V123H136ZM136 124H135V125H136ZM140 124H142V123L140 122ZM155 124H156V123H155ZM170 124H171V123H170ZM172 124H174V123H172ZM180 124H181V122H180ZM206 124H207V123H206ZM216 124H215V125H216ZM226 124H228V123H226ZM37 125H38V124H37ZM40 125H41V124H39V126H40ZM47 125H48V124H47ZM51 125H54V124H51ZM51 125H50V126H51ZM59 125H63V124H58V126H59ZM67 125H68V124H67ZM102 125H103V124H102ZM107 125H108V124H107ZM118 125H116V126H118ZM132 125H133V124H132ZM138 125H139V124H138ZM151 125H152V124H151ZM183 125H184V124H183ZM186 125H187V124H186ZM191 125H192V124H191ZM208 125H209V124H208ZM212 125H213V124H212ZM231 125H232V124H231ZM12 126H13V125H12ZM30 126H32V125H30ZM50 126H49V127H50ZM58 126H57V127H58ZM64 126H65V125H64ZM77 126H78V124H77ZM94 126H95V125H94ZM104 126L106 127L105 124H104ZM111 126H112V125H111ZM119 126H120V125H119ZM141 126H142V125H140V127H141ZM149 126H150V124H149ZM167 126H168V125H167ZM170 126H172V125H170ZM181 126H182V125H181ZM184 126H185V125H184ZM184 126H183V127H184ZM194 126L196 127V125H192L193 128H194ZM213 126H214V125H213ZM219 126H220V125H219ZM234 126H235V125H234ZM236 126H237V125H236ZM245 126H246V125H245ZM7 127H8V126H7ZM22 127H23V125H22ZM32 127H33V126H32ZM34 127H35V126H34ZM43 127H44V126H43ZM46 127H47V126H46ZM66 127H67V126H66ZM75 127H76V126H75ZM75 127H74V128H75ZM85 127H86V126H85ZM85 127L83 126V128H85ZM112 127H113V126H112ZM126 127H128V126H126ZM129 127H130V126H129ZM129 127H128V129H129ZM131 127H132V126H131ZM134 127H135V126H134ZM138 127H139V126H138ZM144 127H145V126H144ZM146 127H147V125H146ZM161 127H162V126H161ZM175 127H176V126H175ZM179 127H180V126H179ZM188 127H190V126H188ZM201 127H202V126H201ZM214 127H215V126H214ZM223 127L225 128V126H223ZM241 127H242V126H241ZM19 128H20V127H19ZM37 128H38V127H37ZM37 128H34L33 131H35V129H36V130H39V129H37ZM39 128H40V127H39ZM53 128H54V127H53ZM69 128H70V127H69ZM92 128H93V127H92ZM92 128H89V129H92ZM98 128H99V127H98ZM101 128H102V127H101ZM117 128H119V127H117ZM159 128H160V127H159ZM169 128H171V127H169ZM173 128H174V127H173ZM193 128H192V129H193ZM208 128L210 129V127H208ZM243 128H244V126H243ZM15 129H16V127H15ZM47 129H48V127H47ZM54 129H55V128H54ZM65 129H66V128H65ZM75 129H76V128H75ZM75 129H74V130H75ZM78 129H79V127H78ZM94 129H95V128H94ZM148 129H149V128H148ZM148 129H147V130H148ZM157 129H158V128H157ZM160 129H161V128H160ZM162 129H163V128H162ZM167 129H168V128H167ZM174 129H175V128H174ZM177 129H178V127H177ZM177 129H176V130H177ZM180 129H181V128H180ZM184 129H185V128H184ZM196 129H197V127H196ZM196 129H194V130H196ZM204 129H205V128H203V130H204ZM217 129H218V128H217ZM240 129H241V128H240ZM245 129H246V128H245ZM24 130H25V128H24ZM28 130H29V129H28ZM45 130H46V129H45ZM49 130H50V129H49ZM57 130H58V128H57ZM68 130H69V129H68ZM70 130H71V129H70ZM81 130H82V129H81ZM81 130H79V131H81ZM99 130H100V129H99ZM108 130H109V129H108ZM115 130H116V129H115ZM121 130H122V129H121ZM135 130H136V129H135ZM147 130H146V131H147ZM150 130H151V129H150ZM150 130H149V131H150ZM152 130H153V129H152ZM182 130H183V129H182ZM14 131H16V130H14ZM17 131H18V130H17ZM52 131H53V130H52ZM59 131H60V130H59ZM82 131H83V130H82ZM85 131H87V129H86ZM127 131H128V130H127ZM138 131H139V128H138ZM153 131L155 132L156 130H153ZM153 131H152V132H153ZM160 131H161V130H160ZM160 131L157 132V133H161ZM174 131H175V130H174ZM174 131H173V132H174ZM208 131H209V130H208ZM210 131H211V133H212V130H211V129H210ZM241 131H242V130H241ZM243 131H244V129H243ZM250 131H251V130H250ZM8 132L11 133L12 131H7V133H8ZM31 132H32V131H31ZM31 132H30V133H31ZM44 132H45V131H44ZM53 132H54V131H53ZM75 132H76V131H75ZM92 132H93V131H92ZM99 132H100V131H99ZM99 132H98V133H99ZM102 132H103V131H102ZM106 132H107V131H106ZM110 132H111V131H110ZM125 132H126V130H125ZM125 132H124V134H125ZM142 132H143V131H142ZM144 132H145V131H144ZM164 132H165V131H164ZM168 132L170 133V131H168ZM173 132H172V133H173ZM176 132H177V131H176ZM181 132L183 133V131H181ZM197 132H198V131H197ZM218 132H219V130H218ZM222 132H225V131H222ZM12 133H13V132H12ZM23 133H25V132H23ZM32 133H33V132H32ZM39 133H40V132H39ZM45 133H46V132H45ZM56 133H57V132H56ZM62 133H63V132H62ZM71 133H72V132H71ZM71 133H70V135H72ZM82 133H83V132H82ZM87 133H88V132H87ZM107 133H108V132H107ZM117 133H118V132H117ZM119 133H121V132H119ZM150 133H151V132H150ZM150 133H149V135H151ZM155 133H156V132H155ZM166 133H167V131H166ZM169 133H168V134H169ZM179 133H180V131H179ZM182 133H181V134H182ZM189 133H190V132H189ZM193 133H194V132H193ZM206 133H208V132H206ZM237 133H238V132H237ZM4 134H5V133H4ZM8 134H9V133H8ZM19 134H20V133H19ZM36 134H37V133H36ZM53 134H54V133H53ZM57 134H58V133H57ZM63 134H64V133H63ZM73 134H74V133H73ZM88 134H89V133H88ZM122 134H123V133H122ZM129 134H130V133H129ZM164 134H165V133H164ZM177 134H178V133H177ZM185 134H186V133H185ZM185 134H184V135H185ZM209 134H210V133H209ZM209 134H208V136H209ZM233 134H234V133H233ZM235 134H236V133H235ZM244 134H245V133H244ZM13 135H14V134H13ZM26 135H29V134L27 133ZM26 135H25V136H26ZM33 135H34V134H33ZM43 135H44V134H43ZM47 135H48V134H47ZM49 135H50V134H49ZM90 135H91V134H90ZM93 135H94V133H93ZM96 135H99V134H96ZM107 135H108V134H107ZM109 135H110V134H109ZM142 135H143V133H142ZM146 135H147V134H146ZM153 135H154V133H153ZM165 135H166V134H165ZM182 135H183V134H182ZM191 135H192V134H191ZM205 135H206V134H205ZM215 135H216V134H214V136H215ZM217 135H218V134H217ZM236 135H237V134H236ZM241 135H242V134H240V136H241ZM248 135H249V134H248ZM38 136H40V135H38ZM53 136H54V135H52L51 137L53 138ZM55 136H56V135H55ZM55 136H54V137H55ZM61 136H62V134H61ZM61 136H60V137H61ZM67 136H68V135H67ZM84 136H85V135H84ZM91 136H92V135H91ZM101 136H102V135H101ZM110 136H111V135H110ZM117 136H118V135H117ZM119 136H120V135H119ZM119 136H118V137H119ZM122 136H123V135H122ZM125 136H126V135H125ZM131 136H132V135H131ZM131 136H130V137H131ZM143 136H144V135H143ZM143 136H142V137H143ZM154 136H156V135H154ZM170 136H172V135H170ZM177 136H178V135H177ZM177 136H175V137H177ZM187 136H188V135H187ZM211 136H213V135H211ZM224 136H225V135H224ZM249 136H250V135H249ZM10 137H11V136H10ZM15 137H16V136H15ZM19 137H21V136H19ZM19 137H18V138H19ZM22 137H24V136L22 135ZM42 137H43V136H42ZM74 137H75V136H74ZM78 137H79V136H78ZM78 137H77V138H78ZM86 137H88V136H86ZM93 137H94V138H97L98 136H97V137L93 136ZM93 137H92V138H93ZM130 137H129V138H130ZM136 137H137V136H136ZM144 137H145V136H144ZM163 137H164V136H163ZM178 137H179V136H178ZM178 137H177V138H178ZM182 137H183V136H182ZM228 137H229V136H228ZM231 137H233V136H231ZM244 137H247V134H246V136H244ZM26 138H27V137H26ZM37 138H38V137H37ZM40 138H41V137H40ZM45 138H46V137H45ZM62 138H63V137H62ZM71 138H72V137H71ZM82 138H83V137H82ZM92 138H91V139H92ZM101 138H102V137H101ZM115 138L117 139V137H115ZM120 138H121V137H120ZM147 138H148V137H147ZM169 138H170V137H169ZM195 138H196V137H195ZM209 138H210V136H209ZM216 138H217V137H216ZM219 138H221V137H218V139H219ZM234 138H235V137H234ZM236 138H237V137H236ZM247 138H249V137H247ZM13 139H15L14 136H13ZM29 139H30V138H29ZM32 139H33V138H32ZM32 139H31V140H32ZM35 139H36V138H35ZM58 139H59V138H58ZM74 139H75V138H74ZM74 139H73V140H74ZM89 139H90V138H87V141H89ZM113 139H114V138H113ZM122 139H123V138H122ZM143 139H145V138H143ZM158 139H159V138H158ZM163 139H164V138H163ZM178 139H179V138H178ZM183 139H184V138H183ZM204 139H205V138H204ZM222 139H223V138H222ZM238 139H239V138H238ZM254 139H255V138H254ZM256 139H257V138H256ZM41 140H42V139H41ZM52 140H53V139H52ZM85 140H86V139H85ZM85 140H84V141H85ZM100 140H101V139H100ZM111 140H112V139H111ZM119 140L121 141V139H119ZM125 140H126V139H125ZM127 140H128V139H127ZM133 140H134V139H133ZM146 140H147V139H146ZM148 140H149V139H148ZM167 140H168V139H167ZM169 140H172V138H170ZM169 140H168V141H169ZM193 140H195V139H193ZM202 140H203V139H202ZM206 140H207V139H206ZM212 140H213V139H212ZM216 140H217V139H216ZM224 140H225V139H224ZM235 140H236V139H235ZM240 140H241V139H240ZM244 140H245V139H244ZM246 140H247V139H246ZM3 141H4V140H3ZM3 141H2V142H3ZM16 141H17V140H16ZM37 141H38V140H37ZM48 141H49V140H48ZM80 141H81V140H80ZM92 141H93V140H92ZM96 141H97V140H96ZM114 141H115V140H114ZM120 141H119V142H120ZM130 141H131V139H130ZM152 141H153V139H152ZM154 141H155V140H154ZM164 141H166V140H164ZM173 141H174V143H175V139H174ZM180 141H182V140H180ZM186 141H187V140H186ZM191 141H192V139H191ZM195 141H196V140H195ZM203 141H204V140H203ZM217 141H218V140H217ZM217 141H216V142H217ZM220 141H221V140H220ZM23 142H24V141H23ZM32 142H33V140H32ZM42 142H43V140H42ZM46 142H47V141H46ZM64 142H65V140H64ZM128 142H129V140H128ZM132 142H133V141H132ZM144 142H145V141H144ZM144 142H143V143H144ZM149 142H150V141H149ZM160 142H161V141H160ZM162 142H163V141H162ZM184 142H185V141H184ZM193 142H194V141H193ZM232 142H233V141H232ZM238 142H239V141H238ZM3 143H4V142H3ZM12 143H13V142H12ZM12 143H11V141H10V144H11V145H13ZM24 143H25V142H24ZM38 143H39V142H38ZM51 143H52V142H51ZM51 143H49V144H51ZM55 143H56V142H55ZM55 143H54V144H55ZM72 143H73V141H72ZM82 143H83V142H82ZM89 143H90V141H89ZM108 143H109V142H108ZM108 143H107L106 145L109 146ZM115 143H117V142H115ZM120 143H121V142H120ZM120 143H119V144H120ZM124 143H125V142H124ZM129 143H130V142H129ZM165 143H166V142H165ZM178 143H179V140H178ZM187 143H188V142H187ZM191 143H192V142H191ZM191 143H190V144H191ZM202 143H203V142H202ZM205 143L207 144L208 141H206ZM36 144H37V143H36ZM42 144H43V143H42ZM46 144H47V143H46ZM61 144H62V142H61ZM85 144H86V143H85ZM90 144H91V143H90ZM97 144H98V143H97ZM97 144H96V145H97ZM127 144H128V143H127ZM131 144H132V143H131ZM134 144H135V143H133V146H134ZM141 144H142V142H141ZM152 144H154V142H153ZM184 144H185V143H184ZM231 144H232V143H231ZM26 145H27V144H26ZM29 145H30V144H29ZM43 145H45V144H43ZM68 145H70V144H68ZM73 145H74V143H73ZM73 145H72V147H73ZM75 145H76V144H75ZM78 145H79V144H78ZM110 145H111V143H110ZM113 145H116V144H113ZM122 145H123V144H121V146H122ZM124 145H125V144H124ZM156 145H158V144L156 143ZM170 145H171V144H170ZM172 145H173V142H172ZM186 145H187V144H186ZM188 145H189V144H188ZM4 146H5V145H4ZM4 146H2V147H4ZM31 146H32V145H31ZM62 146H63V145H62ZM64 146H66V145L64 144ZM87 146H88V143H87ZM91 146H92V145H91ZM91 146H90V147H91ZM98 146H99V145H98ZM100 146H101V145H100ZM100 146H99V148H100ZM116 146H118V145H116ZM131 146H132V145H131ZM133 146H132V147H133ZM139 146H141V145H139ZM143 146H144V145H143ZM146 146H147V145H146ZM161 146H163V145H161ZM165 146H166V145H165ZM165 146H164V147H165ZM181 146H182V145H180V147H181ZM189 146H192V145H189ZM227 146H228V145H227ZM6 147H7V146H6ZM13 147H14V146H13ZM17 147H18V146H17ZM22 147H23V146H22ZM22 147L19 146V148H22ZM24 147H25V146H24ZM24 147H23V148H24ZM50 147H51V145H50ZM57 147H59V146L57 145ZM57 147H56V149H57ZM114 147H115V146H114ZM118 147H119V146H118ZM127 147H128V146H127ZM136 147H137V146H136ZM149 147H151V146L149 145ZM149 147H148V148H149ZM158 147L160 148V145H159ZM167 147H168V146H167ZM184 147H185V146H184ZM194 147H195V146H194ZM232 147H233V146H232ZM237 147H238V145H237ZM4 148H5V147H4ZM39 148H40V147H39ZM47 148H48V147H47ZM60 148H62V147L60 146ZM60 148H59V149H60ZM69 148H70V147H69ZM69 148H68V149H67V148H64V149H65V151H66V149L69 150ZM77 148H78V147H77ZM84 148H85V145H84ZM97 148H98V147H97ZM99 148H98V149H99ZM107 148H108V147H107ZM109 148H110V147H109ZM115 148H116V147H115ZM124 148H125V147H124ZM152 148H153V147H152ZM155 148H156V147H155ZM177 148H178V147H177ZM177 148H176V149H177ZM182 148H183V147H182ZM182 148H180V149H182ZM204 148H205V147H204ZM221 148H222V147H221ZM225 148H226V147H225ZM242 148H243V147H242ZM11 149H12V148H11ZM31 149H32V148H31ZM31 149H28V150H31ZM33 149H34V148H33ZM33 149H32V150H33ZM44 149L46 150V148H44ZM74 149H75V147H74ZM79 149H80V147H79ZM81 149H82V147H81ZM103 149H104V148H103ZM120 149H121V148H120ZM120 149H119V150H120ZM134 149H136V148H134ZM144 149H146V148L144 147L143 150H144ZM173 149H175V147H174ZM186 149H187V148H186ZM193 149H194V148H193ZM218 149H220V148H218ZM227 149H228V148H227ZM234 149H235V148H233V151H234ZM2 150H3V149L1 148V151H2ZM23 150H24V149H23ZM38 150H39V149H38ZM52 150H55V149H52ZM86 150H87V149H86ZM90 150H91V149H90ZM94 150H95V149H94ZM99 150H100V149H99ZM99 150H97V151H99ZM104 150H105V149H104ZM146 150H147V149H146ZM171 150H172V149H171ZM171 150H169V151H171ZM221 150H222V149H221ZM223 150H224V147H223ZM239 150H240V149H239ZM241 150H242V149H241ZM243 150H244V149H243ZM48 151H49V150H48ZM50 151H51V150H50ZM63 151H64V150H63ZM88 151H89V150H88ZM97 151H96V152H97ZM106 151H107V150H106ZM113 151L116 152V150H113ZM137 151H138V150H137ZM139 151H140V150H139ZM144 151H145V150H144ZM153 151H154V150H153ZM158 151L161 152L160 150H158ZM163 151H164V150H162V152H163ZM175 151H176V150H175ZM183 151H184V150H183ZM27 152H28V151H27ZM33 152H34V151H33ZM42 152H43V150H42ZM44 152H45V151H44ZM46 152H47V151H46ZM53 152H54V151H53ZM56 152H57V151H56ZM74 152H75V151H74ZM80 152H81V150H80ZM111 152H112V151H111ZM111 152H110V153H111ZM117 152H118V151H117ZM134 152H135V151H134ZM146 152L148 153V152H150V151H146ZM172 152H173V151H172ZM177 152H179V151H177ZM191 152H192V151H191ZM245 152H246V151H245ZM5 153H6V152H5ZM16 153H17V151H16ZM22 153H23V152H22ZM36 153H37V152H36ZM60 153H61V152H60ZM67 153H70V151H67ZM83 153H85V151H84ZM99 153H100V152H99ZM108 153H109V151H108ZM108 153H106V154H108ZM135 153H137V152H135ZM139 153H140V152H139ZM142 153H143V152H142ZM157 153H158V152H156V155H157ZM169 153H170V152H168V154H169ZM182 153H183V152H182ZM186 153H187V152H186ZM186 153H185V154H186ZM194 153H196V152H194ZM220 153H221V152H220ZM234 153H235V151H234ZM243 153H244V152H243ZM248 153H249V152H248ZM13 154H14V153H13ZM31 154H32V153H31ZM46 154H47V153H45V155H46ZM55 154H56V153H55ZM58 154H59V153H58ZM81 154H82V153H81ZM87 154H89V153H87ZM104 154H105V153H104ZM112 154H113V152H112ZM166 154H167V153H166ZM170 154H171V153H170ZM172 154H173V153H172ZM178 154H179V153H178ZM178 154H177V155H178ZM197 154H198V151H197ZM199 154H200V153H199ZM224 154H225V153H224ZM245 154H246V153H245ZM1 155H2V153H1ZM1 155H0V156H1ZM6 155L9 156V154H6ZM10 155H11V154H10ZM14 155H15V154H14ZM17 155H19V152H18ZM34 155H35V154H34ZM36 155H37V154H36ZM63 155H64V154H63ZM75 155H77V154H75ZM75 155H74V156H75ZM79 155H80V154H79ZM89 155H90V154H89ZM113 155H114V154H113ZM150 155H152V154H150ZM180 155H181V154H180ZM180 155H178L177 157L179 158ZM241 155H242V153H241ZM248 155H250V154H248ZM52 156H53V155H52ZM65 156H66V155H65ZM81 156H82V155H81ZM92 156H93V154H92ZM95 156H96V155H95ZM100 156H102V154H101ZM103 156H105V155H103ZM103 156H102V157H103ZM106 156H111V155H106ZM122 156H123V155H122ZM122 156H121V157H122ZM129 156H130V155H129ZM135 156H136V155H135ZM160 156H161V155H159L158 158H159ZM166 156H167V155H166ZM166 156H165V157H166ZM183 156H184V154H183ZM191 156H192V155H191ZM194 156H195V154H194ZM243 156H244V155H243ZM5 157H6V156H5ZM31 157H33V155H32ZM35 157H37V156H35ZM39 157H40V156H39ZM42 157H43V156H42ZM44 157H45V156H44ZM54 157H55V156H54ZM54 157H53V158H54ZM58 157H59V156H58ZM69 157H70V155H68V158H69ZM77 157H78V156H77ZM82 157H83V156H82ZM82 157H80V158H82ZM93 157H94V156H93ZM97 157H99V156H97ZM111 157H113V156H111ZM111 157H110V159L113 160L114 158H111ZM116 157H117V156H116ZM123 157H124V156H123ZM125 157H126V155H125ZM132 157H133V155H132ZM132 157H131V158H132ZM139 157H140V156H139ZM139 157H138V158H139ZM153 157H154V155H153ZM175 157H176V156H175ZM187 157H188V156H187ZM195 157H197V155H196ZM241 157H242V156H241ZM241 157H240V158H241ZM7 158H8V157H7ZM17 158H18V157H17ZM19 158H20V157H19ZM40 158H41V157H40ZM48 158H50V157H48ZM55 158H56V157H55ZM60 158H61V157H60ZM64 158H65V157H64ZM74 158H75V157H74ZM90 158H91V156H90ZM108 158H109V157H108ZM128 158H129V157H128ZM146 158L148 159V157H146ZM150 158H151V157H150ZM160 158H161V157H160ZM166 158H167V157H166ZM166 158H165V159H166ZM169 158H170V157H169ZM171 158H172V157H171ZM171 158H170V159H171ZM173 158H174V157H173ZM184 158H186V157L184 156ZM184 158H183V159H184ZM202 158H203V157H202ZM2 159H3V157H2ZM9 159H10V158H9ZM14 159H15V158H14ZM41 159H42V158H41ZM43 159H44V158H43ZM43 159H42V160H43ZM45 159H46V158H45ZM58 159H59V158H58ZM61 159H62V158H61ZM84 159H85V158H84ZM84 159H83V160H84ZM87 159H89V158L87 157ZM91 159H92V158H91ZM91 159H90V160H91ZM94 159H95V158H94ZM135 159H136V158H134V159H132V160H135ZM143 159H144V158H143ZM152 159H153V158H152ZM163 159H164V158H163ZM181 159H182V158H181ZM186 159H187V158H186ZM186 159H184V160H186ZM216 159H217V158H216ZM246 159H247V158H246ZM246 159H245V160H246ZM22 160H23V159H22ZM31 160H32V159H31ZM36 160H37V159H36ZM54 160H57V159H54ZM63 160H64V159H63ZM63 160H62V161H63ZM67 160L70 162L69 159H67ZM73 160H74V159H73ZM81 160H82V159H81ZM97 160H98V159H97ZM119 160H120V159H119ZM127 160H129V159H127ZM132 160L130 159V162H131ZM138 160H139V159H138ZM144 160H145V159H144ZM154 160H155V158H154ZM161 160H162V159H161ZM175 160H176V159H175ZM11 161H13V160H11ZM24 161H25V160H24ZM27 161H28V160H27ZM29 161H30V160H29ZM34 161H35V160H34ZM45 161H47V160H45ZM52 161H53V160H52ZM87 161H88V160H87ZM98 161H99V160H98ZM106 161H108V159H107ZM115 161H116V160H115ZM121 161H122V160H121ZM147 161H148V160H147ZM147 161H146V163H148ZM152 161H153V160H152ZM152 161H151V162H152ZM177 161H178V160H177ZM186 161H188V160H186ZM186 161H183V160H182V162H186ZM36 162H37V161H36ZM41 162H42V161H41ZM41 162H40V163H41ZM58 162H59V161H58ZM58 162H57V163H58ZM69 162H68V163H69ZM83 162H84V161H83ZM83 162H82V163H83ZM96 162H97V161H96ZM100 162H101V160H100ZM110 162H112V161H110ZM110 162H109V164H110ZM116 162H117V161H116ZM158 162H159V161H158ZM171 162H172V161H171ZM178 162H179V161H178ZM244 162H245V161H244ZM0 163H1V162H0ZM2 163H3V161H2ZM7 163L9 164L8 161H7ZM7 163H6V164H7ZM10 163H12V162H10ZM23 163H24V162H23ZM23 163H22V164H23ZM50 163H51V162H50ZM78 163H80V162H78ZM78 163H77V165H78ZM82 163H81V164H82ZM89 163H90V162H89ZM98 163H99V162H98ZM101 163H104V161L101 162ZM141 163H143V162H141ZM161 163H162V162H161ZM164 163H165V162H164ZM176 163H177V162H176ZM190 163H191V162H190ZM198 163H199V162H198ZM203 163H204V162H203ZM6 164H5V165H6ZM8 164H7V165H8ZM30 164H31V163H30ZM32 164H33V163H32ZM38 164H39V163H38ZM43 164H44V163H43ZM43 164H42V165H43ZM45 164H46V163H45ZM55 164H56V163H55ZM55 164L53 163V165H55ZM63 164H64V163H63ZM65 164H66V163H65ZM70 164H73V163H70ZM81 164H80V165H81ZM83 164H84V163H83ZM112 164H114V163H112ZM115 164H116V163H115ZM128 164L130 165V163H128ZM136 164H137V163H136ZM138 164H139V163H138ZM143 164H145V163H143ZM143 164H142V165H143ZM149 164H150V163H149ZM172 164H173V163H172ZM179 164H180V163H179ZM199 164H200V163H199ZM243 164H244V163H243ZM33 165H34V164H33ZM36 165H37V164H36ZM56 165H58V164H56ZM74 165H75V164H74ZM84 165H85V164H84ZM95 165H96V164H95ZM101 165H102V164H101ZM103 165H104V164H103ZM133 165H134V162H133ZM139 165H140V164H139ZM139 165H138V166H139ZM150 165H151V164H150ZM152 165H153V162H152ZM157 165H158V164H157ZM160 165H161V164H160ZM188 165L190 166L189 163H188ZM193 165H194V164H193ZM241 165H242V164H241ZM245 165H246V164H245ZM245 165H244V166H245ZM25 166H26V165H25ZM27 166H28V165H27ZM44 166H45V165H43V167H44ZM48 166H50V164H49ZM61 166H62V164H61ZM108 166H109V165H108ZM110 166H111V165H110ZM122 166H123V165H122ZM145 166H146V165H145ZM154 166H156V164H155ZM176 166H177V165H176ZM197 166H198V165H197ZM197 166H196V167H197ZM202 166H204V165H202ZM3 167H5V166H3ZM32 167H33V166H32ZM36 167H37V166H36ZM36 167H35V169H36ZM59 167H60V166H59ZM65 167H66V165H65ZM76 167H77V166H76ZM78 167H79V165H78ZM81 167H82V166H81ZM83 167H84V166H83ZM83 167H82V169H83ZM99 167H100V166H99ZM103 167L106 168L105 165H104ZM113 167H115V166H113ZM116 167H117V166H116ZM120 167H121V166H120ZM120 167H119V168H120ZM130 167H131V166H130ZM130 167H129V168H130ZM136 167H137V166H136ZM148 167H150V166H148ZM184 167H185V166H184ZM184 167H183V169H184ZM198 167H199V169H200V166H198ZM198 167H197V169H198ZM246 167H248V166H246ZM6 168H7V167H6ZM8 168H9V167H8ZM28 168H29V167H28ZM39 168H40V167H39ZM39 168H38V169H39ZM47 168H48V167H47ZM47 168H46V170H47ZM55 168H57V167H55ZM67 168H68V167H67ZM67 168H66V169H67ZM87 168H89V167H87ZM97 168H98V167H97ZM108 168H109V167H108ZM108 168H107V169H108ZM124 168H125V167H124ZM124 168L121 167V169H124ZM158 168H160V167H158ZM158 168H157V169H158ZM174 168H176V167H174ZM190 168H191V167H190ZM202 168H203V167H202ZM4 169H5V168H4ZM38 169H37V170H38ZM42 169H43V168H42ZM48 169H50V168H48ZM66 169H65V170H66ZM71 169H72V168H71ZM73 169H74V167H73ZM73 169H72V170H73ZM80 169H81V168H80ZM92 169H94V168H92ZM114 169H116V168H114ZM127 169H128V168H127ZM134 169H136V168L134 167ZM143 169H145V168H143ZM149 169H150V168H149ZM149 169H148V170H149ZM186 169H189V168L186 167ZM8 170H9V169H8ZM30 170H31V168H30ZM32 170H33V169H32ZM43 170H44V169H43ZM50 170H51V169H50ZM65 170H63V171H65ZM69 170H70V169H69ZM84 170H85V168H84ZM94 170H95V169H94ZM97 170H98V169H97ZM104 170H105V169H104ZM151 170H152V168H151ZM153 170H154V168H153ZM153 170H152V171H153ZM155 170H156V169H155ZM169 170H170V169H169ZM177 170H178V169H177ZM263 170H264V168H263ZM0 171H2V169H1ZM28 171H29V170H28ZM34 171H35V170H34ZM39 171H40V170H39ZM41 171H42V170H41ZM48 171H49V170H48ZM58 171H59V170H58ZM89 171H91V170H89ZM89 171H87V173H88ZM92 171H93V170H92ZM111 171H112V170H111ZM124 171H125V170H124ZM128 171H130V170H128ZM145 171H146V169H145ZM145 171L143 170L144 173H145ZM183 171H186V170H183ZM50 172H51V171H49V174H50ZM76 172H77V171H76ZM78 172H79V169H78ZM84 172H86V170H85ZM115 172H116V171H115ZM130 172L132 173V171H130ZM137 172H138V171H137ZM143 172H142V174H143ZM146 172H148V171H146ZM156 172H157V171H156ZM177 172H178V171H177ZM177 172H176V173H177ZM192 172H193V170H192ZM254 172H255V171H254ZM32 173H34V172H32ZM36 173H37V172H36ZM36 173H35V174H36ZM39 173H40V172H39ZM44 173H45V172H44ZM51 173H52V172H51ZM61 173H63V172H61ZM70 173H72V172H70ZM99 173H100V172H99ZM113 173H114V172H113ZM116 173H117V172H116ZM118 173H119V172H118ZM123 173H124V172H123ZM174 173H175V171H174ZM184 173H185V172H184ZM200 173H201V172H200ZM0 174H1V173H0ZM3 174H4V172H3ZM5 174H6V173H5ZM56 174H58V173H56ZM94 174H95V173H94ZM96 174H97V173H96ZM96 174H95V175H96ZM100 174H101V173H100ZM103 174H104V173H103ZM126 174H127V173H126ZM146 174H147V173H146ZM150 174H151V173H150ZM153 174H154V173H153ZM169 174H170V173H169ZM169 174H168V175H169ZM181 174H182V173H181ZM187 174H188V173H187ZM19 175H21V174H19ZM29 175H31V174H29ZM33 175H34V174H33ZM37 175H38V174H37ZM43 175H44V174H43ZM47 175H48V174H47ZM54 175H55V174H54ZM68 175H69V173H68ZM75 175H76V174H75ZM81 175H82V174H81ZM81 175H80V176H81ZM84 175H85V174H84ZM84 175H83V176H84ZM107 175L109 176V174H107ZM120 175H124V174H120ZM128 175H129V174H128ZM130 175H131V174H130ZM132 175H133V174H132ZM144 175H145V174H144ZM148 175H149V174H148ZM154 175H155V174H154ZM176 175H177V174H176ZM182 175H183V174H182ZM182 175H181V176H182ZM197 175H198V174H197ZM248 175H249V174H248ZM1 176H2V175H1ZM34 176H35V175H34ZM70 176H71V175H70ZM83 176H81V177H83ZM98 176H99V175H98ZM117 176H119V175H117ZM137 176H138V175H137ZM166 176H167V175H166ZM170 176H171V175H170ZM181 176H180V177H181ZM261 176H262V175H261ZM263 176H264V175H263ZM3 177H4V176H3ZM6 177H7V176H6ZM6 177H5V178H6ZM55 177H57V176H55ZM59 177H60V176H59ZM72 177H73V176H72ZM74 177H75V176H74ZM87 177H88V176H87ZM94 177H95V176H94ZM103 177H104V176H103ZM122 177H123V176H122ZM122 177H121V178H122ZM139 177H140V176H139ZM147 177H148V176H147ZM158 177H159V175H158ZM246 177H247V176H246ZM255 177H256V176H255ZM31 178H32V175H31ZM33 178H34V177H33ZM36 178H37V176L35 177V179H36ZM52 178H53V177H52ZM68 178H69V177H68ZM68 178H67V179H68ZM88 178H89V177H88ZM97 178H98V177H97ZM99 178H100V177H99ZM107 178H108V177H107ZM113 178H114V177H113ZM115 178H116V177H115ZM121 178H119V180H120ZM135 178H136V177H135ZM144 178H145V177H144ZM172 178H173V177H172ZM183 178H184V177H183ZM37 179H38V178H37ZM41 179H42V178H41ZM44 179H46V178H44ZM47 179H48V177H47ZM47 179H46V180H47ZM55 179H56V178H55ZM69 179H70V178H69ZM85 179H86V178H85ZM95 179H96V178H95ZM101 179H102V178H101ZM109 179H110V178H109ZM109 179L107 180L108 182H109ZM128 179H129V178H128ZM132 179H133V178H132ZM141 179H142V178H141ZM149 179H150V178H149ZM181 179H182V178H181ZM8 180H9V179H8ZM12 180H13V179H12ZM20 180H21V179H20ZM23 180H24V179H23ZM32 180H33L32 182H34V179H32ZM38 180H39V179H38ZM38 180H37V181H38ZM76 180H77V179H76ZM80 180H81V179H80ZM99 180H100V179H99ZM126 180H127V179H126ZM136 180H138V179H136ZM143 180H144V179H142V181H143ZM147 180H148V179H147ZM150 180L153 181V179H150ZM163 180H164V179H163ZM166 180H167V179H166ZM190 180H191V179H190ZM2 181H3V180H2ZM14 181H15V180H14ZM16 181H17V180H16ZM28 181H29V180H28ZM74 181H75V179H74ZM83 181H85V180H83ZM87 181H88V180H87ZM90 181H91V180H90ZM103 181H104V179H103ZM111 181H112V180H111ZM127 181H128V180H127ZM129 181H130V180H129ZM132 181H133V180H132ZM134 181H135V180H134ZM155 181H156V180H154V182H155ZM253 181H254V180H253ZM0 182H1V181H0ZM6 182H7V180H6ZM9 182H10V181H9ZM23 182H24V181H23ZM40 182H42V181H40ZM57 182H58V181H57ZM59 182H60V181H59ZM66 182H67V181H66ZM108 182H107V183H108ZM130 182H131V181H130ZM163 182L165 183V181H162V183H163ZM173 182H175V181H173ZM259 182H260V181H259ZM14 183H15V182H14ZM35 183H37V182H35ZM35 183H34V184H35ZM63 183H65V182H62V184H63ZM78 183H80V182H78ZM87 183H88V182H87ZM87 183H86V184H87ZM90 183H91V182H90ZM96 183H97V182H96ZM99 183H100V182H99ZM109 183H110V182H109ZM117 183H119V182H117ZM125 183H126V182H125ZM131 183H133V182H131ZM135 183H136V182H135ZM137 183H138V182H137ZM139 183H140V180H139ZM142 183H143V182H142ZM145 183H146V182H145ZM151 183H153V182H151ZM188 183H189V182H188ZM3 184H5V183H3ZM15 184H16V183H15ZM18 184H19V183H18ZM22 184H23V183H22ZM41 184H43V183H41ZM46 184H47V183H46ZM56 184H57V183H56ZM112 184H113V183H112ZM122 184H123V183H122ZM133 184H134V183H133ZM8 185H9V184H8ZM25 185H26V184H25ZM38 185H39V183H38ZM44 185H45V184H44ZM60 185H61V184H60ZM64 185H65V184H64ZM68 185H69V184H68ZM90 185H91V184H90ZM90 185H89V186H90ZM103 185H105L106 187H108V186H107L108 184H107V185H106V184H103ZM127 185H128V182H127ZM138 185H139V184H138ZM138 185H137V186H138ZM146 185H147V184H146ZM155 185H156V184H155ZM55 186H56V185H55ZM61 186H62V185H61ZM78 186H79V185H78ZM78 186H77V187H78ZM84 186H85V185H84ZM91 186H92V185H91ZM93 186H94V185H93ZM93 186H92V187H93ZM96 186H97V185H96ZM123 186H125V185H123ZM133 186H134V185H133ZM142 186H143V185H142ZM148 186H149V185H148ZM153 186H154V185H153ZM184 186H185V185H184ZM3 187H4V185H3ZM5 187H7V186H5ZM8 187H9V186H8ZM10 187H12V186H10ZM13 187H14V186H13ZM15 187H16V186H15ZM20 187H21V186H20ZM22 187H23V186H22ZM31 187H32V186H31ZM34 187H35V186H34ZM42 187H43V186H42ZM42 187H41V188H42ZM44 187H45V186H44ZM57 187H58V186H57ZM64 187H65V186H64ZM64 187H63V188H64ZM69 187H70V186H69ZM77 187H76V189H77ZM112 187H114V186H112ZM120 187H121V186H120ZM149 187L151 188V185H150ZM29 188H30V187H29ZM70 188H71V187H70ZM74 188H75V187H74ZM95 188H97V187H95ZM109 188H110V187H109ZM115 188H116V187H115ZM123 188H124V187H123ZM143 188H144V187H143ZM145 188H146V187H145ZM147 188H148V187H147ZM147 188H146V190H148ZM156 188H157V187H156ZM13 189H14V188H13ZM25 189H26V188H25ZM54 189H55V188H54ZM64 189H65V188H64ZM67 189H68V188H67ZM86 189H87V188H86ZM102 189H103V188H102ZM106 189H107V188H106ZM128 189H129V188H128ZM131 189H132V188H131ZM131 189H129L128 191H130ZM11 190H12V189H11ZM14 190H15V189H14ZM30 190H32V189H30ZM34 190H35V189H34ZM42 190H43V189H42ZM77 190H78V189H77ZM89 190H90V191H93L94 189H93V190H92V189H89ZM95 190H96V189H95ZM114 190H115V189H114ZM126 190H127V189H126ZM137 190H138V189H137ZM140 190H141V189H140ZM7 191H8V190H7ZM19 191H20V190H19ZM27 191H29V190H27ZM38 191H39V190H38ZM43 191H44V190H43ZM65 191H66V190H65ZM69 191H70V190H69ZM75 191H76V190H75ZM78 191H79V190H78ZM78 191H77V192H78ZM80 191H81V189H80ZM80 191H79V192H80ZM84 191H85V189H84ZM112 191H113V190H112ZM117 191H118V190H117ZM120 191H121V190H120ZM123 191H124V190H123ZM135 191H136V189H135ZM142 191H143V190H142ZM151 191H152V190H151ZM35 192H36V191H35ZM62 192H63V191H62ZM93 192H94V191H93ZM93 192H92V193H93ZM105 192H106V191H105ZM110 192H111V191H110ZM110 192H109V193H110ZM130 192H131V191H130ZM133 192H134V190H133ZM136 192H137V191H136ZM138 192H139V190H138ZM3 193H4V192H3ZM16 193H17V192H16ZM22 193H23V192H22ZM28 193H30V191H29ZM67 193H68V192H67ZM73 193H74V192H73ZM75 193H76V192H75ZM83 193H84V192H83ZM86 193H87V192H86ZM88 193H89V192H88ZM106 193H107V192H106ZM118 193H119V192H118ZM131 193H132V192H131ZM139 193H140V192H139ZM145 193H146V192H145ZM147 193H148V191H147ZM0 194H1V193H0ZM40 194H41V193H40ZM81 194H82V193H80L79 196H81ZM98 194H99V193H98ZM111 194H112V192H111ZM111 194H110V195H111ZM113 194H114V193H113ZM137 194H138V193H137ZM137 194H136V195H137ZM148 194H149V193H148ZM150 194H152V193H150ZM159 194H160V193H159ZM169 194H170V193H169ZM181 194H182V193H181ZM19 195H21V194H19ZM31 195H33L32 192H31ZM35 195H36V194H35ZM58 195H59V194H58ZM64 195H65V194H64ZM87 195H88V194H87ZM89 195H91V194H89ZM104 195H105V194H104ZM107 195H108V194H107ZM120 195H121V194H120ZM133 195H134V194H133ZM141 195H142V194H141ZM165 195H166V194H165ZM250 195H251V193H250ZM25 196H26V194H25ZM41 196H42V195H41ZM77 196H78V195H77ZM85 196H86V195H85ZM100 196H101V195H100ZM126 196H127V195H126ZM142 196H143V195H142ZM167 196H168V195H167ZM172 196H174V195H172ZM177 196H178V195H177ZM19 197H20V196H19ZM26 197H27V196H26ZM59 197H60V196H59ZM59 197H58V198H59ZM65 197H66V195H65ZM68 197H69V195H68ZM68 197H67V198H68ZM89 197H90V196H89ZM98 197H99V196H98ZM143 197H144V196H143ZM147 197H148V195H147ZM156 197H157V196H156ZM156 197H155V198H156ZM165 197H166V196H165ZM2 198L4 199L3 196H2ZM60 198H61V197H60ZM72 198H73V197H72ZM80 198H81V197H80ZM91 198H94V197H91ZM91 198H90V199H91ZM95 198H96V197H95ZM103 198H104V197H103ZM106 198H107V197H106ZM108 198H109V197H108ZM120 198H121V197H120ZM134 198H135V197H134ZM134 198H132L133 201L135 200ZM145 198H146V197H145ZM150 198H151V197H150ZM150 198H149V199H150ZM158 198H159V197H158ZM160 198H161V195H160ZM170 198H171V197H170ZM175 198H176V197H175ZM31 199H32V198H31ZM40 199H41V198H40ZM75 199H76V198H75ZM75 199H72V200H75ZM77 199H78V198H77ZM85 199H86V198H85ZM114 199H115V198H114ZM137 199H138V198H137ZM137 199H136V202H137ZM140 199H142V198H140ZM147 199H148V198H147ZM253 199H254V198H253ZM23 200H24V197H23ZM32 200H33V199H32ZM38 200H39V199H38ZM61 200H62V199H61ZM65 200H66V199H65ZM65 200H64V201H65ZM68 200H69V198H68ZM72 200H71V202H72ZM106 200H108V199H106ZM111 200H112V199H111ZM126 200H127V198H126ZM129 200H130V198H129ZM154 200H155V199H153L152 201L154 202ZM29 201H30V200H29ZM41 201H42V200H41ZM62 201H63V200H62ZM75 201H76V200H75ZM79 201H80V200H79ZM79 201H78V202H79ZM99 201H101V200H99ZM103 201H105V200H103ZM109 201H110V200H109ZM164 201H165V200H164ZM16 202H17V201H16ZM35 202H37V201H35ZM42 202H43V201H42ZM46 202H47V201H46ZM94 202H95V201H94ZM96 202H97V201H96ZM96 202H95L94 204H96ZM120 202H121V201H120ZM136 202H134V203H136ZM140 202H141V201H139L138 203L140 204ZM248 202H249V200H248ZM1 203H2V202H1ZM24 203H25V202H24ZM50 203H51V202H50ZM63 203H64V202H63ZM76 203H77V202H75V204H76ZM91 203H93V202H91ZM103 203H104V202H103ZM105 203H106V202H105ZM144 203H145V202H144ZM144 203H143V204H144ZM164 203H166V202H164ZM22 204H23V203H22ZM26 204H28V203H26ZM31 204H32V203H31ZM31 204H30V205H31ZM46 204H47V203H46ZM54 204H55V203H54ZM57 204H58V203H57ZM68 204H69V203H68ZM70 204H71V203H70ZM70 204H69V205H70ZM78 204H80V202H79ZM97 204H98V203H97ZM97 204H96V205H97ZM100 204H101V203H100ZM121 204H122V202H121ZM129 204H130V203H129ZM147 204H149V203H147ZM157 204H158V203H157ZM168 204H169V203H168ZM174 204H175V203H174ZM174 204H173V205H174ZM255 204H256V203H255ZM261 204H262V203H261ZM38 205H39V204H38ZM65 205H66V204H65ZM90 205H91V204H90ZM111 205H112V204H111ZM116 205H117V204H116ZM122 205H123V204H122ZM134 205H135V204H134ZM150 205H151V204H150ZM154 205H156V204H154ZM263 205H264V204H263ZM1 206H2V205H1ZM19 206H20V205H19ZM46 206H48V205H46ZM58 206H59V205H58ZM60 206H62V205H60ZM63 206H64V205H63ZM66 206H67V205H66ZM83 206H84V205H83ZM86 206H87V205H86ZM130 206H131V205H130ZM130 206H129V207H130ZM160 206H161V205H160ZM163 206H165V205H163ZM171 206H172V205H171ZM56 207H57V206H56ZM64 207H65V206H64ZM67 207H69V206H67ZM76 207H77V206H76ZM84 207H85V206H84ZM87 207H88V206H87ZM93 207H94V206H93ZM97 207H98V206H97ZM109 207H110V206H109ZM114 207H115V205H114ZM114 207H113V208H114ZM116 207H117V206H116ZM123 207H124V206H122V208H123ZM141 207H142V206H141ZM5 208H6V207H5ZM26 208H27V207H26ZM44 208H46V207L44 206ZM58 208H59V207H58ZM58 208H56V209H58ZM72 208H74V207H72ZM101 208H102V207H101ZM130 208H131V207H130ZM136 208H137V207H136ZM139 208H140V207H139ZM155 208H157V207H155ZM174 208H175V207H174ZM36 209H37V208H36ZM69 209H70V208H69ZM77 209H78V208H77ZM86 209H87V208H86ZM86 209H85V210H86ZM94 209H95V208H94ZM102 209H103V208H102ZM107 209H108V205H107ZM119 209H120V208H119ZM143 209H144V208H143ZM147 209H149V208H147ZM151 209H152V208H151ZM8 210H9V209H8ZM17 210H18V209H17ZM19 210H20V209H19ZM37 210H38V209H37ZM39 210H40V209H39ZM41 210H42V209H41ZM41 210H40V211H41ZM74 210H75V209H74ZM91 210H92V209H91ZM97 210H98V209H97ZM100 210H101V209H100ZM104 210H105V209H104ZM112 210H113V209H112ZM127 210H128V209H127ZM130 210H131V209H130ZM136 210H137V209H136ZM171 210H172V209H171ZM171 210H170V211H171ZM252 210L254 211V209H252ZM54 211H55V209H54ZM64 211H65V210H64ZM80 211H81V210H80ZM95 211H96V210H95ZM102 211H103V210H102ZM110 211H111V210H110ZM115 211H116V210H115ZM115 211H114V213H116ZM119 211H120V210H119ZM128 211H129V210H128ZM132 211H133V210H132ZM141 211H142V210H141ZM151 211H152V210H151ZM153 211H154V210H153ZM156 211H157V210H156ZM166 211H169V210H166ZM30 212H31V210H30ZM33 212H34V211H33ZM77 212H78V211H77ZM93 212H94V211H93ZM103 212H104V211H103ZM105 212H106V211H105ZM108 212H109V211H108ZM147 212H148V211H147ZM157 212H158V211H157ZM236 212H237V211H236ZM258 212H259V211H258ZM35 213H36V212H35ZM60 213H61V212H60ZM62 213H64V212L62 211ZM70 213H71V212H70ZM70 213H68V214H70ZM79 213H80V212H79ZM95 213H96V212H95ZM111 213H112V212H111ZM122 213H123V212H122ZM136 213H137V212H136ZM139 213H140V211H139ZM141 213H142V212H141ZM1 214H2V213H1ZM7 214H9V213H7ZM54 214H55V213H54ZM72 214H73V213H72ZM74 214H75V213H74ZM101 214H103V213H101ZM112 214H113V213H112ZM112 214H111V215H112ZM118 214H119V213H118ZM118 214H116V215H118ZM137 214H138V213H137ZM152 214H153V213H152ZM152 214H151V215H152ZM2 215H3V214H2ZM5 215H6V214H5ZM27 215H28V214H27ZM64 215H65V214H64ZM79 215H80V214H79ZM97 215H100V214L98 213ZM111 215H110V216L108 215V216L111 217ZM127 215H128V214H127ZM157 215H158V213H157ZM157 215H156V217H157ZM170 215H171V213H170ZM173 215H174V214H173ZM237 215H238V214H237ZM237 215H236V216H237ZM241 215H242V214H241ZM19 216H20V215H19ZM19 216H18V217H19ZM30 216H32V215H30ZM34 216H35V215H34ZM34 216H33L32 218H34ZM56 216H57V215H56ZM66 216H67V215H66ZM69 216H70V215H69ZM73 216H74V215H73ZM100 216H101V215H100ZM102 216H104V215H102ZM112 216H113V215H112ZM142 216H143V215H142ZM144 216H145V215H144ZM144 216H143L142 219H144ZM146 216H147V215H146ZM158 216H159V215H158ZM166 216H168V215H166ZM236 216H235V217H236ZM247 216H248V215H247ZM9 217H10V216H9ZM24 217H25V215H24ZM93 217H94V216H93ZM96 217H97V216H96ZM117 217L120 218V216H117ZM125 217H126V216H125ZM136 217H137V216H136ZM139 217H140V216H139ZM170 217H171V216H170ZM238 217H239V216H238ZM2 218H3V217H2ZM45 218H46V217H45ZM49 218H50V217H49ZM52 218H53V217H52ZM54 218H55V217H54ZM67 218H68V217H67ZM69 218H70V217H69ZM73 218H74V217H73ZM94 218H95V217H94ZM100 218H101V217H100ZM102 218H103V217H102ZM102 218H101V219H102ZM121 218H122V217H121ZM128 218H129V217H128ZM131 218H132V217H131ZM131 218H130V219H131ZM145 218H146V217H145ZM150 218H152V217H150ZM260 218H261V217H260ZM20 219H21V218H20ZM25 219H26V218H25ZM50 219H51V218H50ZM77 219H78V218H77ZM83 219H84V218H83ZM83 219H82V220H83ZM87 219H88V218H87ZM87 219H86V221H87ZM111 219H113V218H111ZM122 219H123V218H122ZM142 219H141V220H142ZM166 219H167V218H166ZM169 219H170V218H169ZM169 219H168V221H169ZM171 219H172V218H171ZM174 219H175V218H174ZM0 220H1V219H0ZM23 220H24V219H23ZM23 220H22V221H23ZM28 220H29V219H28ZM72 220H73V219H72ZM80 220H81V219H80ZM123 220H126V219H123ZM128 220H129V219H128ZM8 221H9V220H8ZM52 221H53V220H52ZM76 221H77V220H76ZM106 221H107V220H106ZM118 221H119V220H118ZM145 221H146V220H145ZM236 221H237V220H236ZM9 222H10V221H9ZM11 222H12V221H11ZM20 222H21V221H20ZM28 222H29V221H28ZM54 222H55V221H54ZM89 222H90V221H89ZM104 222H105V221H104ZM113 222H115V221H113ZM125 222H126V221H125ZM134 222H136V221H134ZM146 222H147V221H146ZM153 222H154V220H153ZM232 222H233V221H232ZM6 223H7V222H6ZM25 223H26V222H25ZM46 223H48V222H46ZM50 223H51V222H50ZM109 223H110V222H109ZM117 223H119V222H117ZM126 223H127V222H126ZM162 223H163V222H162ZM168 223H169V222H168ZM249 223H250V222H249ZM21 224H22V223H21ZM26 224H27V223H26ZM26 224H25V225H26ZM65 224H66V223H65ZM98 224H99V223H98ZM122 224H123V223H122ZM129 224H130V223H129ZM140 224H141V223H140ZM154 224H155V223H154ZM164 224H166V222H165ZM164 224H163V225H164ZM2 225H4L3 222H2ZM48 225H49V224H48ZM60 225H62V224H60ZM63 225H64V224H63ZM69 225H71V224H69ZM74 225H75V224H74ZM100 225H101V224H100ZM107 225H108V224H107ZM120 225H121V224H120ZM126 225H127V224H126ZM144 225H145V224H144ZM147 225H148V224H147ZM163 225H162V226H163ZM251 225H252V224H251ZM12 226H13V225H12ZM22 226H23V224H22ZM49 226H50V225H49ZM55 226H56V223H55ZM72 226H73V225H72ZM81 226H82V225H81ZM110 226H111V225H110ZM117 226H118V225H117ZM121 226H122V225H121ZM127 226H128V225H127ZM127 226H126V227H127ZM142 226H143V225H142ZM254 226H255V225H254ZM0 227H1V226H0ZM65 227H66V226H65ZM101 227H102V226H101ZM122 227H123V226H122ZM122 227H120V230H122V229H121ZM132 227H133V226H132ZM132 227H131V228H132ZM139 227H140V226H139ZM156 227H157V226H156ZM1 228H2V227H1ZM7 228H8V227H7ZM47 228H48V226H47ZM49 228H50V227H49ZM117 228H118V227H117ZM145 228H146V227H145ZM159 228H161V227H159ZM2 229H3V228H2ZM4 229H6V228H4ZM45 229H46V228H45ZM63 229H64V228H63ZM65 229H66V228H65ZM70 229H71V228H70ZM70 229H67V230H70ZM77 229H78V228H77ZM100 229H101V228H100ZM112 229H113V228H112ZM127 229H128V228H127ZM133 229H135V228H133ZM156 229H157V228H156ZM161 229H162V228H161ZM256 229H257V228H256ZM11 230H13V229H11ZM11 230H10V231H11ZM46 230H47V229H46ZM84 230H85V229H84ZM120 230H119V231H120ZM123 230H124V229H123ZM125 230H126V229H125ZM147 230H148V228L146 229V232H147ZM158 230H159V229H158ZM169 230H170V229H169ZM184 230H185V229H184ZM2 231H3V230H2ZM10 231H9V232H10ZM27 231H28V229H27ZM31 231H32V230H31ZM58 231H59V230H58ZM77 231H78V230H77ZM108 231H109V230H108ZM110 231H111V230H110ZM126 231H127V230H126ZM131 231H132V230H131ZM148 231H149V230H148ZM153 231H154V230H153ZM178 231H179V230H178ZM245 231H246V230H245ZM18 232H19V231H18ZM18 232H17V233H18ZM33 232H34V231H33ZM52 232H53V231H52ZM67 232H68V231H67ZM71 232H72V231H71ZM79 232H80V231H79ZM85 232H86V231H85ZM91 232H92V231H91ZM121 232H122V231H121ZM136 232H137V230H136ZM150 232H152V231L150 230ZM161 232H162V231H161ZM172 232H173V230H172ZM182 232H183V231H182ZM185 232H186V231H185ZM14 233H15V232H14ZM25 233H26V232H25ZM39 233H41V232H39ZM39 233H38V234H39ZM62 233H65V232H62ZM62 233H61V234H62ZM103 233H104V232H103ZM183 233H184V232H183ZM186 233H187V232H186ZM3 234H4V233H3ZM6 234L8 235V233H6ZM11 234H13V232H11ZM38 234H37V235H38ZM68 234H69V233H67V235H68ZM111 234H113V233H111ZM122 234H123V233H122ZM168 234H169V233H168ZM7 235H6V236H7ZM9 235H10V234H9ZM51 235H52V234H51ZM53 235H54V234H53ZM80 235H81V234H80ZM86 235H87V234H86ZM103 235H104V234H103ZM114 235H115V234H114ZM116 235H117V234H116ZM116 235H115V236H116ZM143 235H144V234H143ZM181 235H182V234H181ZM0 236H1V235H0ZM2 236H3V235H2ZM57 236H58V235H57ZM59 236H60V234H59ZM65 236H66V235H65ZM76 236H77V235H76ZM76 236H75V237H76ZM112 236H113V235H112ZM131 236H132V234H131ZM139 236H140V234H139ZM165 236H166V235H165ZM257 236H258V234H257ZM4 237H5V235H4ZM4 237H3V238H4ZM12 237H13V235H12ZM61 237H62V236H61ZM88 237H89V236H88ZM95 237H96V236H95ZM108 237H109V236H108ZM118 237H119V236H118ZM122 237H123V236H122ZM220 237H221V236H220ZM15 238H16V237H15ZM49 238H50V237H49ZM69 238H70V237H69ZM86 238H87V237H86ZM93 238H94V237H93ZM105 238H106V237H105ZM105 238H104V239H105ZM112 238H113V237H112ZM115 238H116V237H115ZM126 238H127V237H126ZM134 238H135V237H134ZM140 238H141V237H140ZM150 238H151V237H150ZM153 238H154V237H153ZM249 238H250V236H249ZM1 239H2V238H1ZM6 239H7V237H6ZM9 239H11V238H9ZM12 239H13V238H12ZM19 239H20V238H19ZM19 239H18V241H19ZM42 239H43V237H42ZM57 239H58V237H57ZM63 239H64V238H63ZM70 239H71V238H70ZM76 239H77V238H76ZM79 239H80V238H79ZM94 239H95V238H94ZM94 239H93V240H94ZM108 239H109V238H108ZM113 239H114V238H113ZM118 239H119V238H118ZM122 239H124V238H122ZM176 239L178 240V238H176ZM258 239H259V238H258ZM67 240H68V239H67ZM71 240H72V239H71ZM86 240H87V239H86ZM86 240H85V241H86ZM115 240H116V239H115ZM120 240H121V239H120ZM133 240H134V239H133ZM256 240H257V239H256ZM48 241H49V239H48ZM68 241H70V240H68ZM76 241H77V240H76ZM81 241L83 242V240H81ZM99 241H100V239H99ZM108 241H109V240H108ZM110 241H111V240H110ZM127 241H128V240H127ZM136 241H137V240H136ZM145 241H146V240H145ZM165 241H166V240H165ZM165 241H164V242H165ZM12 242H13V240H12ZM25 242H26V241H25ZM38 242H39V241H38ZM44 242H45V241H44ZM54 242H55V241H54ZM58 242H60V241L58 240ZM74 242H75V241H74ZM90 242H91V241H90ZM103 242H104V241H103ZM114 242L116 243L117 241H114ZM120 242H121V241H120ZM122 242H123V241H122ZM122 242H121V243H122ZM137 242H138V241H137ZM139 242H140V241H139ZM164 242H163V243H164ZM263 242H264V241H263ZM3 243H4V242H3ZM9 243H10V242H9ZM9 243H8V245H9ZM20 243H21V241H20ZM33 243H34V242H33ZM49 243H50V242H49ZM51 243H52V242H51ZM107 243H108V242H107ZM118 243H119V242H118ZM144 243H145V242H144ZM199 243H200V242H199ZM253 243H254V242H253ZM4 244H6V242H5ZM16 244H17V242H16ZM37 244H38V243H37ZM43 244H44V243H43ZM73 244H74V243H73ZM73 244H72V245H73ZM87 244H88V243H87ZM102 244H103V243H102ZM137 244H138V243H137ZM150 244H151V243H150ZM157 244H158V243H157ZM55 245H58V244H55ZM68 245H69V244H68ZM76 245H77V244H76ZM79 245H80V244H79ZM83 245H84V244H83ZM88 245H89V244H88ZM111 245H112V244H111ZM123 245H124V244H123ZM123 245H122V246H123ZM128 245H130V244H128ZM162 245H163V244H162ZM165 245H166V244H165ZM178 245H179V244H178ZM253 245H254V244H253ZM255 245H256V244H255ZM2 246H3V245H2ZM2 246H1V248H2ZM5 246H6V245H4V247H5ZM10 246H11V245H10ZM13 246H14V245H13ZM46 246H47V245H46ZM46 246H44V248H45ZM52 246H54V245L52 244ZM52 246H51V247H52ZM64 246H65V245H64ZM69 246H70V245H69ZM74 246H75V245H74ZM89 246H90V245H89ZM96 246H97V245H96ZM150 246H152V245H150ZM160 246H161V245H160ZM160 246H159V247H160ZM173 246H174V245H173ZM24 247H26V246H24ZM71 247H72V246H71ZM91 247H92V246H91ZM94 247H95V246H94ZM117 247H118V246H117ZM130 247H132V245H131ZM146 247H147V246H146ZM165 247H166V246H165ZM8 248H9V247H8ZM31 248H32V247H31ZM49 248H50V245H49ZM60 248H61V247H60ZM74 248H75V247H74ZM80 248H82V247H80ZM83 248H84V247H83ZM83 248H82V249H83ZM101 248H102V247H100V249H101ZM109 248H110V247H109ZM109 248H108V249H109ZM126 248H127V247H126ZM139 248H140V247H139ZM149 248H150V247H149ZM149 248H148V249H149ZM151 248H153V247H151ZM162 248H163V247H162ZM10 249H11V248H10ZM13 249H14V247H13ZM15 249H16V247H15ZM21 249H23V248L21 247ZM34 249H35V248H34ZM72 249H73V248H72ZM91 249H92V248H91ZM96 249H97V248H96ZM112 249H113V248H112ZM140 249H141V248H140ZM153 249H154V248H153ZM4 250H5V249H4ZM16 250H17V249H16ZM52 250H53V249H52ZM63 250H64V249H63ZM63 250H62V251H63ZM65 250H66V249H65ZM98 250H99V248H98ZM102 250H103V249H102ZM106 250H107V249H106ZM110 250H111V249H110ZM125 250H126V249H125ZM150 250H151V249H150ZM168 250H169V249H168ZM172 250H173V249H172ZM174 250H176V249H175V246H174ZM178 250H179V249H178ZM9 251H10V250H9ZM9 251H8V252H9ZM25 251H26V249H25ZM31 251H32V250H31ZM34 251H35V250H34ZM34 251H33L32 253H34ZM38 251H39V250H38ZM42 251H43V250H42ZM44 251H45V249H44ZM44 251H43V252H44ZM49 251H51V249H49ZM58 251H59V250H58ZM66 251H67V250H66ZM85 251H86V250H85ZM87 251H88V250H87ZM113 251H114V250H113ZM132 251H133V250H132ZM182 251H183V250H182ZM4 252H5V251H3L2 253H4ZM6 252H7V251H6ZM11 252H12V251H11ZM21 252H22V251H21ZM27 252H28V251H27ZM29 252H30V251H29ZM39 252H40V251H39ZM39 252H38V254H39ZM51 252H52V251H51ZM54 252H55V251H54ZM54 252H53V253H54ZM63 252H64V251H63ZM73 252H74V251H73ZM81 252H82V251H81ZM89 252H90V251H89ZM101 252H102V251H101ZM123 252H124V250H123ZM143 252H144V250H143ZM153 252H154V251H153ZM168 252H169V251H168ZM2 253H1V254H2ZM15 253H16V252H15ZM46 253H47V252H46ZM65 253H66V252H65ZM86 253H87V252H86ZM93 253H94V252H93ZM102 253H103V252H102ZM106 253H107V252H106ZM113 253H114V252H113ZM133 253H134V252H133ZM169 253H170V252H169ZM215 253H216V252H215ZM4 254H5V253H4ZM22 254H23V253H22ZM28 254H29V253H28ZM36 254H37V253H36ZM36 254H34V255H36ZM44 254H45V252H44ZM47 254H48V253H47ZM47 254H46V255H47ZM56 254H57V251H56ZM71 254H72V253H71ZM89 254H90V253H89ZM97 254H98V253H97ZM116 254H117V253H116ZM145 254H146V253H145ZM151 254H152V253H151ZM167 254H168V253H167ZM11 255H12V254H11ZM18 255H19V254H18ZM59 255H60V254H59ZM62 255H63V254H62ZM74 255H76V253H75ZM77 255H78V254H77ZM84 255H85V254H83V256H84ZM87 255H88V254H87ZM100 255H101V254H100ZM106 255H108V254H106ZM117 255H118V254H117ZM142 255H144V254H142ZM0 256H1V255H0ZM15 256H16V255H15ZM26 256H27V255H26ZM30 256H31V255H30ZM32 256H33V255H32ZM38 256H39V255H38ZM40 256H41V255H40ZM67 256H68V254H67ZM67 256H66V257H67ZM81 256H82V255H81ZM85 256H86V255H85ZM101 256H102V255H101ZM150 256H151V255H150ZM9 257H11V256H9ZM17 257H18V256H17ZM35 257H36V256H35ZM45 257H48V255L45 256ZM74 257H75V256H74ZM91 257H92V256H91ZM102 257H103V256H102ZM113 257H115V256H113ZM123 257H124V256H123ZM140 257H141V256H140ZM142 257H143V256H142ZM154 257H155V256H154ZM177 257H178V256H177ZM230 257H231V256H230ZM4 258H5V257H4ZM24 258H25V257H24ZM26 258H27V257H26ZM32 258H33V257H32ZM37 258H38V257H37ZM40 258H41V257H40ZM59 258H60V257H59ZM68 258H69V257H68ZM72 258H73V257H72ZM93 258H94V257H93ZM103 258H104V257H103ZM111 258H112V257H111ZM135 258H136V257H135ZM150 258H151V257H150ZM161 258H162V257H161ZM13 259H14V258H13ZM20 259H21V258H20ZM44 259H45V258H44ZM50 259H51V258H50ZM77 259H78V258H77ZM96 259H97V258H96ZM100 259H101V258H100ZM105 259H106V257H105ZM118 259H119V257H118ZM177 259H178V258H177ZM8 260H10V259H8ZM18 260H19V259H18ZM18 260H17V261H18ZM23 260H24V259H23ZM28 260H29V259H28ZM34 260L37 261L36 258H34ZM45 260H46V259H45ZM45 260H44V261H45ZM53 260H55V259H53ZM115 260H116V259H115ZM120 260H121V259H120ZM141 260H143V259H141ZM156 260H157V258H156ZM159 260H161V259H159ZM5 261H6V260H5ZM10 261H14V260H10ZM56 261H57V260H56ZM68 261H69V260H67V262H68ZM77 261H78V260H77ZM84 261H85V260H84ZM86 261H87V260H86ZM93 261H94V260H93ZM101 261H102V260H101ZM118 261H119V260H118ZM152 261H153V260H152ZM165 261H166V260H165ZM8 262H9V261H8ZM57 262H59V261H57ZM61 262H63V261L61 260ZM71 262H72V261H70V263H71ZM74 262H75V261H74ZM78 262H79V261H78ZM134 262H135V259H134ZM138 262L140 263V261H138ZM138 262H137V263H138ZM141 262H142V261H141ZM13 263H14V262H13ZM15 263L17 264V262H15ZM29 263H30V262H29ZM32 263H33V262H32ZM54 263H55V262H54ZM95 263H96V262H95ZM107 263H109V262L107 261ZM112 263H113V262H112ZM127 263H128V262H127ZM135 263H136V262H135ZM158 263H159V262H158ZM163 263H165V262L163 261ZM6 264H7V263H6ZM10 264H11V262H10ZM33 264H34V263H33ZM39 264H42V263H39ZM48 264H49V262H48ZM68 264H69V263H68ZM77 264H78V263H77ZM81 264H82V263H81ZM105 264H106V263H105ZM114 264H115V263H114ZM145 264H146V263H145ZM156 264H157V262H156Z\"/></svg>",
	"mask_w": 264,
	"mask_h": 264
}]
</instances>
